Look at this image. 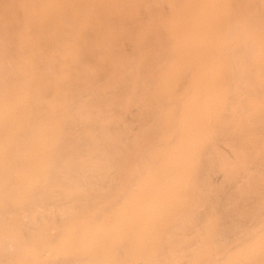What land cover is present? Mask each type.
<instances>
[{
  "label": "rangeland",
  "instance_id": "rangeland-1",
  "mask_svg": "<svg viewBox=\"0 0 264 264\" xmlns=\"http://www.w3.org/2000/svg\"><path fill=\"white\" fill-rule=\"evenodd\" d=\"M115 1V2H114ZM118 1H120V2H118ZM128 0H126V2H127ZM156 2H154V0L152 1H150V0H148V2H147V0H144L143 2H141L142 4L140 5L141 7H139L137 4H136V2H134V1H129V2H127V4H125V1L124 0H90V1H88V6H87V4H85V7H82V11H80L81 13H80V15H74V14H72V13H70L69 12V10L68 11H62V12H60V14H59V16L57 17V19L55 18V20H59L60 22H61V24H62V29L63 28H65V29H63V30H66V31H72V33H74L75 35H78V37H79V40H78V42H79V48H77V50H75V54H76V58H75V60H74V62H72L71 64H70V66H69V71H70V78L68 79V81H69V83H65L64 85H63V87L62 88H65L64 90L66 91L65 93H67V95H68V97H67V99H68V102H69V108L67 109V110H65V111H67V112H65L64 111V113H62V116H61V113H59L58 114V117H61V120H60V122H58V125L56 126L57 127V129H55L53 132H52V139L50 140V143L47 145V147H46V150L47 151H45V153H43L42 155H41V157L39 156L38 157V159H40L39 161H41V164H40V166H39V168H38V170L37 171H35V172H31V173H29V169H30V167H31V165L33 164V160L34 159H32V161H30V159L31 158H29V159H27V158H25V163H24V159H22V158H20V156H18L19 157V159L21 160H19V161H16L17 159H18V157H16V159H12V158H10V157H12V153L14 152V151H17V152H20V153H23L26 149L25 148H20L19 146H20V144L22 143V141L25 139V137L27 136H29L28 137V139H25V141L26 142H23L22 144H21V146H25V144L27 143L28 144V140L30 139V135H31V133H32V130H34V127H33V125L28 129V128H23L22 130L24 131V132H26V134H28V135H23V134H25V133H23V131L22 130H19L17 133H18V137L19 138H17V136H16V139H18V141H19V139H22L23 137L22 136H24V139H22V141H21V143L19 144V146H18V148L17 149H19V151L18 150H16V149H14V151H13V149H12V147L10 146V144H9V146H10V150H9V152H8V157H7V159L6 160H3V159H1L0 160V162L1 161H3V162H1L2 164L0 165L1 167H0V170L1 169H3L1 172H2V174H5V176L4 175H2L1 174V172H0V179L3 181V183H0V186H3L4 187V189L1 187V189L2 190H0V194H3V192H4V196H2V195H0V204H2V206L0 205V214H2L3 215V219L5 218V216H6V219H7V216H8V219L6 220V219H4L5 221L4 222H6V223H1V222H3V219H2V216H1V218H0V240H2V241H0V246L2 245L3 247L7 244H10V245H6L4 248H6V249H4L3 247H0V255L2 256H0V264H1V261H2V264H13L12 262L14 261V264H22V263H24V264H29L31 261V263L30 264H129V263H131L132 264V262H134L133 264H135L136 262L138 263V262H140L141 264H158L159 262H163L162 264H166L165 262H164V260L165 261H168L169 263L168 264H175L176 262L179 264H222V263H226V264H263L264 263V225H262L263 223H264V219H262L261 220V218H263V214H264V212H263V214H262V211L260 212V210H263V208H264V206H262V205H264V203L262 204H259V202H263L264 201V192H263V190H264V179H263V177H264V150H262V149H264V143H263V147L261 146V142L264 140V65H263V63L264 62H262L261 63V61L263 60L264 61V43H261L262 41H259V45H257L256 43H257V41H255V40H253V39H251V38H253V35L252 34H250L252 31H254V32H252V33H256L255 31L257 30V32H260L259 33V35H256V34H254V35H256L257 36V38H260L261 40H263L264 39V37H263V39H262V35H264V9L262 8V7H264V0H230V2H229V0H223L222 2H221V6L219 7L221 10H222V13H220V14H218V17H217V19L215 20L216 22L214 23V27H215V32H214V34L215 35H220V37H221V41L223 42L222 43V47L223 46H225V51H224V49L222 50V52L224 51V54H222V56H221V58H219L218 60H216L215 62V65H217V66H214V68H213V80L211 81V82H213V84H214V91H212L211 90V94H212V97H211V99L209 100L210 102L208 103V105H207V108H206V112H203L202 113V115L200 116V118L199 119H197V120H195V122H193L194 123V125H197V127H198V132L195 134V135H193L192 136V139L191 140H188V142L186 141V144L184 143V144H181V145H175V143H176V141H177V139L179 138V136L180 135H182V133H180V128H179V113H180V106H181V104L185 101V99L187 98V94H188V91H187V85H188V79H189V77H190V75L189 74H191V72H192V69L191 68H189V69H191V72H190V70H189V74L187 73V71H188V69H186L185 71L183 70L177 77H175V78H173L172 79V82H171V84L169 85V89L168 90H166V83L165 82H161L160 81V79H159V76H157L159 73V71L162 69V68H164L163 66H165V63L170 59V58H172L173 57V53H172V46H171V41L169 40V39H167V35H166V31L164 32V30H163V28H162V22H160V17H161V19H164V20H169V19H171V17H172V15H171V13H172V11L173 10H176V11H179V10H181V8H182V4H183V2H182V4L180 3V1L181 0H172V1H170V0H159L158 2H157V0H155ZM165 1V2H164ZM245 3H244V2ZM248 1H249V4H248ZM18 4L19 2H18V0H0V5L2 6H0V13H1V11H2V15H3V17L5 16V18H6V16L8 15V12H10L9 13V15L7 16V19H5V18H3V19H5L6 20V22H5V20H4V22H5V25H7V26H5L6 27V29L5 30H1V32L0 33H3V34H0V36L1 37H3L4 39H2L1 37H0V52H2L1 53V55L3 54V57L4 58H10V59H8L7 61H8V63H7V65H0V81L3 79V76L6 74L9 78H7V82H5L4 81V83H6V84H8L9 82H11L12 81V79H17L18 77H17V75L15 74L16 72H15V68H16V66L19 64V58H24L25 56H26V54L27 53H25V54H23V51L24 52H27V50H26V47H24V48H21V47H18L17 45H15V44H17L16 43V38L18 37V35H19V33L20 32H18L21 28H22V24H21V22H23V20H24V15L22 14V12H20L19 13V11H20V9H19V7H18V5H16V3ZM109 2V3H108ZM131 2V3H130ZM146 2H147V5H146ZM172 2V3H171ZM176 2H178L177 4H176ZM105 3H107L108 5L110 4V8L108 7V9H107V7L105 6ZM112 3V4H111ZM115 3H117V5H118V7L116 6V4ZM119 3V4H118ZM129 3V4H128ZM155 3H157V4H159V5H156ZM170 3V4H169ZM227 3V4H226ZM14 4V5H13ZM99 4H101V5H99ZM106 4V5H107ZM130 4H136V6L134 5V6H132V5H130ZM180 4V5H179ZM250 4H251V6H250ZM8 5L10 6V7H8ZM91 5V6H90ZM93 5V6H92ZM103 5V6H102ZM114 5V7H112V6ZM145 5V6H144ZM149 5V6H148ZM163 5H165V6H163ZM177 5V6H176ZM249 5V6H248ZM16 6V9L14 8ZM95 6L97 7L96 9H95ZM129 6V7H128ZM144 6V7H143ZM154 6V7H153ZM161 7L163 10H162V12H161V8H158V7ZM226 6V7H225ZM15 9H13V8ZM73 7H77V9H79L80 8V6L79 5H73ZM88 7V8H87ZM100 7V8H99ZM103 7H106V8H103ZM139 7V8H138ZM154 8V10L152 11V8ZM165 7H167L166 9H165ZM174 7V8H173ZM177 7V8H176ZM252 7V8H251ZM13 9L12 11H10V9ZM18 8V9H17ZM99 8V9H98ZM127 8V9H126ZM138 8V9H137ZM144 8V9H143ZM150 8H151V10H150ZM229 8V9H228ZM247 8H249V9H247ZM3 9V10H2ZM8 10V12H6L7 10ZM76 9V10H77ZM94 9V10H93ZM98 9V10H97ZM103 9V12H101V10ZM107 9V10H106ZM111 9V10H110ZM128 9H130L129 11H128ZM134 9V10H133ZM158 9H160V11H157ZM172 9V10H171ZM179 9V10H178ZM245 9V10H244ZM18 10V11H17ZM81 10V9H80ZM84 10V11H83ZM106 10V11H105ZM168 10V11H167ZM171 10V11H170ZM15 11V12H14ZM143 11H144V13H146L145 15H144V13H143ZM151 11H152V13H151ZM167 11V12H166ZM224 11V12H223ZM228 11H230L229 13H228ZM5 12V13H4ZM17 12V13H16ZM129 12V13H128ZM158 12V14H156ZM165 12V13H164ZM241 14H240V13ZM7 13V14H6ZM18 13L20 14L19 16H17L18 15ZM103 13V14H102ZM125 13V14H124ZM154 13H155V15H154ZM164 13V14H163ZM244 13V14H243ZM17 14V15H16ZM70 14H72L73 15V17L72 16H70ZM85 14H87V16H85V18L83 17ZM94 14V15H93ZM103 16H102V15ZM112 14V15H111ZM113 14H115V15H113ZM135 14V15H134ZM225 14V15H224ZM15 15H16V18H15ZM23 15V16H22ZM64 15V16H63ZM82 15V16H81ZM99 15H101V17L99 16ZM107 15H109L108 16V18L110 19V18H112L111 16H114L113 17V19L111 20H109L108 18H107ZM119 15V16H118ZM133 15V16H132ZM139 15V16H138ZM229 15V16H228ZM12 16V17H11ZM14 16V17H13ZM65 16H66V18H67V16H70V20H68V18H67V22H65L66 21V18H65ZM76 16H78L79 17V19H78V17H76ZM80 16H81V18H80ZM89 16H91V17H89ZM93 16V17H92ZM141 16H142V18L143 19H141ZM144 16H146L148 19H145L146 17H144ZM10 17V18H9ZM140 18V20H139V18ZM153 18V19H155V20H151V29L153 30V29H155V30H151V32L150 33H146L145 35L146 36H144L143 38L142 37H140V34L139 33H141V27H143V25H145L151 18ZM14 18V20L16 21H14V22H11L12 21V19ZM64 18H65V20H64ZM75 18H77V19H75ZM94 18V19H93ZM101 18V19H100ZM103 18V19H102ZM106 18V19H105ZM132 18V19H131ZM19 19V20H18ZM82 19V20H81ZM88 19H91V20H88ZM99 19V20H98ZM134 19V20H133ZM138 19V20H137ZM8 20V21H7ZM49 20H51L52 22L53 21H55L54 20V18L52 19V18H49V19H47L46 21H48V23L45 21V22H43L42 24H41V27L40 28H42V29H40V30H42L41 32H42V34L44 35L45 34V30H47V29H49V26L51 25V21H50V23H49ZM64 20V21H63ZM77 20H79V21H77ZM82 22H84V23H86L85 24V27H84V29H82L81 31H79V26L82 24L81 23V21ZM106 20H108V22L106 21ZM119 22L118 24H115V22H117V21ZM133 22H132V21ZM142 20L144 21V23L142 22ZM226 20H228L227 21V23H226ZM73 23H72V22ZM74 21H76V22H74ZM86 21V22H85ZM104 21H106V22H104ZM115 21V22H114ZM138 22V23H140V24H138V23H135V22ZM147 21V22H146ZM160 22V24H159V22ZM19 22V23H18ZM71 22V23H70ZM87 22H89V24L87 23ZM114 22V23H113ZM154 22H155V24H154ZM157 22V23H156ZM9 23H11V24H13V26L11 25V29H10V24ZM18 25H16V24ZM66 23V24H65ZM70 23V24H69ZM103 23H106V24H103ZM111 23V24H110ZM129 23H132V25L131 24H129ZM135 23V24H134ZM16 26H15V25ZM46 24H47V26H46ZM72 24V25H71ZM78 24H80V25H78ZM101 24L102 25H106L105 27H107L108 28V30L104 27V26H101ZM116 26V27H118V28H116L114 25ZM129 24V25H128ZM134 24V25H133ZM136 24H137V26H136ZM219 24V25H218ZM244 24V25H243ZM42 25L44 26V27H42ZM78 25V26H77ZM86 25H89V28H88V26H86ZM96 25V26H95ZM99 25V26H98ZM111 25H112V27H113V30L114 31H117V32H113V30H111L112 29V27H111ZM139 25V26H138ZM216 25V26H215ZM245 25L247 26V28L245 27ZM254 27H253V26ZM9 26V28H7ZM71 26H72V28H71ZM73 26H76V28L74 27V30H73ZM95 26V27H94ZM98 26V27H97ZM141 26V27H140ZM222 26H223V28H222ZM225 26H227L228 27V29H225L226 27ZM237 26V27H236ZM69 27V28H68ZM93 27V28H92ZM103 27V28H102ZM111 27V28H110ZM225 27V28H224ZM244 27V28H243ZM249 27V28H248ZM251 27H253V29H251ZM256 27V28H255ZM91 28H92V30H91ZM95 28V29H94ZM97 28V29H96ZM107 30V32H106V30ZM110 28V29H109ZM115 28H116V30H115ZM219 30H218V29ZM255 28V29H254ZM14 29V30H13ZM100 29V30H99ZM104 29V30H103ZM129 29H130V31H129ZM239 31H238V30ZM242 29V30H241ZM243 29H245V30H243ZM248 29H250L251 31H249ZM7 30V31H6ZM79 31L78 33H76V31ZM87 30H91L90 32L91 33H89V31H87ZM100 32H99V31ZM112 31V33H110L111 31ZM131 30H132V32H131ZM134 30V31H133ZM136 30L138 31V32H136ZM156 30H158V31H156ZM226 30H228V31H226ZM3 31H5V32H3ZM10 33H9V32ZM86 31H87V33H86ZM108 31H110L109 33H108ZM157 32V34H156V32ZM217 31L219 32V34L217 33ZM238 31V32H237ZM245 31V32H244ZM249 31V32H248ZM133 32H136V33H133ZM155 32V33H154ZM221 32V33H220ZM240 32H241V34H240ZM93 33V34H92ZM97 33H99V36H96V35H98ZM104 33V34H103ZM127 33V34H126ZM131 33V34H130ZM138 33V34H137ZM224 33V34H223ZM245 35H244V34ZM247 33V34H246ZM6 34H7V39H6ZM101 34V35H100ZM112 34V35H111ZM129 34V35H128ZM135 34V38L134 37H131V36H133ZM151 34V35H150ZM153 34H155L156 36H153ZM163 34V35H162ZM242 34H243V36H245V38L246 39H243L244 37L242 36ZM10 35H11V37H10ZM13 35V36H12ZM114 35V36H113ZM117 37H116V36ZM131 35V36H130ZM159 35H161V37L162 38H160V36ZM240 35V36H239ZM246 35H249V36H246ZM252 35V36H251ZM84 36H86V37H84ZM109 36V37H108ZM111 36V37H110ZM126 36H127V38H126ZM130 36V37H129ZM163 36H164V38H163ZM226 36V37H225ZM227 36H230V37H228L227 38ZM259 36V37H258ZM15 38V40L12 42L11 40H13V38ZM99 37V38H98ZM112 37H115V38H112ZM148 37V38H147ZM152 37V38H151ZM153 37L154 38H156V40H154L153 41V43H152V40H153ZM241 37V38H240ZM250 39V41L248 40V41H245V40H247L248 38ZM251 37V38H250ZM10 38H11V40H10ZM58 38L60 39V37L59 36H56L55 37V40L56 41H58ZM93 38V39H92ZM95 38H98V39H95ZM102 38V39H101ZM123 38H126V39H123ZM131 38H132V40H131ZM235 38H236V41H235ZM239 38V39H238ZM1 39H2V41H1ZM82 39V40H81ZM102 40L101 42L99 41V40ZM105 39H107V40H105ZM136 39V40H135ZM144 39H146V40H144ZM159 39V40H158ZM163 39V40H162ZM165 39H167V41H169V43L167 42V43H165L164 41H166ZM230 39V40H229ZM234 39V40H233ZM10 42H8V41ZM124 40H126V41H124ZM130 40V41H129ZM143 40V41H142ZM150 40V42L148 43V41ZM161 40H162V42H161ZM240 40H241V42H240ZM245 42H248V44L247 43H245ZM46 41V42H45ZM60 41V40H59ZM81 41V42H80ZM85 43L84 45H86V46H84L83 45V42ZM95 41V42H94ZM98 41V43L96 44V42ZM113 41V42H112ZM238 41V42H237ZM243 41V42H242ZM2 42H4L5 43V46H7L8 45V43H9V46H11V47H8L7 46V48H5V46H4V43H2ZM7 42V43H6ZM12 42V43H11ZM93 42V43H92ZM122 42H124V43H122ZM125 42H126V44H125ZM129 42H131V43H129ZM141 42V43H140ZM233 43V45L231 44V46H233V48L232 47H229L228 48V44H229V46H230V43ZM254 43V44H252V43ZM256 42V43H255ZM264 42V41H263ZM15 43V44H14ZM90 45H89V44ZM104 43H107L106 45L104 44ZM111 43H114L113 45L111 44ZM146 43V44H145ZM158 43H160V44H158ZM225 43V44H224ZM235 43V44H234ZM237 43V44H236ZM240 43V44H239ZM11 44V45H10ZM15 45V46H13V45ZM44 44V45H43ZM90 46V47H92L91 49H89V47H88V45ZM91 44L93 45V46H91ZM95 44V45H94ZM101 44V45H100ZM131 44V45H130ZM138 44V45H137ZM143 44V45H142ZM161 44H163V45H161ZM169 44V45H168ZM263 44V45H262ZM43 45V46H42ZM107 47H105V46ZM108 45V46H107ZM109 45H112V46H115V47H111V46H109ZM121 45H122V47H121ZM130 45V46H129ZM135 45V46H134ZM137 45V46H136ZM152 45V46H151ZM154 45V46H153ZM160 45H161V47H164L163 49L160 47ZM167 45V46H166ZM241 45V46H240ZM255 45V46H254ZM135 47V48H133V47ZM139 46V47H138ZM237 46V47H236ZM244 46V47H243ZM248 46V48H246ZM259 46V47H258ZM263 46V47H262ZM38 47V49L40 48V51H41V53H42V55H39V53L38 54H36L35 55V59H33L32 60V62H30V67H31V70L33 71V70H35V71H37V72H39V70L40 71H42L43 70V72H39L40 73V76L42 75L43 77H46V76H49L50 75V71H52L51 73L53 74H57L58 73V71H59V69H60V67L62 66V62H61V60L60 59H58V57H56V55L58 56V53L57 52H55L56 50H59L60 51V49H58V47L55 45V44H52L50 41H48V40H44L43 38H41L40 39V42H39V45L37 46ZM87 49H86V48ZM94 47V48H93ZM97 47V48H96ZM102 47H104L103 48V50L105 49V51L108 49V48H110V49H108L107 51H106V53L108 52V54L106 55V53L102 50ZM117 47H119V52H117L118 50H117ZM131 47H132V49H131ZM148 47V48H147ZM149 47H150V49H152V50H154L153 52H152V50H150L149 49ZM155 47V48H154ZM236 49H235V48ZM243 49H242V48ZM260 47H262L263 49H262V51H260ZM9 48V50H7ZM52 48V49H51ZM56 48V49H55ZM82 48H83V50H82ZM99 48V49H98ZM101 48V49H100ZM114 48L116 49L115 51H114ZM129 48L132 50H129ZM145 48V49H144ZM168 48H170V49H168ZM246 48V49H245ZM256 48H258V51H257V49ZM1 49H3V50H5V51H3V50H1ZM16 49H18L19 50V52H20V55H19V52H18V50H16ZM55 49V50H54ZM80 49V50H79ZM93 49H94V51H93ZM98 49V51L99 52H101L100 50H102V53H99V52H97V54L95 55V53H96V50ZM121 49V50H120ZM138 49V50H137ZM226 49H227V51H226ZM232 49H234V51H235V55H233L234 54V51H230V50H232ZM238 49V50H237ZM250 49H251V53H248L249 51H250ZM50 50H54L53 52L52 51H50ZM89 50H91V51H89ZM112 50V51H111ZM123 50V51H122ZM238 52H237V51ZM254 50V51H253ZM7 51V53H4V52H6ZM10 53H9V52ZM49 51V52H48ZM82 51V52H81ZM83 51H86V52H83ZM93 51V52H92ZM112 52V53H110V52ZM128 51H130L131 52V54H130V52L128 53ZM140 51V52H139ZM164 51H165V53H164ZM260 51V52H259ZM15 52V53H14ZM90 52V55L89 54H87L88 56H90V58L86 55V53H89ZM95 52V53H94ZM104 52V53H103ZM117 52V53H116ZM134 52V53H133ZM149 52H150V54H149ZM221 52V53H222ZM231 52V54H229ZM238 53V55H237V53ZM241 52V53H240ZM22 53V54H21ZM44 53V54H43ZM47 53H49V55L47 54ZM57 53V54H56ZM114 53H116V54H114ZM144 53V54H143ZM146 53H148V55L146 54ZM165 55H164V54ZM233 53V54H232ZM9 54V55H8ZM45 54H46V56H45ZM91 54H94V55H91ZM101 54H103V55H101ZM129 54V55H128ZM140 54H142V55H140ZM227 54V55H226ZM84 55H85V57L86 58H84ZM99 55H100V57H99ZM110 55V56H109ZM113 55V56H112ZM138 55V56H137ZM146 55V56H145ZM150 55V56H149ZM168 55V56H167ZM252 55V56H251ZM253 55H254V57H253ZM8 56V57H7ZM10 56H12V57H10ZM41 56V57H40ZM94 58L93 60L91 59L92 57ZM105 56L108 58H105ZM117 56H119L118 58H117ZM143 56V57H142ZM145 56V57H144ZM167 56V57H166ZM225 56V57H224ZM228 56V57H227ZM235 56V57H234ZM238 56H241V57H239L238 59H237V57ZM244 56V57H243ZM263 56V57H262ZM39 57V58H38ZM102 57V58H101ZM109 57H110V59H109ZM138 57H139V59H138ZM140 57H142V59H144V60H142ZM226 57L228 58V60H229V62H228V60L226 59ZM262 57V58H261ZM46 58V59H45ZM51 58V59H50ZM89 60H88V59ZM98 58H100V61H98L99 59ZM103 58H105V59H103ZM114 58L116 59V62H115V60H114ZM130 58V59H129ZM136 58L139 60H136ZM233 58H235V59H233ZM261 58V59H260ZM12 59V60H11ZM16 59H17V62H16ZM87 59V60H86ZM112 59H113V61H112ZM120 59H122V60H120ZM133 59H134V62L133 63H135V65L132 63V62H130V61H133ZM146 59H147V61H146ZM164 59H166L165 61H164ZM226 59V61L228 62H226V61H224ZM231 59H233V60H231ZM36 60H37V62H36ZM48 60V61H47ZM85 60V61H84ZM90 60H92V61H90ZM97 60V61H96ZM104 60H106L107 62L108 61H110L109 63H111V64H107L106 63V61H103ZM237 60V61H236ZM253 60V61H252ZM257 60H259L258 62H257ZM9 61H11V64H10V62ZM13 61V62H12ZM15 61V62H14ZM58 61V62H57ZM88 61H90L89 63H88ZM94 61V62H93ZM238 61H239V63H238ZM254 61H255V63H254ZM57 62V63H56ZM78 62V63H77ZM80 62V63H79ZM85 62H87L86 64H85ZM122 62V63H121ZM130 62V63H129ZM146 62V63H145ZM162 62V63H161ZM164 62V63H163ZM222 62H224L225 63V66H224V63H222ZM233 62H235V64L233 63ZM36 63V64H35ZM81 63H83V64H85L84 66H81V65H83V64H81ZM91 63H93V64H91ZM136 63H138V64H136ZM156 63V64H155ZM211 63V62H210ZM218 63V64H217ZM227 63V64H226ZM230 63H232V68H235L236 67V70H234V69H232L231 68V64ZM257 63V64H256ZM16 65V66H14V65ZM56 64V65H55ZM88 64H90V65H88ZM104 64V65H103ZM106 64V65H105ZM116 64H118V65H116ZM128 64V65H127ZM129 64H130V67L128 68V66H129ZM160 64H162V66H160ZM209 64V63H208ZM250 64H255L254 66H250ZM9 65V66H8ZM74 65H76V66H74ZM79 65V66H78ZM101 65H103L102 67H101ZM120 65V66H119ZM144 65H145V67H144ZM220 65V66H219ZM261 65H263V66H261ZM11 66V67H10ZM34 66H37V67H35L34 68ZM105 66V67H104ZM132 66V67H131ZM153 66V67H152ZM208 65H206V67H207ZM221 66H224V67H221ZM227 66V67H226ZM250 66V67H249ZM56 67V68H55ZM81 67H82V69H81ZM88 67V68H87ZM104 67V68H103ZM106 67H107V69H106ZM121 68L120 70H118L117 68ZM127 67V68H126ZM142 67V68H141ZM219 67V68H218ZM221 67V68H220ZM261 67V68H260ZM11 68V69H10ZM43 68H45V69H43ZM72 68H73V70H72ZM74 68H76L77 70H75ZM80 68V69H79ZM84 68V69H83ZM85 68H87V71H86V69ZM103 68V71H106L104 74L102 73L103 71L101 70V69ZM111 68H113V69H111ZM131 68V69H130ZM132 68H133V70H132ZM138 68H140L139 69V71H138ZM143 68H144V70H143ZM216 68H218V69H216ZM223 68H225V69H223ZM244 68H245V71H244ZM261 70H260V69ZM57 69V70H56ZM79 69V70H78ZM105 69V70H104ZM115 69V70H114ZM124 69H127V70H124ZM136 69V70H135ZM158 69H159V71H158ZM228 69L230 70V72L228 71ZM238 69V70H237ZM252 69V70H251ZM72 70V71H71ZM89 70V71H88ZM91 70V71H90ZM93 70H95V71H97L96 73L93 71ZM108 70H110V72L108 71ZM114 70V71H113ZM117 70V71H116ZM126 71V72H128V73H132L131 75L130 74H126V72H124V71ZM129 70V71H128ZM219 70L221 71V72H219ZM233 70V71H232ZM247 70V71H246ZM9 71H11L10 73H9ZM44 71H45V73H44ZM77 71H79V72H77ZM98 71H99V73H98ZM102 71V72H101ZM118 71L120 72V73H118ZM133 71V72H132ZM136 71H137V73H139V74H137L136 73ZM149 71V72H148ZM151 71V72H150ZM224 71V72H223ZM251 72V74H249V72ZM260 71V72H259ZM7 72V73H6ZM14 72V73H13ZM49 74H48V73ZM73 72V73H72ZM89 72V73H88ZM94 72V73H93ZM101 72V73H100ZM107 72H109V73H107ZM115 72H116V74H115ZM124 72V73H123ZM148 74H147V73ZM226 72V73H225ZM231 72H233V73H231ZM235 72H237V73H235ZM242 72H245V73H242ZM43 73V74H42ZM142 73H143V76H142ZM150 73V74H149ZM158 73V74H157ZM217 74V76H216V74ZM224 73V74H223ZM228 73H230V74H228ZM235 73V74H234ZM247 73H248V76H247ZM256 73V74H255ZM9 74H12V75H9ZM47 74V75H46ZM76 74V75H75ZM78 74V75H77ZM81 74V75H80ZM88 74H89V76H88ZM90 74H92L93 75V77H95L97 74H99V75H97L95 78L96 79H94V78H92V75H90ZM94 74H96L95 76H94ZM103 76H102V75ZM109 74H110V76H109ZM112 74V75H111ZM122 74H125V75H122ZM136 74H137V76H136ZM148 76H147V75ZM188 74V75H187ZM223 74V75H222ZM233 74V75H232ZM237 74H239V75H237ZM258 75L257 76V78L255 77V75ZM6 75H5V79H6ZM106 75H108L109 77H111V78H109L108 76H106ZM139 75H140V77H139ZM146 75V76H145ZM185 75V76H184ZM240 75H242V77L240 78L239 76ZM244 75H245V77L247 76L248 77V79H247V77L245 78L244 77ZM250 75V76H249ZM11 76H12V79H11ZM75 76L77 77V78H75ZM88 76V77H87ZM91 76V77H90ZM102 76V77H101ZM104 76H106L105 78H103ZM114 76H116V77H114ZM119 76L121 77L120 78V80H118V78H119ZM125 76V77H124ZM157 76V77H156ZM230 77V78H227V77ZM261 76H262V78H261ZM13 77H15V78H13ZM17 77V78H16ZM74 77V78H73ZM98 77V78H97ZM136 77H137V79H136ZM142 77V78H141ZM147 77H151V82H150V78H147ZM156 77V78H155ZM183 77V78H182ZM185 77H187V81H186V79H185ZM223 77V78H222ZM73 78V79H72ZM81 78H83V79H81ZM90 78V79H89ZM103 78V79H102ZM109 78V79H108ZM130 80H129V79ZM140 78V79H139ZM180 78V79H179ZM216 78V79H215ZM220 78H222V79H220ZM233 78L234 79H236L237 81H233L232 82V80H233ZM243 78V79H242ZM256 78V79H255ZM76 79V82H78V83H76L74 80ZM88 79V80H87ZM92 79H94V80H92ZM100 79V80H99ZM102 79V80H101ZM105 79V80H104ZM111 79V80H110ZM112 79H115V80H117V81H115V80H112ZM127 79V80H126ZM135 79L137 80V81H135ZM157 79V80H156ZM224 79H229V80H224ZM241 79V80H240ZM254 79V80H253ZM260 79H262L263 80V83H262V80H260ZM4 80V79H3ZM155 80V81H154ZM181 80V81H180ZM225 82V84H223L224 82ZM231 80V81H230ZM240 80V81H239ZM252 80L255 82L256 80L258 81V82H252ZM97 81V82H96ZM99 81H100V84H103L104 82H106V83H104V86L103 85H100V84H98L99 83ZM103 81V82H102ZM113 81V82H112ZM118 81H120L121 83H122V85L120 84V82L118 83ZM131 81V82H130ZM147 81H149V82H147ZM159 82V83H157V82ZM175 81V82H174ZM183 81H184V83H183ZM214 81H215V83H214ZM74 82V83H73ZM91 82H94V83H91ZM102 82V83H101ZM108 82H110L111 83V85H109L108 84ZM117 84H116V83ZM127 82H129V83H127ZM142 82H144V83H142ZM161 82V83H160ZM183 84H182V83ZM236 82V83H235ZM238 82V83H237ZM240 82V83H239ZM242 82L244 83L245 82V85L244 84H242ZM249 82V83H248ZM3 83V84H4ZM44 83V82H43ZM43 83H41L40 82V84H39V86L37 85V84H35V86L37 87V89L36 88H34V92H33V94H32V98L33 99H39V100H41V103L44 101V102H46V101H49L50 100V98H51V96L49 95V91H43V89L46 87V86H44V85H42L41 86V84H43ZM73 83V84H72ZM126 83V84H125ZM134 83H136V84H134ZM142 83V84H141ZM152 83V84H151ZM157 83V86H153V84L155 85ZM178 83V84H177ZM235 83V84H237V85H233V84ZM251 83V84H250ZM254 83V84H253ZM258 83H260V85L258 84ZM72 84V85H71ZM77 84H79V85H77ZM107 84H108V86H107ZM145 84L146 85H148V86H150L149 88L147 87V86H145ZM151 84V85H150ZM163 84V85H162ZM180 84V85H179ZM182 84V85H181ZM219 84V86H217ZM230 84V86H234L235 87V89H234V87L232 88V87H230V86H228ZM240 84H242V85H240ZM70 85H71V87H70ZM106 85V86H105ZM114 87H113V86ZM117 86V91H116V89H115V87ZM132 85H136L135 87L133 86V88H132ZM144 85V86H143ZM161 85V86H160ZM225 85V86H224ZM239 85V86H238ZM244 85V86H243ZM251 85V86H250ZM254 85H258L257 87L256 86H254ZM261 85H263L262 87H261ZM47 86H49V85H47ZM73 86V87H72ZM99 86V87H98ZM113 87V89L111 90L110 88H112ZM118 86L120 87V86H122V88L120 89V88H118ZM158 86H160V87H158ZM243 88H242V87ZM247 86V87H246ZM39 87V88H38ZM76 87V88H75ZM79 87H80V89H79ZM109 88V90L107 91V89ZM125 87V88H124ZM131 87V88H130ZM158 87V88H157ZM173 87V88H172ZM179 87V88H178ZM217 87V88H216ZM238 87V88H237ZM71 88V89H70ZM124 88V89H123ZM127 88V90H126V92H124V90ZM141 88H142V91L145 93V97H143L142 95L144 94H142V91H141ZM147 88H148V90H147ZM161 88V89H160ZM216 88V89H215ZM219 88V89H218ZM224 88V89H223ZM227 88V89H226ZM230 88H231V90H230ZM253 88V89H252ZM256 88V89H255ZM259 88H261L262 90H260ZM69 90L70 89V91H68L67 92V90ZM93 89H95V90H93ZM115 89V90H114ZM119 89V90H118ZM134 91H133V90ZM144 89H146V90H144ZM156 89H158L159 90V92H158V90H156ZM175 89H176V91H175ZM211 89H212V87H211ZM222 89L224 90L223 92H222ZM245 89V90H244ZM93 90V91H92ZM100 90V91H99ZM154 90V91H153ZM156 90V91H155ZM177 90H178V92H177ZM219 90V91H218ZM227 90H228V94H227ZM230 90V91H229ZM233 90V91H232ZM238 92V93H235L236 91ZM240 90H242L241 92H239ZM256 90V91H255ZM40 91V92H39ZM89 91H91V92H89ZM114 91H115V93L116 94H118V95H116L115 93H114ZM123 91V92H122ZM133 91V92H132ZM162 91V92H161ZM175 91V92H174ZM186 91H187V93H186ZM215 91H216V95H215ZM111 92V93H110ZM113 92V93H112ZM165 92H166V94H165ZM220 92V93H219ZM222 92V93H221ZM235 94H234V93ZM257 92V93H256ZM98 94V96H96V94ZM122 93L124 94L123 96H122ZM131 93V94H130ZM132 93H133V97H132ZM138 93H139V95H138ZM150 93H151V95H150ZM184 93V94H183ZM214 93V94H213ZM233 93V94H232ZM245 95H244V94ZM255 93V94H254ZM259 93H261V94H259ZM107 94H109V95H107ZM128 94H130V95H128ZM148 94V95H147ZM152 94H154L155 95V97L154 98H156V99H154V98H151V97H149V95L150 96H152L153 97V95ZM164 94V95H163ZM175 94V95H174ZM178 95V97H177V95ZM210 94V95H211ZM224 94V95H223ZM225 94H227V95H225ZM240 94V95H239ZM263 94V96H261ZM47 95V96H46ZM103 95H107V97H105V96H103ZM111 95L113 96V97H111ZM121 95V96H120ZM138 95V96H137ZM159 95H160V97H159ZM248 95V96H247ZM103 96V97H102ZM110 96V97H109ZM115 96H117L116 98H115ZM124 96H126V97H124ZM132 97V98H129L128 99V97ZM134 96H136L135 98H134ZM142 96V97H141ZM147 96V97H146ZM157 96V97H156ZM184 96V97H183ZM219 98H218V97ZM226 96H227V100H226ZM232 96H235V97H232ZM237 96H238V98H237ZM244 96H246V97H244ZM254 96V97H253ZM40 97V98H39ZM140 98L141 100H139V99H137V98ZM161 97H163V98H161ZM182 97V98H181ZM242 97V98H241ZM247 97H249V98H247ZM251 97V98H250ZM253 97V98H252ZM263 97V98H262ZM45 98V99H44ZM69 98H70V100H69ZM76 98H78V99H76ZM83 98V99H82ZM91 98V99H90ZM111 100H113V99H115V100H113V102H109V100L110 99ZM125 99V101L124 100H122V99ZM127 98V99H126ZM145 98V99H144ZM223 98V99H222ZM233 98H236L235 100L233 99ZM240 98V99H239ZM244 98H245V100H244ZM254 98H257V99H255V100H257V101H255L254 100ZM74 99V100H73ZM76 99V100H75ZM87 99H89L88 101H85V100H87ZM94 101H96V102H94ZM132 99V100H131ZM134 99L136 100V101H134ZM238 99V100H237ZM92 100V101H91ZM98 100V101H97ZM103 100V101H102ZM104 100H105V102H104ZM107 100V101H106ZM110 100V101H111ZM117 100V101H116ZM119 100H120V102H119ZM123 102H122V101ZM128 100V101H127ZM130 100H131V102H130ZM156 100V101H155ZM160 100H161V103H163V104H165V105H163V104H161L160 103ZM163 100V101H162ZM171 100H172V102H171ZM214 100V101H213ZM232 100V101H231ZM240 100H242V103L243 104H240L241 103V101ZM248 100V101H247ZM259 100H261L260 101V105H262V106H260L259 104H258V102H259ZM102 101V102H101ZM149 101H152V102H150L149 103ZM154 101V102H153ZM165 101H167V102H170V103H167V102H165ZM227 101V102H226ZM231 101V102H230ZM238 101V102H237ZM245 101H247L246 103H245ZM74 102V103H73ZM85 102V103H84ZM98 102V103H97ZM116 102H117V107H116ZM122 102V103H121ZM128 102V103H127ZM132 102L134 103L133 105H131L132 104ZM145 102V103H144ZM215 102V103H214ZM240 102V103H239ZM249 102H252V103H249ZM256 102V108L258 109V110H256V108L254 107V103ZM88 103V104H87ZM91 103H97L99 106H100V104H103V105H101L100 106V108H102V107H104V108H102V110L101 109H96L97 107L99 108V106L97 105V104H95V105H97L96 106V108H93L92 109V106L93 107H95L94 106V104H91ZM106 103H108V105L106 104ZM110 103V104H109ZM113 103V104H112ZM126 103V104H125ZM139 103V104H138ZM155 103H156V105H155ZM168 105H167V104ZM233 103V104H232ZM237 103V104H236ZM245 103V104H244ZM77 104H79V105H77ZM89 104H91V105H89ZM111 104H112V106H111ZM121 104H122V107H119V106H121ZM141 104H143L142 106L144 107H142L141 106ZM150 104V105H149ZM151 104H153V105H151ZM211 104V105H210ZM214 104V105H213ZM240 104V105H239ZM246 104H248V105H246ZM107 105V107H105V106ZM136 105H137V107H136ZM138 105H140L139 107H138ZM159 105V106H158ZM210 105V106H209ZM218 105V106H217ZM224 105V106H223ZM231 105V106H230ZM244 105H245V107H244ZM73 106V107H72ZM77 106V107H76ZM89 106V107H88ZM91 106V107H90ZM125 106H127V107H125ZM129 106V107H128ZM133 106H135V108L133 107ZM150 106V107H149ZM153 106V107H152ZM162 108H161V107ZM212 106V107H211ZM235 106V107H234ZM241 106V108L242 109H239V107ZM243 106V107H242ZM247 106V107H246ZM250 108H249V107ZM79 107L81 108V109H79ZM83 107H85V108H83ZM109 107V108H108ZM114 107H115V109H114ZM118 107H119V109H118ZM151 107H152V109H151ZM224 107V108H223ZM230 107H233V108H230ZM253 107L255 108V110L253 109ZM259 107V108H258ZM38 108H40V106H38V105H36V104H33V103H31L30 104V109H31V111H32V113H33V115H34V117L36 118V116H37V113H36V110L38 109ZM91 108V109H90ZM111 108V109H110ZM117 108V109H116ZM122 108V109H121ZM129 108H131V111H130V109ZM132 108H134V109H132ZM161 108V109H160ZM221 108V109H220ZM235 108V111L233 110ZM249 108V109H248ZM83 109V110H82ZM109 109V110H108ZM125 109H128V111L127 110H125ZM147 109V113L149 114L150 112V114L148 115V114H146V112H145V110ZM158 109V111H156V110ZM160 109V110H159ZM213 109V110H212ZM223 109V110H222ZM229 109V110H228ZM230 109H231V111H230ZM245 109V110H244ZM250 109H252V110H250ZM262 109V110H261ZM77 112H76V111ZM87 110V112L88 113H86L85 111ZM95 110V111H94ZM96 110H97V112H96ZM101 110V112H99ZM112 112H111V111ZM124 110H125V112H124ZM139 110H142V111H139ZM148 110H149V112H148ZM152 110V111H151ZM243 112V111H245V112H243L242 114H244V115H246V116H242L240 113H241V111ZM248 110H249V112H248ZM260 110V111H259ZM80 111V112H79ZM130 111V113H128ZM137 111V112H136ZM155 111V112H154ZM161 111V112H160ZM211 111H212V113H211ZM215 111L217 112V113H215ZM227 111V112H226ZM237 111V112H236ZM250 111H255L254 112V114H252ZM257 111V112H256ZM37 112H38V114H41V112H42V109L40 110V109H38L37 110ZM75 112V113H74ZM79 112V113H78ZM128 113V115H126L125 113ZM158 112V113H157ZM208 112V113H207ZM219 112H222V113H219ZM229 112H231L233 115H235V116H233L232 117V120H230L231 119V115L230 114H228ZM239 112V113H238ZM263 112V113H262ZM101 113V114H100ZM111 113H112V115H114L113 117L115 118L114 120H113V117L111 116ZM133 113L135 114V115H133ZM141 113H142V116H141ZM145 114V116H144V114ZM154 113V114H153ZM209 113L211 114V115H209ZM237 113V114H236ZM69 114H71V116L69 115ZM75 116H73V115ZM77 114V115H76ZM85 114H86V116H85ZM89 114V115H88ZM90 114H92V116L90 115ZM96 114H98V115H96ZM107 114V115H106ZM155 114H156V116L158 117L157 119H156V116H155ZM173 114V115H172ZM218 114H219V117H218ZM238 114H240L239 116H238ZM81 115V117H79ZM104 115V116H103ZM108 115H110V117L108 116ZM118 116V117H116V116ZM121 115V116H120ZM236 115H237V117H236ZM248 115V116H247ZM65 116L67 117V118H65ZM75 118L74 120L75 121H77V122H75L73 119L71 120V118ZM83 116V117H82ZM85 116V117H84ZM89 116H91V117H93V118H90ZM95 116H97L98 118H100V119H98V118H96ZM103 116V117H102ZM127 116H129V117H127ZM130 116H132L133 117V119H132V117H130ZM144 116V117H143ZM155 116V117H154ZM169 116H171V117H169ZM211 116V117H210ZM62 117H63V119H62ZM86 117L88 118L89 117V120H87L86 119ZM104 117H105V119H104ZM124 117V118H123ZM142 117V118H141ZM239 117H240V119H239ZM82 118V119H81ZM103 118V119H102ZM113 120V121H111V119ZM120 118V119H119ZM131 118V119H130ZM134 118H135V120H134ZM155 118V119H154ZM65 119V120H64ZM71 121H70V120ZM96 119H98V120H96ZM116 119H119L120 121H122V122H119V120H118V122H117V120ZM122 119V120H121ZM125 119H126V122H124L125 121ZM130 119V120H129ZM139 119V120H138ZM178 119V120H177ZM212 119V120H211ZM239 119V120H238ZM242 119V120H241ZM80 120V121H79ZM86 123H84L83 121ZM107 120V121H106ZM111 121V122H109V121ZM141 120V121H140ZM153 120H156V121H153ZM205 120H206V122H205ZM33 121H34V119H33ZM63 121H65V123L63 122ZM72 121H74V122H72ZM88 121H89V124H88ZM97 121H101V122H97ZM114 121H116V122H114ZM136 121V122H135ZM143 121H144V123H143ZM153 121V128L151 129V127H152V125H149L148 123H151ZM228 121V122H227ZM243 121V122H242ZM90 122H91V125H90ZM92 122H93V124H92ZM103 122V123H102ZM105 122V123H104ZM108 122V123H107ZM124 122V123H123ZM128 122H129V125L127 126L126 124H128ZM131 122H132V126L134 127V128H132V126L131 127H129L130 125H131ZM141 122H142V124H141ZM155 122V123H154ZM210 122H212V123H210ZM235 122V123H234ZM238 122V123H237ZM64 123V124H63ZM96 123V124H95ZM110 123V124H109ZM113 123H117L118 124V128L116 127L117 126V124L115 125V124H113ZM120 123H121V125L123 124V128L120 126ZM137 123V124H136ZM147 123V124H146ZM156 123H158V125L156 124ZM215 123H216V125H215ZM230 123H232V124H230ZM62 124H63V126H62ZM72 124H74V125H72ZM84 124V125H83ZM104 126H103V125ZM107 124V125H106ZM236 124V125H235ZM238 124V125H237ZM95 125H98V126H95ZM100 125V126H99ZM149 125V127H150V129H148V128H145V130H143V128H144V126L145 127H147V126ZM193 125V126H194ZM240 125V126H239ZM89 128H87V127ZM103 126V127H102ZM110 126H111V128H110ZM143 126V127H142ZM154 126H156L155 128H154ZM159 126V127H158ZM236 126H238L237 127V129H235L236 128ZM64 127V128H63ZM67 127V128H66ZM91 127V128H90ZM92 127L93 128H95V129H97L98 131H99V129H100V133L102 134L103 133V136L97 131L96 132V130L94 129V131L92 130ZM98 127H100L99 129H98ZM103 128V130H102V128ZM116 127L118 130H117V132H116V128H115V130H114V128ZM124 127H126L127 129L126 130H128V132L129 133H131L130 135H132V136H130V139H129V142L127 143V142H124V141H128V132H126L125 130H124ZM142 127V128H141ZM158 127V129H156ZM208 127H210V129L208 128ZM78 128V129H77ZM83 128V129H82ZM104 128H106L105 129V131H104ZM121 128V129H120ZM138 128V129H137ZM140 128V129H139ZM168 128V129H167ZM214 128V129H213ZM87 129V130H86ZM120 129V130H119ZM154 129V130H153ZM31 130V131H30ZM57 130V131H56ZM75 130V131H74ZM79 130H82L81 132H82V134H80L81 132L79 131ZM84 130H85V133H84ZM110 131L109 132V134L107 133V131ZM122 130H124L125 131V133H124V131L122 132ZM131 132H130V131ZM135 130H137V131H139V132H141V134L139 133V132H137V131H134ZM143 130V131H142ZM147 130V131H146ZM201 130V131H200ZM208 130V131H207ZM22 131V132H21ZM58 131L60 132V133H58ZM65 133V135H64V133ZM79 131V132H78ZM92 131V132H91ZM103 131V132H102ZM119 131V132H118ZM148 131H150L149 133H148ZM151 131H154V133L153 132H151ZM155 131H157L156 133H155ZM159 131V132H158ZM165 131V132H164ZM246 131V132H245ZM123 133V135H124V137H125V134H127L126 135V138L127 139H124V137H123V135L121 134V133ZM144 134H143V133ZM213 132V133H212ZM260 132L262 133L261 135H262V138L259 136V134H260ZM93 133V134H92ZM96 133H98V134H96ZM119 134V135H116V134ZM151 133L152 134H154V135H152L151 137L152 138H150V135H151ZM203 133V134H202ZM252 133H253V135L255 134L257 137H255V136H253L252 135ZM0 134H1V132H0ZM61 134V135H60ZM71 134V135H70ZM76 134V135H75ZM84 134V135H83ZM87 134H89V135H87ZM97 136H96V135ZM107 134V136H105V135ZM134 134V135H133ZM139 134V135H138ZM145 134H146V139H147V135H149V139H147V140H145ZM170 136H169V135ZM250 134V135H249ZM49 134H47L46 136H48ZM82 137H81V136ZM112 135V136H111ZM114 135H116V136H118V137H116V139H115V137H114V139H111ZM120 135H122V136H120ZM156 135V136H155ZM166 135V136H165ZM199 135H201L200 136V138H199ZM212 135V136H211ZM20 136L22 137V138H20ZM67 136V137H66ZM73 136H75V137H73ZM77 136H80L79 137V139H78V137ZM85 136V137H84ZM86 136H87V138H86ZM91 136V137H93L92 139H93V141L91 140V137H90V139H89V137ZM103 138H102V137ZM105 136V137H104ZM108 136H109V139H108ZM111 136V137H110ZM122 137V138H120V137ZM135 136H136V138H135ZM137 136H139V138H137ZM160 136V137H159ZM195 136V137H194ZM205 136V137H204ZM253 136V137H252ZM26 137V138H27ZM73 137V138H72ZM76 137H77V140H75L76 139ZM99 137V138H98ZM133 137V138H132ZM140 137H142L143 138V140H139V139H142V138H140ZM198 137V138H197ZM209 138L208 140H207V138ZM249 137V138H248ZM251 137V138H250ZM59 138H60V140H59ZM85 138L88 140H85ZM100 139L101 141H103L104 143H100L101 141L100 140H98V139ZM203 138V139H202ZM250 140H248V139ZM257 138H259V139H257ZM260 138L262 139L261 141H260ZM82 139V140H81ZM110 139H111V141H110ZM121 139V140H120ZM132 139H134V141L132 140ZM151 139H153V141L156 139L157 140V142H156V140L154 141L155 142V144H154V142L152 141H150ZM196 139V140H195ZM202 139V140H201ZM205 139V140H204ZM258 142H256L255 140ZM58 140V141H57ZM75 140V141H74ZM90 140L92 141V142H94L93 144H92V142H90ZM95 140L97 141H99V142H97V143H95ZM104 140H107V142L106 141H104ZM108 140H109V143L112 145L111 146V148H110V144L108 143ZM122 140H124V141H122ZM199 140V141H198ZM207 140V141H206ZM212 140L214 141V142H212ZM248 140V141H247ZM254 142H256V143H254ZM259 140V141H258ZM19 141V142H20ZM28 141V142H27ZM78 141H80V142H82V143H80V142H78ZM119 142V143H117V142ZM131 141V142H130ZM145 141H147V142H145ZM152 143H150V142ZM167 141V142H166ZM190 141V142H189ZM195 142V144H194V142ZM1 142V141H0ZM67 142H70V143H67ZM75 142V143H74ZM85 142H87V143H85ZM90 142V143H89ZM106 142V143H105ZM133 142H135L133 145H132V143ZM163 142V143H162ZM166 142V143H165ZM210 142V143H209ZM222 142V143H221ZM234 142H235V144H234ZM246 142H248V143H250V145L248 144V143H246ZM260 142V143H259ZM264 142V141H263ZM30 143V142H29ZM67 143V144H66ZM115 143H116V145H115ZM120 143L122 144V145H120ZM129 143H131V145L132 146H130V147H133V149L132 148H130V147H128L127 148V146L129 145ZM147 143V144H146ZM198 143V144H197ZM224 143V144H223ZM27 144H26V146H27ZM76 144H77V146H76ZM78 144H79V146H78ZM81 144V145H80ZM84 144H85V146H84ZM98 144V145H97ZM104 144H108V145H104ZM128 144V145H127ZM145 144V145H144ZM150 145V147L148 146H146V145ZM207 144V145H206ZM215 144V145H214ZM222 144V145H221ZM229 145V147L228 146H226V145ZM233 144V145H232ZM54 145H56V146H54ZM70 145H72V147L70 146ZM90 146L89 148L88 147H86V146ZM102 145V147H106V146H108V147H106V148H108V149H112L113 150V148H114V150H116V151H112V150H106V149H104V148H102V147H100ZM104 145V146H103ZM119 145V146H118ZM143 145V146H142ZM169 145V146H168ZM189 145V146H188ZM204 145V146H203ZM217 145V146H216ZM225 145V146H224ZM246 145V146H245ZM252 145H253V147H255V146H257L256 147V149H258L259 151H261L260 153H259V151L258 152H256L255 151V149H253V148H251L252 147ZM71 148H70V147ZM86 147V149H83L84 147ZM92 146V147H91ZM94 146H96V147H94ZM121 146H123V147H121ZM192 146H194V147H192ZM224 146V147H223ZM232 146V148H230ZM239 146V147H238ZM262 147V149H260L261 147ZM52 147H54V150H53V148ZM74 147V148H73ZM76 147V148H75ZM83 147V148H82ZM98 148L97 150H96V156H98V157H100V158H98V157H96L95 156V150H94V148ZM115 147H117L118 148V150H117V148L115 149ZM123 148V149H121V148ZM164 147H165V149H164ZM169 147V148H168ZM204 147V148H203ZM217 147L219 148V149H217ZM227 147V148H226ZM237 147V148H236ZM68 148V149H67ZM69 148H70V150L72 149L73 151H70L69 150ZM80 148V149H79ZM92 149V150H90V152H89V150L87 151L88 153H91V154H89V156L87 155V152L85 151V150H87V149ZM99 148H100V153H99ZM136 148H138L137 150H136ZM142 148H146V149H144V151H141L140 149H142ZM173 148V149H172ZM176 149V151L178 152L177 153V155L179 154V157H180V159L178 160V158L175 160V159H172V154H170L169 153V151H173V150H175ZM191 148L193 149V150H191ZM235 150H234V149ZM23 149L24 151H21V150ZM77 149V150H76ZM126 149V150H125ZM129 151H128V150ZM148 149H150V150H148ZM171 149V150H170ZM180 149V150H179ZM203 149V150H202ZM230 149H232V150H230ZM239 149V150H238ZM253 149V150H252ZM82 151V152H79V151ZM94 150V151H93ZM104 150V151H103ZM122 150V151H121ZM133 150V151H132ZM143 150V149H142ZM146 150H148V152L146 151ZM161 150V151H160ZM222 153V151L224 152V153H222L223 155V157H224V159H222L223 157L221 156V154H220V152ZM234 150V151H233ZM241 150H242V153H241V155L243 154L244 156L246 155V156H248V158L245 156V159L243 158V156H241V157H239L240 156V154H237V152H241ZM249 151V152H247V151ZM69 151H70V154H69ZM85 151V152H84ZM92 151L94 152L93 154H92ZM114 152V153H112V152ZM118 151V152H117ZM124 151V152H123ZM140 151V152H139ZM165 151V152H164ZM181 151V152H180ZM189 151V152H188ZM231 151H233V152H231ZM237 151V152H236ZM12 152V153H11ZM76 152H77V154H76ZM98 152V153H97ZM107 152V153H106ZM108 152H110L112 155L114 154V156H115V158H116V160L117 161H115V158H114V156H112L110 153H108ZM115 152H116V155H115ZM132 152V153H131ZM133 152H135L134 154H133ZM137 152H139V154L137 153ZM142 152V153H141ZM146 152H147V154H146ZM214 152H216V153H214ZM244 152V153H243ZM253 152V153H252ZM48 153V154H47ZM64 153H66L65 155H67V156H65V155H62V154H64ZM68 153V154H67ZM82 153H85V155L84 154H82ZM101 153H103V154H101ZM105 153V154H104ZM120 153H121V155H120ZM141 153V154H140ZM146 154V156H145V154ZM180 153H181V155H180ZM185 153V154H184ZM219 153V154H218ZM229 155L228 157H229V160H227L228 159V157H226L227 155ZM236 153V154H235ZM252 153V154H251ZM257 153V154H256ZM19 154V153H18ZM51 154V156H49ZM53 154V155H52ZM72 154V155H71ZM100 154V155H99ZM108 154V155H107ZM124 154V156H122ZM137 156H136V155ZM143 154V155H142ZM196 154V155H195ZM198 154V155H197ZM215 154H217V156H219V157H216V158H214V160L212 159L213 157H215L216 155ZM259 154H260V156H259ZM262 154V155H261ZM77 155V156H76ZM104 155V157L102 158V156ZM108 157H106V156ZM110 155L113 157V159L110 157ZM119 157H118V156ZM128 155V156H127ZM131 155H132V157H133V155H134V158L136 157V159L135 160H137V162L139 163V165L138 164H136L135 162H134V159L132 158V160H130V162L131 161H133V162H131V164H130V162H129V157H130V159H131ZM140 155H142V156H140ZM167 155V156H166ZM212 155H214V156H212ZM237 155H238V159L236 158L237 157ZM252 155V157H251V160H252V162L250 161V156ZM10 156V157H9ZM57 156V157H56ZM65 156V157H64ZM72 157V158H70V157ZM85 156V157H84ZM94 156L96 157V158H94ZM117 156V157H116ZM128 158H127V157ZM139 156V158L140 157H142V159L140 158V160H143V162H141L140 160H139V158L137 159V157ZM165 156V158H163ZM197 156V157H196ZM210 156V157H209ZM211 156H212V158H211ZM255 156V157H254ZM257 156V157H256ZM51 157V158H50ZM53 157V158H52ZM81 157L83 158V159H81ZM123 158V160H122V158ZM155 157V158H154ZM183 157V159H181ZM199 157H200V159H199ZM206 157V158H205ZM209 157V158H208ZM102 158V159H101ZM106 160H105V159ZM112 159V161H111V159ZM124 158L126 159L127 158V160H125L124 161ZM192 158V159H191ZM219 158V159H218ZM222 159V161H221V159ZM226 158V159H225ZM232 158V160H236V162H234L233 163V161L231 160L230 161V159ZM254 158H256V159H254ZM8 159H10V162L11 163H9V161L7 162V160ZM27 159V160H26ZM50 159H52V160H50ZM92 159L93 160H95V163L97 162V159H99L98 160V165H96L95 163H91V161H92ZM119 159V160H118ZM147 159V160H146ZM185 159V160H184ZM189 159V163L187 162V160ZM195 161H194V160ZM242 159V160H241ZM254 159V160H253ZM14 160V161H13ZM65 160V161H64ZM88 161L86 164L83 162V161ZM100 160H104V161H100ZM182 162H181V161ZM216 160V161H215ZM227 160V161H226ZM234 160V161H235ZM241 160V161H240ZM249 162H248V161ZM4 161H6V162H4ZM29 161H30V163H29ZM49 161V162H48ZM114 161H115V164H114ZM121 161H122V163H123V161L125 162V164H122L121 163ZM146 161H147V163H146ZM243 161H245V162H243ZM247 161V162H246ZM15 164H14V163ZM21 162H23L24 163V165L26 164V166H25V168H23V163H21ZM73 162H74V164H73ZM106 162H108L109 163V165H107L106 164ZM111 162V163H110ZM113 162V163H112ZM118 162V163H117ZM128 162V163H127ZM179 162H181V163H179ZM186 162V163H185ZM220 162V163H219ZM232 162V163H231ZM237 162H240V163H238V166L236 167V165H233L234 166V168L232 167V164H237ZM250 162H251V164H250ZM6 163V164H5ZM19 163H20V165H19ZM47 163H49L50 164V166H49V164H47ZM76 163V164H75ZM85 165H84V164ZM104 163V164H103ZM133 163H135V164H133ZM141 163H143L142 164V166H144V164L146 165V166H144V167H142L141 168ZM167 165H166V164ZM178 163V164H177ZM187 163H188V165H187ZM212 163H214V164H212ZM224 163H227V165L229 164V165H231V166H227L226 165V168L224 169V171H222L223 170V168H224ZM11 164V168L12 169H15V172H14V170H13V173L14 174H12V173H9V172H12V169L11 168H8L9 167V165ZM12 164H13V167H12ZM67 164V165H66ZM89 164H93V166L92 165H89ZM107 165V167H109V168H106L105 169V167H106V165ZM110 164H113L114 166L116 165V166H118L117 164H121V165H123V166H125V168H123V166H118V167H112L113 165H110ZM128 164H130V165H128ZM162 164V165H161ZM183 164V165H182ZM7 165V168L5 167V166ZM15 165L16 166H18V168L17 167H15ZM23 165V166H22ZM29 165V166H28ZM43 165V166H42ZM82 165H83V167H82ZM101 165H103L102 167H103V171L104 172H102V167H101ZM133 165H135V166H133ZM152 166L151 167V178H153V180H155V179H157L158 180V189L152 194L153 196H155L154 197V199L153 200H151V208H153L151 211H150V208H142V212L144 213V214H146V212L149 214V216H146L147 218H148V222L145 224V229H144V222L142 221V220H140V218H138V216L140 215L139 214V209L137 208L138 207V203H137V201H140V200H142V199H144L145 197H146V194H143V195H140L139 196V198L137 199V193H136V197H135V200L134 201H132V202H130V200H131V198H132V196L131 195H133L134 193H135V187H134V185L136 184V181H137V177H139V174H142L143 173V171L145 170V169H147L148 168V166ZM161 165V166H160ZM172 165V166H171ZM187 165V166H186ZM196 165V166H195ZM213 165H215V166H213ZM224 165V166H223ZM244 165H246L245 166V169H243L244 168ZM249 165V166H248ZM47 166H49V167H47ZM65 166V167H64ZM73 166V167H72ZM79 166H80V168H79ZM88 168H87V167ZM96 166V168H94V169H92L93 171H89V169L91 170V167L93 168V167H95ZM98 166V167H97ZM127 166H130V167H128L127 168ZM137 166V167H136ZM140 166V167H139ZM155 166V167H154ZM205 166V167H204ZM210 166V167H209ZM223 168H222V167ZM251 166V167H250ZM2 167H4V168H2ZM23 169H22V168ZM29 167V169H27ZM45 169H44V168ZM135 167V169H137V170H135V169H133ZM181 167V168H180ZM208 167V168H207ZM220 167V169L218 170V168ZM236 167V168H235ZM243 167V168H242ZM248 167V168H247ZM21 169V172L19 171L20 169ZM44 170H43V169ZM48 168H49V170H48ZM72 168V169H71ZM83 168H84V170H83ZM86 168V169H85ZM101 169V170H99V171H94V170H98V169ZM116 169V171H115V169ZM120 168V169H119ZM121 168H122V170H121ZM131 168H132V170H131ZM173 168V169H172ZM180 168V169H179ZM194 168V169H193ZM208 169L207 171H205V169ZM212 168V169H211ZM214 168V169H213ZM237 168H241L240 170L238 169V171L236 170V171H233V169H237ZM7 169H8V171H7ZM9 169H10V171H9ZM17 169H19V170H17ZM46 169H47V171H46ZM109 169V170H108ZM112 169V170H111ZM127 169V170H126ZM178 169L180 170V172L178 171ZM199 169V170H198ZM227 169V170H226ZM230 171H229V170ZM5 170L7 171V172H5ZM23 170V171H22ZM69 170H71V171H69ZM107 170V172H105ZM113 170H114V172H113ZM119 170V171H118ZM135 170V171H134ZM142 172H141V171ZM244 170H246L247 171V173L245 174V171ZM253 170V171H252ZM17 171V172H16ZM78 171V172H77ZM82 171V172H81ZM85 171H89L90 173H86ZM110 173H109V172ZM129 171H130V173H129ZM140 171V172H139ZM159 171V172H158ZM161 171V172H160ZM192 171V172H191ZM199 171V172H198ZM203 171V172H202ZM217 171V172H216ZM227 171V172H226ZM240 171V172H239ZM243 171V172H242ZM249 171V172H248ZM251 171V172H250ZM21 174H20V173ZM46 172H48V173H46ZM76 172V173H75ZM85 172V173H84ZM112 172V173H111ZM117 173V174H114V173ZM121 172V173H120ZM122 172H124V174L122 173ZM153 172V173H152ZM171 172V173H170ZM187 172H189V173H187ZM206 172V174H204ZM221 172V173H220ZM226 172V173H225ZM231 172V173H230ZM238 174H237V173ZM242 172V173H241ZM9 173V174H8ZM40 173V174H39ZM91 173H93L94 175H92ZM95 173H97V175H96V177H95ZM100 173V174H99ZM105 174L104 176H103V174ZM129 173V174H128ZM132 173H134V174H132ZM169 173H170V175L171 176H169ZM177 173V174H176ZM191 173H192V175H191ZM201 173V174H200ZM220 173V174H219ZM234 173V174H233ZM236 173V174H235ZM254 173V174H253ZM261 173V174H260ZM7 174V175H6ZM13 175L16 179H18V180H14V178H13V176H11V175ZM31 174V175H30ZM36 174V175H35ZM44 174V175H43ZM69 174H71V176L69 175ZM75 174V175H74ZM77 174V175H76ZM82 174V175H81ZM84 174V175H83ZM101 175V176H99V175ZM106 174H107V176H109L108 174H110L111 175V177L109 176V178L106 176ZM113 174V175H112ZM119 174V175H118ZM126 174V175H125ZM131 174V175H130ZM155 174V175H154ZM158 174L160 175V176H158ZM168 174V175H167ZM187 174H189V175H187ZM224 174V175H223ZM228 174H232L231 176L229 175L228 176ZM250 174V175H249ZM263 175L261 178H260V175ZM9 175V176H8ZM28 175V176H27ZM46 175H48V176H46ZM75 177H74V176ZM81 175V176H80ZM87 175V176H86ZM88 175L90 176V177H88ZM123 175V176H122ZM136 175H138L137 177H136ZM158 177H157V176ZM162 175V176H161ZM186 175H187V177H186ZM196 175H198V177L196 176ZM236 175V176H235ZM242 175V176H241ZM254 175H255V177H254ZM3 178H2V177ZM11 176V179L9 178ZM32 178H31V177ZM46 176V177H45ZM51 176V177H50ZM69 178L68 180H66L67 179V177ZM72 176L75 178H73V180H72V184L71 183H69L70 182V179H72ZM80 176V177H79ZM83 176V177H82ZM84 176L86 177V178H84ZM91 176H92V180H91ZM99 176V177H98ZM117 176H119V177H117ZM122 176V177H121ZM124 176H127V177H125V178H123ZM128 176L130 177V178H128ZM133 176V177H132ZM208 176V177H207ZM222 176H224V178L222 177ZM233 176V177H232ZM247 176V179L249 180V181H247V179L245 178ZM251 176V177H250ZM253 176V177H252ZM259 176V177H258ZM43 177V178H42ZM97 177H98V179H97ZM102 178L103 180V183L105 182V184L103 185V184H100V183H102V181H100L99 180V178ZM104 177H105V179L107 180V179H109V180H105L104 179ZM137 179H136V178ZM162 179H161V178ZM201 177V178H200ZM229 177H231V178H233L232 180L231 179H228ZM249 177V178H248ZM6 178H8V179H10V180H8V179H6ZM35 178V179H34ZM39 178L40 179V181L42 182V185H41V183L39 184V186H37L38 185V183L40 182L39 180H37V179ZM64 178V179H63ZM81 178V179H80ZM97 180V182L95 183L94 182V180L95 179ZM113 178V179H112ZM117 180H116V179ZM198 178H199V180L200 181H198ZM205 178H207L206 180H208V182L205 180ZM228 179V180H224V179ZM239 178H241V179H239ZM257 178H258V180H257ZM4 179V180H3ZM8 181V183H7V181ZM28 179V180H27ZM44 181H42V180ZM46 181H45V180ZM86 179V180H85ZM90 179V181H87V180H89ZM125 179V182L127 183V185H126V183H124V180ZM128 181H127V180ZM131 179H133V181H130ZM180 179H181V181H180ZM243 179V180H242ZM246 179V180H245ZM256 179V180H255ZM0 180V182H2ZM33 180V181H32ZM36 180V181H35ZM75 180V181H74ZM83 180H84V183L87 181V183H85V184H87V185H85L84 183H83ZM95 180V181H96ZM105 180V181H104ZM136 180V181H135ZM165 180V181H164ZM13 181V182H12ZM18 181V182H17ZM20 181V182H19ZM28 181V182H27ZM60 181V182H59ZM69 181V182H68ZM75 183H74V182ZM109 181V182H108ZM118 181V182H117ZM189 181V182H188ZM206 183H205V182ZM219 181V182H218ZM30 182H32L31 183V185H30ZM62 182V183H61ZM93 182H94V185H92V186H94V187H92L91 186V184H93ZM99 182V183H98ZM115 182V183H114ZM133 183L132 185L131 184H128V183ZM170 182V183H169ZM180 182V183H179ZM259 182H261L260 184H259ZM262 182H263V184H262ZM37 183V184H36ZM69 183V184H68ZM89 183H91L90 185H89ZM97 183H98V186H97ZM106 183H107V185H106ZM112 183H114V184H112ZM121 183H123V184H121ZM135 183V184H134ZM171 183H173V184H171ZM203 183V184H202ZM205 183V184H204ZM208 183V184H207ZM219 183H220V185H219ZM248 183V184H247ZM3 184V185H2ZM7 186H6V185ZM12 184V187H13V185H14V187H13V189H12V187L11 186H9V185H11ZM20 184H22V185H20ZM26 184V185H25ZM34 184H35V186H34ZM67 184V185H66ZM78 184H79V187H78ZM176 184H178V187L176 186ZM182 184H184V185H182ZM247 184V186H245V185ZM250 184H252V185H250ZM257 184V185H256ZM5 185V186H4ZM40 185H41V189H39V187H40ZM56 185V186H55ZM58 185V186H57ZM77 185V186H76ZM95 185H96V187H95ZM102 185H103V187H102ZM124 185V186H123ZM126 185V186H125ZM129 185H130V187H129ZM165 185V186H164ZM198 185V186H197ZM201 185V186H200ZM204 185H206V186H204ZM207 185H209V187L210 186H213V185H215V186H213V187H210V188H208V186ZM219 185V186H218ZM229 185V186H228ZM249 185V186H248ZM260 185L261 186H263V188H260ZM16 186H17V188H16ZM33 186V187H32ZM50 186H51V188H50ZM59 186H65V187H63L62 189H65V190H62L61 189V187H59ZM81 186V187H80ZM84 186V187H83ZM108 186V187H107ZM132 186V187H131ZM167 186H169L168 187V190H167ZM185 186H187V187H185ZM191 187V189L192 190H190V188L189 187ZM200 186V187H199ZM239 186V187H238ZM242 186V187H241ZM251 186H253V187H251ZM257 186V187H256ZM258 186H259V189H258ZM6 187H7V190H6ZM19 187V188H18ZM22 187V188H21ZM27 187H28V192H29V196H28V192H27ZM33 189V190H31V188ZM67 187H69V190L67 189ZM78 187V188H77ZM87 187V188H86ZM90 187V188H89ZM99 187H102L101 189L99 188ZM106 187V188H105ZM124 187V188H123ZM126 187V188H125ZM160 187H161V189H162V191H161V189H160ZM181 187H183V188H181ZM199 187V188H198ZM204 187V188H203ZM207 187V188H206ZM216 187H217V189H216ZM238 187V188H237ZM258 189V192H257V189ZM10 188V189H9ZM15 188V189H14ZM30 188V189H29ZM54 188V189H53ZM57 188V189H56ZM77 188V189H76ZM84 188H86L87 189V191H86V189H84ZM129 188V189H128ZM166 188V189H165ZM172 188H174L173 190H171ZM176 188H177V190H176ZM243 188H244V190H243ZM248 188V189H247ZM250 188V189H249ZM17 189H20V191L19 190H17ZM37 189H39V192H37L38 190ZM73 189H75V190H73ZM80 189V190H79ZM90 189V190H89ZM184 189L186 190V192L184 191ZM200 189V190H199ZM208 189H209V191H208ZM210 189H211V191H210ZM213 189V190H212ZM220 189V190H219ZM222 189V190H221ZM239 190V192H237L236 190ZM247 189V190H246ZM252 189V190H251ZM10 190V191H9ZM13 190L15 191L16 190V192L14 193L13 192ZM41 190V191H40ZM62 190V191H61ZM66 190H68L67 191V195H66ZM71 190H73V192L71 191ZM79 190V191H78ZM98 190H100V191H98ZM128 190V191H127ZM163 190H165V191H163ZM171 190V191H170ZM190 190V191H189ZM196 190H199V191H196ZM216 190V191H215ZM241 190H243L244 192H242ZM247 192H246V191ZM260 190H261V192H260ZM9 191V192H8ZM31 191V192H30ZM34 191H36V193L34 192ZM54 191H55V194H54ZM65 191V192H64ZM80 191H81V193H80ZM91 191V192H90ZM164 192V193H161V192ZM183 191V192H182ZM188 191V192H187ZM192 191V193H190L189 194V192H191ZM205 191L207 192L206 194H204L205 193ZM235 191V192H234ZM251 191H253L252 193H251ZM40 192H44L45 194H41ZM50 192H52V193H50V195H48ZM89 194H87V193ZM159 192V193H158ZM181 192V193H180ZM202 193V195H201V193ZM204 192V193H203ZM242 192V193H241ZM246 192V193H245ZM255 192H257L258 194H260V195H262L261 197L259 196V195H257ZM10 193V194H9ZM13 193H14V196H13ZM16 193H19V195H17ZM27 195H26V194ZM33 193H35V194H33ZM58 193H60L61 194V196L63 195V198L65 199H63L62 197H60L59 195H58ZM72 193V197H71V195H69V194H71ZM78 193V196L77 195H75V194H77ZM85 193V194H84ZM93 193V194H92ZM122 193H123V195H122ZM167 193V194H166ZM209 193V194H208ZM215 193H216V195H217V197H216V195H215ZM239 193H241V194H239ZM249 193H250V196H249ZM16 194V195H15ZM75 196H74V195ZM165 196H164V195ZM179 194V195H178ZM208 194V195H207ZM231 194V195H230ZM238 194V195H237ZM245 194H247V196L245 195ZM257 196H259V197H257ZM31 195H33V198L35 199V197H37L38 195H39V197H37L38 199L36 200V202H34V204H36L37 203V205H34L33 204V200L34 199H32L31 197ZM35 195H37V196H35ZM45 195V196H44ZM66 195V196H65ZM70 196V200L68 199L67 200V196ZM86 195H87V197H86ZM117 195V196H116ZM119 195H121V196H119ZM162 195V196H161ZM172 195V196H171ZM203 197L204 195H205V197H203V199H204V201H203V199H202V197ZM236 197L235 199L234 198H232V197H234V196ZM239 195H241V196H239ZM244 195V196H243ZM5 196H7V197H5ZM18 196H19V198H18ZM28 196V197H27ZM35 196V197H34ZM41 196H44V197H41ZM49 196V197H48ZM50 196H52V199H51V197ZM53 196H55V197H53ZM68 196V197H69ZM73 196H74V202H73ZM92 196V197H91ZM200 196V197H199ZM245 196H246V198H245ZM251 196H253V197H251ZM256 197V199H254L255 197ZM27 197V201H30V202H27V201H25L26 198ZM57 197H59V198H57ZM75 197H77V198H75ZM90 197V198H89ZM118 197H120V198H118ZM123 197V198H122ZM161 197V198H160ZM176 197V198H175ZM181 197V198H180ZM231 197V198H230ZM239 197H240V201H239ZM243 197L245 198V199H243ZM250 197V198H249ZM262 197H263V199H262ZM11 198V199H10ZM14 198V203H12L11 201H9V200H12ZM29 198V199H28ZM41 198H43L42 199V201H41ZM47 198V199H46ZM84 198H85V200H84ZM117 198V199H116ZM158 198V199H157ZM189 198V199H188ZM238 198V199H237ZM31 199H32V201H31ZM54 199H56V200H54ZM97 199V200H96ZM136 199H137V201H136ZM156 199V200H155ZM161 199V200H160ZM172 199V200H171ZM232 201H231V200ZM249 199L251 200L250 202H251V204H250V202H249ZM16 200H17V202H16ZM44 200V201H43ZM46 200H48V201H46ZM50 200V201H49ZM75 200L77 201L76 202V204H75ZM156 202H155V201ZM163 200V201H162ZM194 200V201H193ZM228 200H230L229 201V204H227L228 203ZM258 200V201H257ZM259 200H261V201H259ZM21 203H20V202ZM35 201V200H34ZM41 201V202H40ZM84 201V202H83ZM114 201H116V202H114ZM193 201V203H192V205H190V202H192ZM238 203H237V202ZM242 201H245L244 203L242 202ZM11 202V203H10ZM26 203V204H24V203ZM43 202V204H41ZM46 202V203H45ZM53 202L55 203V204H53ZM56 202H60L59 204L58 203H56ZM69 202V203H68ZM90 202V203H89ZM94 202V203H93ZM102 202V203H101ZM195 202V203H194ZM201 202V203H200ZM205 202V203H204ZM227 202V203H226ZM234 203V206L236 205V204H238V205H236L235 206V209L233 208L234 206H233V203ZM246 202H248V203H246ZM5 203V204H4ZM20 203V204H19ZM64 203V204H63ZM83 203H85V204H83ZM92 203V204H91ZM104 203V204H103ZM114 203V204H113ZM131 203V204H130ZM198 203V204H197ZM212 203V204H211ZM226 203V204H225ZM23 204H24V206H23ZM30 204H32V205H30ZM58 204V205H57ZM67 204L69 205V206H67ZM71 204V205H70ZM124 204V205H123ZM129 204V205H128ZM194 204H195V206H194ZM200 204V205H199ZM4 205V206H3ZM11 205H15V207H13V206H11ZM23 206V208L22 207H20V206ZM26 205V206H25ZM31 207H30V206ZM56 205H57V211H56ZM63 205V206H62ZM72 205H74V207H72ZM83 205V206H82ZM204 205V206H203ZM224 205V206H223ZM229 205V206H228ZM231 205H232V207H231ZM258 205H259V207L261 208H258ZM261 205V206H260ZM9 206V207H8ZM18 206V207H17ZM33 206V207H32ZM36 206V207H35ZM38 206L40 207V208H42V211H41V209H39L38 208ZM46 206V209L44 208ZM55 206V208H53ZM70 206H71V208H70ZM82 206V207H81ZM104 206H106V207H104ZM110 207L111 206V208L112 209H110L109 210V208L108 207ZM125 206V207H124ZM137 206V207H136ZM191 206V208H189ZM225 206H227V207H225ZM4 207V208H3ZM62 208V215H60L61 214V211H59V210H61V208ZM66 207H68V209L66 208ZM87 207V208H86ZM100 207V208H99ZM103 207H104V209H103ZM122 207V208H121ZM130 207V209H128ZM170 207V208H169ZM206 207V208H205ZM263 207V208H262ZM13 208H15L14 210L15 211H13ZM22 209V212L20 211V209ZM24 208H27V209H25V212H24ZM32 208V209H31ZM37 208V209H36ZM64 208V209H63ZM80 208H82V209H80ZM106 208L108 209V211L106 210ZM196 208V209H195ZM202 208V209H201ZM224 208H226V209H224ZM233 208V209H232ZM236 208H239V209H236ZM9 209H11V210H9ZM29 209H31L32 211H33V209H34V211H33V213L31 212V214H30V211L31 210H29ZM59 209V210H58ZM66 209V210H65ZM78 209V210H77ZM105 210L104 212H102V211H99V210ZM122 209V210H121ZM149 209V211H147ZM165 209V211H163ZM173 209V210H172ZM191 209V210H190ZM210 209H212V210H210ZM228 209V210H227ZM36 210H38V211H36ZM44 210V211H43ZM49 210H50V212H49ZM114 211V213H112L113 211ZM126 210V211H125ZM136 210V211H135ZM154 210H155V212H154ZM186 210V211H185ZM189 210V211H188ZM216 210H218V211H216ZM237 210H241L240 212H238ZM251 210V211H250ZM1 211H3V212H1ZM8 211V212H7ZM16 211H19V212H16ZM29 211V212H28ZM40 211V212H39ZM45 211H48V212H45ZM64 211H65V213H64ZM67 211H69V215H66V212ZM96 211H97V213H96ZM107 211V212H106ZM112 211V212H111ZM145 211V212H144ZM172 211V212H171ZM248 211V212H247ZM6 212H7V214H9V215H7L6 214ZM11 212V213H10ZM17 214H15V213ZM24 212V213H23ZM26 212H27V214H26ZM35 212H38V214L40 215H38L39 216V219H38V216H36V214L37 213H35ZM43 214H42V213ZM55 213V214H53V213ZM76 214H75V213ZM96 213V218H95V216L93 215V214H95ZM123 212V213H122ZM124 212H125V214H124ZM156 212H158V214L156 213ZM233 212H235V213H233ZM247 213V216L245 215L246 213ZM250 212V213H249ZM261 214H260V213ZM35 213V214H34ZM41 213V214H40ZM99 213V214H98ZM122 213V214H121ZM152 213V214H151ZM196 215H195V214ZM225 213V214H224ZM228 213V214H227ZM245 213V214H244ZM252 213V214H251ZM259 213V214H258ZM13 214V215H12ZM22 216H21V215ZM23 214L25 215L26 214V216H27V218H28V216H29V218L27 219L26 218V216H23ZM28 214H30V215H28ZM32 214L34 215V218L36 219V220H34L33 221V216H32ZM72 214H74V215H71ZM119 214V215H118ZM131 214V215H130ZM164 216H163V215ZM181 214V215H180ZM189 214V215H188ZM201 214V215H200ZM220 214V215H219ZM241 214H242V216L244 215V218L243 219H241ZM249 214V215H248ZM251 214V215H250ZM12 215V216H11ZM43 215V216H42ZM55 215V216H54ZM59 215V216H58ZM109 215H111V216H109ZM116 215V216H115ZM122 215V216H121ZM127 215H128V219H127ZM130 215V216H129ZM162 215V216H161ZM187 215V218H184V216H186ZM196 216V218H195V216ZM205 215V216H204ZM212 215V216H211ZM219 216V218H218V216ZM232 215V216H231ZM256 215H259V218H260V216H261V218L259 219V218H257V216ZM9 216H11V218L9 219ZM13 216H14V218H13ZM18 216H19V218H21L20 220H19V218H18ZM31 216H32V222H31ZM60 216H61V218H60ZM69 216H70V218H69ZM92 216H93V218H92ZM97 216H99V218H97ZM108 216H109V218H108ZM113 216H114V219H112L113 218ZM117 216H118V219H117ZM168 216H169V218H168ZM181 216H182V218L183 219H185L184 221H183V219L181 218ZM190 216H191V218H190ZM198 216H199V218H198ZM216 216H217V218H216ZM220 216H221V218H220ZM239 216H240V218H239ZM140 217V216H139ZM12 218H13V220H12ZM18 218V219H17ZM48 218H50V219H48ZM55 218H57L56 220H55ZM111 218V219H110ZM123 218H124V220H123ZM137 220H136V219ZM178 218H180L179 220L181 221V222H179V220H178ZM190 220H189V219ZM195 218V219H194ZM212 218H214V220L212 219ZM228 220H227V219ZM231 218V219H230ZM235 218V219H234ZM248 218V219H247ZM2 219V220H1ZM60 219H62L61 221H60ZM121 219V220H120ZM127 221H126V220ZM130 219V220H129ZM132 219V220H131ZM159 219V220H158ZM193 219V220H192ZM209 219V220H208ZM220 219V220H219ZM223 219V220H222ZM241 219V220H240ZM11 220V223L9 222V221ZM14 220H16V221H14ZM19 220V221H18ZM28 221L27 222V224H25V222L26 221ZM110 220H112V221H110ZM115 220V221H114ZM129 220V221H128ZM162 220H163V222H162ZM177 220H178V222H177ZM187 220H189V221H187ZM201 220V221H200ZM210 220H212L211 222H210ZM260 220V221H259ZM21 221V222H20ZM24 221V222H23ZM52 221H54V222H52ZM56 221V222H55ZM65 221V222H64ZM87 221V222H86ZM124 221V222H123ZM152 221H153V223H152ZM161 221V222H160ZM174 221H176L174 224L175 225H173V224H171L172 222ZM209 221V223L207 224V222ZM222 221V223H220ZM16 222V223H15ZM20 224V225H18V223ZM41 222L43 223V226H42V224H41ZM49 222V223H48ZM69 222H70V224H69ZM89 222V223H88ZM112 222V223H111ZM131 222H132V224H131ZM143 222V223H142ZM206 222V223H205ZM224 222V223H223ZM230 224H229V223ZM250 222H252V223H250ZM258 222V223H257ZM32 223H33V225H32ZM35 223H37V224H35ZM46 223V224H45ZM51 223V224H50ZM54 223V224H53ZM61 223H65V224H61ZM82 223V224H81ZM94 223V224H93ZM149 223V224H148ZM158 223V224H157ZM181 223H183V226H182V224ZM184 223H185V225H184ZM196 223V224H195ZM205 223V224H204ZM213 223V224H212ZM219 223V224H218ZM16 224V225H15ZM30 224V225H29ZM39 224H40V226L42 227V228H40V226H39ZM57 224V225H56ZM68 224V225H67ZM101 224H103L104 225V229H103V225L101 226ZM120 225V226H118V225ZM129 224V225H128ZM143 224V225H142ZM155 224V225H154ZM238 224V225H237ZM241 224V225H240ZM257 224H258V226L260 225V226H262L261 228H260V226L258 227L257 226ZM15 225V226H14ZM18 225V226H17ZM23 226V228H22V226ZM29 226H31V227H29V229H28V227ZM46 225V226H45ZM51 225H53V226H51ZM101 226V233H100V226ZM115 225V229H114V227L113 226ZM134 225V226H133ZM149 225H150V227H149ZM153 225V226H152ZM158 227H157V226ZM172 227V229H171V227ZM190 225V226H189ZM206 225V226H205ZM220 225V226H219ZM225 225V226H224ZM228 225V226H227ZM252 225H254V226H252ZM258 227V229H257V227ZM6 228H5V227ZM13 226H14V228H13ZM25 226H26V228H25ZM38 228H37V227ZM49 226H50V228H49ZM63 226V228H62V230H61V227ZM67 226H68V228H67ZM76 226V227H75ZM88 226V227H87ZM111 226L113 227V230H110L111 229ZM126 226H127V228H126ZM138 226H139V228H138ZM142 226V227H141ZM185 226V228H182V227H184ZM202 226V227H201ZM211 226V227H210ZM236 226V227H235ZM243 226V227H242ZM249 226V227H248ZM33 227V228H32ZM34 227H36V228H34ZM47 227V228H46ZM64 227H66L65 229H64ZM78 227V228H77ZM133 227H135V229L133 228ZM151 227H153V228H151ZM157 227V228H156ZM164 227V228H163ZM168 227H170V229L168 228ZM194 227H195V229H194ZM206 227V228H205ZM230 227V228H229ZM247 227V228H246ZM13 228V229H12ZM16 228V229H15ZM20 228V229H19ZM46 228V229H45ZM84 228V229H83ZM97 228V229H96ZM223 228V229H222ZM225 228V229H224ZM228 228V229H227ZM235 228H236V230H235ZM243 228V229H242ZM263 228V229H262ZM8 229V230H7ZM22 229V230H21ZM31 229L33 230V231H31ZM36 229V230H35ZM40 229V230H39ZM45 229V230H44ZM92 229V230H91ZM95 229H96V231H95ZM106 229V230H105ZM131 229V230H130ZM136 229H139V230H136ZM166 229H168V230H166ZM177 229V230H176ZM189 229V230H188ZM191 229H193V230H191ZM198 229V230H197ZM202 229V230H201ZM205 229H206V231H205ZM212 229H213V231H212ZM230 229V230H229ZM251 231H250V230ZM257 229V230H256ZM16 230V231H15ZM66 230V231H65ZM79 230V231H78ZM103 230V231H102ZM117 230H119V232L117 233ZM165 230H166V232H165ZM176 231V233H175V231ZM183 230H185V231H183ZM201 230V231H200ZM203 230H204V232H203ZM210 232H209V231ZM223 230V231H222ZM247 230H249V231H247ZM256 232H255V231ZM259 230L261 231V230H263V236L261 235L260 237H259V233L256 235V234H254V232L255 233H257V232H259ZM25 232V233H23V232ZM36 231V232H35ZM39 231H42V232H39ZM86 231H87V233H86ZM91 231H92V233H91ZM128 233H127V232ZM140 231V232H139ZM142 231H144L143 233H142ZM168 231H170V232H168ZM174 231V232H173ZM188 231V232H187ZM204 235H202L200 232ZM244 231V232H243ZM39 232V233H38ZM99 232V233H98ZM102 232H105V234L104 233H102ZM108 232H110V233H108ZM111 232L112 233H115V234H111ZM130 232V233H129ZM168 232V233H167ZM177 232H178V234H177ZM189 232H191V233H189ZM223 234H222V233ZM11 233V234H10ZM32 233V234H31ZM49 233V234H48ZM53 233V234H52ZM86 233V234H85ZM95 233V234H94ZM142 233V234H141ZM151 233V234H150ZM157 233V234H156ZM165 233H167V234H165ZM183 233V234H182ZM189 233V234H188ZM200 233V234H199ZM209 233V234H208ZM244 233V234H243ZM25 234V235H24ZM28 234H29V236H28ZM34 234H36V236H34ZM46 234H48V235H46ZM51 234V235H50ZM59 234V235H58ZM62 234V235H61ZM81 234V235H80ZM89 234V235H88ZM92 234V235H91ZM100 234V235H99ZM101 234L103 235V236H101ZM107 234H109V235H107ZM119 235V237H118V235ZM122 234V235H121ZM176 234V235H175ZM194 234V235H193ZM196 234V235H195ZM227 234H228V236H227ZM241 234V235H240ZM248 234V235H247ZM10 235V236H9ZM15 236V238L16 237H18V238H16V240H15V238H14V236ZM22 235V236H21ZM42 235V236H41ZM71 235V236H70ZM84 235L86 236V237H84ZM107 235V236H106ZM114 235L115 237H113L112 238V236ZM167 237H166V236ZM199 235V237H197ZM226 237H225V236ZM252 235H254V236H252ZM9 236V237H8ZM46 236V237H45ZM73 236V237H72ZM91 236H92V238H91ZM95 236V237H94ZM122 236V237H121ZM128 236V237H127ZM170 236V237H169ZM172 236V237H171ZM176 236H178V237H180V238H178V237H176ZM202 237V239H201V237ZM206 236V237H205ZM219 236V237H218ZM222 236V237H221ZM231 236H232V238H231ZM242 236V239L241 238H239V237H241ZM252 236V237H251ZM23 237H24V239H23ZM36 237V238H35ZM42 237V238H41ZM66 237V238H65ZM87 237H89V238H87ZM100 237H101V239H100ZM105 237V238H104ZM110 238V241L108 240L109 238ZM133 238L132 240H131V238ZM163 237H164V239H163ZM178 238V239H180V240H178L177 239V242L175 241V243H174V240H176V239H174V238ZM189 237V238H188ZM191 237V238H190ZM220 237H221V239L222 240H220ZM244 237V238H243ZM253 238V237H257L256 239H253V240H251L250 242L248 241V245L246 244L245 245V239H247V238ZM8 238V239H7ZM9 238H10V240H9ZM27 238V239H26ZM31 238H32V240H31ZM33 238H34V241H33ZM77 238V239H76ZM82 238H83V240H82ZM85 238H87V239H85ZM108 238V239H107ZM128 238H129V240H130V243L128 242ZM138 238V239H137ZM162 238V239H161ZM173 238V239H172ZM194 238V239H193ZM196 238L198 239L197 241H196ZM226 238V239H225ZM249 238V239H250ZM259 238H261V241H260V239ZM25 239L27 240V241H25ZM37 239V240H36ZM39 239V240H38ZM59 239V240H58ZM65 239H66V241H65ZM74 239V240H73ZM89 239V240H88ZM91 239H92V241H91ZM94 239V240H93ZM107 239V240H106ZM126 239V240H125ZM153 239V240H152ZM193 239V240H192ZM199 239H201V240H199ZM223 239H225V242H224V240ZM3 240L6 242V243H4L3 242ZM9 242H8V241ZM11 240H12V242H16V243H12L11 242ZM20 240H22V241H20ZM28 240H30V241H28ZM41 240V241H40ZM58 240V241H57ZM61 240V241H60ZM111 240H113V241H111ZM114 240H116V241H114ZM118 240V241H117ZM124 240V241H123ZM145 240V241H144ZM162 240V241H161ZM166 240V241H165ZM195 240V241H194ZM209 240H210V242H209ZM219 241V243H218V245H215V244H217V242ZM229 240V241H228ZM248 240V239H247ZM23 241H25V242H23ZM106 241V242H105ZM120 241H122V242H120ZM138 241V242H137ZM149 241V242H148ZM192 241V242H191ZM216 241V242H215ZM224 243H223V242ZM228 241V242H227ZM240 241V242H239ZM241 241H243L242 242V244H237V243H241ZM3 242V243H2ZM8 242V243H7ZM38 242V243H37ZM40 242V243H39ZM44 242V243H43ZM67 242V243H66ZM90 242V243H89ZM96 242H98V244L96 243ZM101 242V243H100ZM110 242V243H109ZM113 242H115V244L113 243ZM117 242V243H116ZM126 242H128V243H126ZM163 242V243H162ZM171 242H173V243H171ZM203 243V244H201V243ZM207 242V243H206ZM221 242V243H220ZM41 243H43V245H41ZM81 243V244H80ZM91 243H92V245H91ZM111 247H106L105 245H107V244ZM120 243V244H119ZM139 243V244H138ZM144 243V244H143ZM177 243L179 244L178 246L179 247H181V248H179L178 246H177ZM194 243H197L196 245L194 244ZM247 243V242H246ZM3 244H5V245H3ZM12 244L14 245V246H12ZM17 244V245H16ZM38 244V245H37ZM80 246H79V245ZM84 244V245H83ZM87 244H88V246H89V244H90V246L91 247H86L87 246ZM95 244V245H94ZM99 245V247L97 246V245ZM104 244V245H103ZM129 244H131V246L129 245ZM180 244H181V246H180ZM193 244V245H192ZM237 244V245H236ZM261 244V245H260ZM20 245V248L22 249L21 251H20V249L18 248V247H16V246H19ZM34 245V246H33ZM40 245V246H39ZM107 245V246H108ZM116 245H117V247H116ZM160 245V246H159ZM162 245V246H161ZM172 245H173V247H172ZM190 245L193 247V249H190V248H192V247H190ZM206 247H205V246ZM219 245H220V247H219ZM236 245V246H235ZM254 245V246H253ZM72 246H73V248H72ZM103 246V247H102ZM129 246V247H128ZM135 246V247H134ZM175 246V247H174ZM186 246H189L188 248L186 247ZM215 246H218V247H215ZM234 246V247H233ZM245 248H244V247ZM248 246V247H247ZM249 246H252V247H250L249 248ZM10 247H13V248H10ZM93 247V248H92ZM95 247V248H94ZM106 247V248H105ZM137 247V248H136ZM161 247V249H159ZM178 249H177V248ZM183 247V248H182ZM195 247H196V252H195ZM199 247V248H198ZM229 247V248H228ZM39 248H41V250H39ZM49 248V249H48ZM59 248V249H58ZM87 248V249H86ZM98 248H99V250H98ZM119 248V249H118ZM124 248H127V249H129V250H127V249H124ZM130 248H132V251H130L131 249ZM141 248V249H140ZM173 248V249H172ZM175 248V249H174ZM185 248V249H184ZM231 248V249H230ZM247 248V249H246ZM2 249H4V251L2 250ZM9 249V250H8ZM11 249H12V251H11ZM29 249V250H28ZM45 249H48V250H45ZM63 250V252H61V250ZM91 249H94V250H91ZM111 249V250H110ZM114 249V250H113ZM153 249V250H152ZM169 249V250H168ZM182 249V250H181ZM204 249V250H203ZM215 249V250H214ZM220 249V250H219ZM246 249V250H245ZM255 249V250H254ZM14 250V251H13ZM45 250V251H44ZM65 250V251H64ZM67 250H68V252H67ZM86 250V251H85ZM105 250V251H104ZM156 250H158V251H156ZM165 250V251H164ZM177 250V251H176ZM223 250V251H222ZM227 250V251H226ZM233 250H235V252L236 253H238V254H236L235 252H233ZM263 250V251H262ZM6 251H8V256H5V255H7V252ZM17 251V252H16ZM48 251V252H47ZM53 251V252H52ZM54 251L56 252L55 254L56 255H58V256H56V255H53L52 253H54ZM74 251V252H73ZM92 251V252H91ZM110 251V252H109ZM123 251H125L126 252V254H125V252H123ZM133 251H134V253H133ZM156 251V252H155ZM160 251V252H159ZM170 251H171V253H178V254H174L173 253V258H172V254H170ZM181 251V252H180ZM200 251V252H199ZM216 251V252H215ZM223 253H222V252ZM245 251V252H244ZM2 252H3V254H2ZM12 253V255H11V253ZM20 252V253H19ZM26 252H29V253H26ZM34 252H35V254H34ZM43 252H47L48 253V255H50L49 257H48V255H46L47 253H43ZM49 252H50V254H49ZM52 252V253H51ZM119 252H121V253H119ZM188 252L190 253V252H192V253H194L193 255H192V253L189 255L188 254ZM215 252V253H214ZM218 252V253H217ZM220 252V253H219ZM230 252V253H229ZM244 252V253H243ZM254 252H256V253H254ZM14 253V254H13ZM41 253H43V254H45V255H43L42 256V254ZM59 253V254H58ZM89 253V254H88ZM107 253V254H106ZM137 253V254H136ZM142 253V254H141ZM150 253V254H149ZM169 253L170 254V256L168 257V255L167 254ZM197 254V256H196V254ZM230 254L229 255V257H227L228 256V254ZM234 253V254H233ZM18 256H17V255ZM29 254L31 255V256H29ZM63 254V255H62ZM102 254V255H101ZM129 254V255H128ZM165 254H166V258H165ZM179 254H181V255H179ZM182 254H183V257H184V261L182 260L183 259V257H182ZM214 254V255H213ZM219 254V255H218ZM225 254V255H224ZM227 254V255H226ZM247 254V255H246ZM13 255H15V256H13ZM33 255H34V259L32 258L33 257ZM41 255V256H40ZM59 255H60V257H59ZM71 255V256H70ZM93 255V256H92ZM109 255V256H108ZM126 255V256H125ZM162 255V256H161ZM185 255V256H184ZM187 255V256H186ZM193 256V257H189V256ZM216 255V256H215ZM222 255H223V257H222ZM238 258H236L235 256ZM13 256V257H12ZM56 256V257H55ZM64 256V257H63ZM121 256V257H120ZM143 256H144V259H140V258H143ZM151 256V257H150ZM154 256V257H153ZM156 256V257H155ZM234 256V257H233ZM240 256V257H239ZM246 256H248V257H246ZM4 257V258H3ZM31 257V259H29ZM59 257V258H58ZM68 257V258H67ZM70 257V258H69ZM72 257V258H71ZM157 257H159V259H156ZM168 257V258H167ZM177 257V258H176ZM217 257V258H216ZM231 257H233V259L231 258ZM10 259L9 261L7 260V259ZM40 258H41V260H40ZM55 258V259H54ZM57 258L59 259V260H57ZM80 258V259H79ZM146 258V259H145ZM161 258V259H160ZM172 260H171V259ZM213 260H212V259ZM215 258H216V260H215ZM220 258V259H219ZM222 258V259H221ZM229 258V259H228ZM236 258V259H235ZM13 261H12V260ZM47 259V260H46ZM49 259H51V260H49ZM66 259V260H65ZM69 259H70V261H69ZM103 259V260H102ZM127 259H129L128 261H127ZM132 259H133V261H132ZM139 259V260H138ZM164 259V260H163ZM167 259H170V260H167ZM193 259V260H192ZM228 259V260H227ZM240 259H241V261H243V262H239L238 263V261H240ZM257 259V260H256ZM261 259V260H260ZM35 260H37V262L35 261ZM57 260V261H56ZM65 260V261H64ZM120 260V261H119ZM146 260V262H144ZM159 260H161V261H159ZM174 260H175V262H174ZM179 260V261H178ZM181 260L183 261V262H181ZM188 260V261H187ZM191 262H190V261ZM230 260V261H229ZM236 260V261H235ZM238 260V261H237ZM7 261V262H6ZM12 261V262H11ZM48 261V262H47ZM59 261H61V262H59ZM62 261H64L63 263H62ZM94 261V262H93ZM103 261V262H102ZM107 261V262H106ZM127 261V262H126ZM132 261V262H131ZM149 261V262H148ZM159 261V262H158ZM221 261V262H220ZM224 261V262H223ZM47 262V263H46ZM173 262V263H172ZM186 262V263H185ZM263 262V263H262ZM136 263V264H137ZM176 263V264H177ZM139 264V263H138ZM160 264V263H159Z\"/></svg>",
  "mask_w": 264,
  "mask_h": 264
},
{
  "label": "bare ground",
  "instance_id": "bare-ground-1",
  "mask_svg": "<svg viewBox=\"0 0 264 264\" xmlns=\"http://www.w3.org/2000/svg\"><path fill=\"white\" fill-rule=\"evenodd\" d=\"M88 1H90V0H18V4L16 3V5H18V7H19V9H20V11H19V13L20 12H22V14L24 15V20H23V22H21V24H22V28L18 31V32H20L19 33V35H18V37L16 38V43L17 44H15V45H17L18 47H21V48H24V47H26V50H27V52H24L23 51V54H25V53H27L26 54V56L23 58H19V64L16 66V65H14V66H16V68H15V74L17 75V79H12V74H9V75H12L11 76V79H12V81L11 82H9L8 84H6V83H4V81L5 82H7L8 80H7V78H9L6 74V79L4 78L5 77V75L3 76V79L0 81V132H1V134H0V160L1 159H3V160H6L7 159V157H8V152H9V150H10V146L12 147V149H13V151H14V149H16V150H18L19 151V149H17L18 148V146H19V144L21 143V141H22V139H24V136L25 135H28V134H26V132H24L22 129L23 128H30L33 124V127H34V130H32V133H31V137H30V139L27 141L28 142V144H27V146H26V144H25V146H21V144L23 143V142H26L25 141V139H28V137L26 138L25 137V139L22 141V143L20 144V148H25L26 150L24 151L23 149L21 150V151H24L23 153H20V152H17V151H14L13 153H12V157H10V158H12V159H16V157H18V156H20V158H22V159H24V163H25V158H27V159H29V158H31L30 159V161H32V159H34L33 160V164L31 165V167H30V169H29V167L27 168V169H29V173H31V172H35V171H37L38 170V168H39V166H40V164H41V161H39L40 159H38V157L40 156L41 157V155L43 154V153H45V151H47L46 150V147H47V145L50 143V140L52 139V132L55 130V129H57V125H58V122H60V120H61V117H58V114L59 113H61V116H62V113H64V111L65 110H67L68 108H69V102H68V99H67V97H68V95H67V93H65L66 91L64 90L65 88H62L63 87V85L65 84V83H69V81H68V79L70 78V71H69V66H70V64L72 63V62H74V60H75V58H76V54H75V50H77V48H79V42H78V40H79V37H78V35H75L74 33H72V31H66V30H63V29H65V28H63L62 29V24L64 23H62L61 24V22L59 21V20H55V18L57 19V17L59 16V14H60V12H64V11H68L69 10V12L70 13H72V14H74V15H80V11H82V7H85V4H87V6H88V4L90 3H88ZM93 1V0H92ZM103 1V0H102ZM108 1V0H107ZM110 1V0H109ZM125 1V4H127V2H129V1H134V2H136V4L139 6V7H141L140 5L142 4L141 2H143L144 0H128L127 2H126V0H124ZM151 1V0H150ZM153 1V0H152ZM159 0H157V2H158ZM163 1V0H162ZM167 1V0H166ZM170 1H172V0H170ZM179 1V0H178ZM223 0H181L180 1V3L182 4V2H183V4L181 5L182 6V8H181V10H179V11H176V10H173L172 11V13H171V15H172V17H171V19H169V20H164V19H161V17H160V22H162V28H163V30H164V32L166 31V35H167V39H169L171 42V46H172V53H173V57L172 58H170L166 63H165V66H163L164 68H162L160 71H159V69H158V75L157 76H159V79H160V81L161 82H165L166 83V90H168L169 89V85L171 84V82H172V79L173 78H175V77H177L183 70L185 71L186 69H188V71H187V73L189 72V70H190V72H191V69H192V72H191V74H189L190 75V77H189V79H188V85H187V91H188V94H187V98L185 99V101L181 104V106H180V113H179V128H180V133H182V135H180L179 136V138L177 139V141H176V143H175V145H181V144H186V141L188 142V140H191L192 139V136L193 135H195L197 132H198V127H197V125H194V123L193 122H195V120H197V119H199L200 118V116L202 115V113L203 112H206L205 110H206V108H207V105H208V103L210 102L209 100L211 99V97H212V92H211V90L212 91H214L213 89H214V84H213V82H211L213 79V68H214V66H217V65H215V61L216 60H218L219 58H221V56H222V54H224V51H225V46H223L222 47V39H221V37H220V35H215L214 34V32L216 31L215 30V27H214V23L216 22L215 20L217 19V17H218V14H220V13H222V10L219 8L220 6H221V2H222ZM245 1V0H244ZM243 1V2H244ZM115 2V1H114ZM118 2H120V1H118ZM147 2H148V0H147ZM147 2H146V5H147ZM154 2H156L155 0H154ZM165 2V1H164ZM229 2H230V0H229ZM109 3V2H108ZM131 3V2H130ZM172 3V2H171ZM178 2H176V4H177ZM245 3V2H244ZM79 5L80 6V8L79 9H77V7H73V5ZM107 3H105V6L107 7V9H108V7L110 6V4L108 5H106ZM112 4V3H111ZM116 4V6L118 7V5H117V3H115ZM119 4V3H118ZM129 4V3H128ZM136 4H130V5H132V6H136ZM156 5H159V4H157V3H155ZM170 4V3H169ZM227 4V3H226ZM248 4H249V1H248ZM14 5V4H13ZM99 5H101V4H99ZM180 5V4H179ZM264 5V4H263ZM1 6V5H0ZM91 6V5H90ZM93 6V5H92ZM103 6V5H102ZM112 6V5H111ZM145 6V5H144ZM143 6V7H144ZM149 6V5H148ZM163 6H165V5H163ZM177 6V5H176ZM249 6V5H248ZM250 6H251V4H250ZM2 7V6H1ZM8 7H10L9 5H8ZM98 7V6H97ZM96 6H95V9L97 8ZM106 7H103V8H106ZM112 7H114V5L112 6ZM129 7V6H128ZM138 7V8H139ZM154 7V6H153ZM158 7V6H157ZM226 7V6H225ZM13 8V7H12ZM10 9V11H12L14 8L16 9V6L13 8V9ZM88 8V7H87ZM100 8V7H99ZM98 8V9H99ZM110 8V7H109ZM137 8V9H138ZM152 8V7H151ZM151 8H150V10H151ZM158 8H161V7H158ZM167 7H165V9H166ZM174 8V7H173ZM177 8V7H176ZM252 8V7H251ZM263 9H264V7H262ZM1 9V8H0ZM14 9V10H15ZM18 9V8H17ZM77 9V10H76ZM81 9V10H80ZM97 9V10H98ZM106 9V10H107ZM127 9V8H126ZM144 9V8H143ZM229 9V8H228ZM247 9H249V8H247ZM3 10V9H2ZM7 10V9H6ZM94 10V9H93ZM105 10V11H106ZM111 10V9H110ZM130 9H128V11H129ZM134 10V9H133ZM154 10V8H152V11ZM162 8H161V12H162ZM172 10V9H171ZM170 10V11H171ZM245 10V9H244ZM18 11V10H17ZM84 11V10H83ZM152 11H151V13H152ZM157 11H160V9H158ZM168 11V10H167ZM166 11V12H167ZM6 12H8V10L6 11ZM15 12V11H14ZM101 12H103V9L101 10ZM224 12V11H223ZM230 11H228V13H229ZM1 13H2V11H1ZM0 13V32H1V30H5L6 29V27L5 26H7V25H5V22H6V20L5 19H7V16L9 15V13L10 12H8V15L6 16V18H5V16L3 17V15ZM5 13V12H4ZM17 13V12H16ZM18 13V15L17 16H19L20 14ZM129 13V12H128ZM143 13H144V11H143ZM165 13V12H164ZM163 13V14H164ZM240 13V12H239ZM7 14V13H6ZM11 14V13H10ZM72 14H70V16H72L73 17V15ZM103 14V13H102ZM101 14V15H102ZM125 14V13H124ZM146 13H144V15H145ZM156 14H158V12L156 13ZM241 14V13H240ZM244 14V13H243ZM16 15H15V18H16ZM22 15V16H23ZM94 15V14H93ZM101 15H99L100 17H101ZM112 15V14H111ZM113 15H115V14H113ZM135 15V14H134ZM154 15H155V13H154ZM225 15V14H224ZM64 16V15H63ZM70 16H67V18H68V20H70ZM82 16V15H81ZM81 16H80V18H81ZM85 16H87V14H85L83 17L85 18ZM103 16V15H102ZM108 16L109 15H107V18H108ZM116 16V15H115ZM119 16V15H118ZM133 16V15H132ZM139 16V15H138ZM229 16V15H228ZM12 17V16H11ZM14 17V16H13ZM20 17V16H19ZM76 17H78V16H76ZM89 17H91V16H89ZM93 17V16H92ZM112 18H110L111 20L113 19V17L114 16H111ZM144 17H146V16H144ZM3 18H5V19H3ZM10 18V17H9ZM49 18H54V20L55 21H51V20H49V23H50V21L52 22L51 23V25L49 26V29H47V30H45L46 32H45V34L43 35L42 34V28H40L41 27V24L43 23V22H45L47 19H49ZM65 18H66V16H65ZM65 18H64V20H65ZM67 18H66V21L65 22H67ZM139 18V17H138ZM151 18V17H150ZM154 18V17H153ZM153 18H151L145 25H143V27H141V33H139L140 34V37H144V36H146L145 34L146 33H150L151 32V20H155V19H153ZM17 19V18H16ZM75 19H77V18H75ZM78 19H79V17H78ZM94 19V18H93ZM101 19V18H100ZM103 19V18H102ZM106 19V18H105ZM109 19V18H108ZM109 19V20H110ZM132 19V18H131ZM141 19H143L142 18V16H141ZM145 19H148L147 17L145 18ZM4 20H5V22H4ZM14 20V18L12 19V21L11 22H14L13 21ZM19 20V19H18ZM63 20V21H64ZM82 20V19H81ZM80 20V21H81ZM88 20H91V19H88ZM99 20V19H98ZM134 20V19H133ZM138 20V19H137ZM139 20H140V18H139ZM8 21V20H7ZM17 21V20H16ZM15 21V22H16ZM77 21H79V20H77ZM92 21V20H91ZM107 22H108V20H106ZM106 21H104V22H106ZM117 21V20H116ZM119 21V20H118ZM115 22V24H118L119 22ZM132 21V20H131ZM227 21L228 20H226V23H227ZM47 23H48V21H46ZM72 22V21H71ZM70 22V23H71ZM74 22H76V21H74ZM86 22V21H85ZM113 22V23H114ZM133 22V21H132ZM142 22L144 23V21L142 20ZM159 22V21H158ZM160 22H159V24H160ZM19 23V22H18ZM69 23V24H70ZM73 23V22H72ZM81 25L80 24H78V25H80L78 28H79V31H81L82 29H84V27H85V24L86 23H84V22H82L81 21ZM88 24H89V22H87ZM135 23H138L137 21L135 22ZM134 23V24H135ZM157 23V22H156ZM10 24V29H11V25L13 26V24H11V23H9ZM16 24V23H15ZM14 24V25H15ZM66 24V23H65ZM103 24H106V23H103ZM111 24V23H110ZM129 24H131L132 25V23H129ZM128 24V25H129ZM133 24V25H134ZM138 24H140V23H138ZM154 24H155V22H154ZM228 24V23H227ZM17 25V24H16ZM15 25V26H16ZM72 25V24H71ZM77 25V26H78ZM114 25V24H113ZM219 25V24H218ZM244 25V24H243ZM18 26V25H17ZM46 26H47V24H46ZM86 26H88V28H89V25H86ZM96 26V25H95ZM94 26V27H95ZM99 26V25H98ZM97 26V27H98ZM101 26H106V25H102L101 24ZM115 26V25H114ZM136 26H137V24H136ZM139 26V25H138ZM216 26V25H215ZM253 26V25H252ZM255 26V25H254ZM253 26V27H254ZM42 27H44L43 25H42ZM74 27L76 28V26H73V30H74ZM111 27H112V25H111ZM110 27V28H111ZM116 27V26H115ZM226 27V28H225ZM224 28L225 29H228V27L227 26H225ZM237 27V26H236ZM245 27L247 28V26L245 25ZM253 27H251V29H253ZM7 28H9V26L7 27ZM69 28V27H68ZM71 28H72V26H71ZM93 28V27H92ZM92 28H91V30H92ZM103 28V27H102ZM107 30H108V28L107 27H105ZM104 28V29H105ZM109 28V29H110ZM116 28H118V27H116ZM116 28H115V30H116ZM222 28H223V26H222ZM244 28V27H243ZM249 28V27H248ZM256 28V27H255ZM254 28V29H255ZM40 29H42V30H40ZM95 29V28H94ZM97 29V28H96ZM103 29V30H104ZM105 29V30H106ZM119 29V28H118ZM218 29V28H217ZM14 30V29H13ZM90 30V31H91ZM100 30V29H99ZM98 30V31H99ZM107 30H106V32H107ZM111 30H113V27H112V29ZM110 30V31H111ZM153 30H155V29H153ZM152 30V31H153ZM219 30V29H218ZM238 30V29H237ZM242 30V29H241ZM243 30H245V29H243ZM249 31H251L250 29H248ZM7 31V30H6ZM78 30L76 31V33H78L79 32ZM87 31H89V30H87ZM87 31H86V33H87ZM89 31V33H91ZM110 31H108V33L110 32ZM118 31V30H117ZM117 31H114L113 30V32H117ZM129 31H130V29H129ZM134 31V30H133ZM156 31H158V30H156ZM155 31V32H156ZM226 31H228V30H226ZM239 31V30H238ZM237 31V32H238ZM248 31V32H249ZM3 32H5V31H3ZM9 32V31H8ZM100 32V31H99ZM131 32H132V30H131ZM136 32H138L137 30H136ZM136 32H133V33H136ZM154 32V33H155ZM245 32V31H244ZM252 32H254V31H252ZM250 33V34H252L253 35V38H251V39H253V40H255V41H257V45H259V41H262L261 43H264L263 41H264V39H263V37H264V35H262L261 37H262V39L263 40H261L260 38H257V36L256 35H259V33L261 32H257V30L255 31L256 33ZM10 33V32H9ZM110 33H112V31L110 32ZM217 33L219 34V32L217 31ZM221 33V32H220ZM0 34H3V33H0ZM93 34V33H92ZM98 35H96V36H99V33H97ZM104 34V33H103ZM127 34V33H126ZM131 34V33H130ZM138 34V33H137ZM156 34H157V32H156ZM224 34V33H223ZM240 34H241V32H240ZM244 34V33H243ZM243 34H242V36H243ZM247 34V33H246ZM254 34H256V35H254ZM4 35V34H3ZM101 35V34H100ZM112 35V34H111ZM129 35V34H128ZM151 35V34H150ZM163 35V34H162ZM245 35V34H244ZM251 35V36H252ZM13 36V35H12ZM56 36H59L60 37V39L58 38V41H56L55 40V37ZM114 36V35H113ZM116 36V35H115ZM131 36V35H130ZM129 36V37H130ZM153 36H156L155 34H153ZM160 36V38H162L161 37V35H159ZM240 36V35H239ZM246 36H249V35H246ZM1 37V36H0ZM10 37H11V35H10ZM84 37H86V36H84ZM109 37V36H108ZM111 37V36H110ZM117 37V36H116ZM131 37H136L135 36V34L133 35V36H131ZM226 37V36H225ZM228 37H230V36H227V38ZM244 38L243 39H246L245 38V36H243ZM259 37V36H258ZM2 39H4L3 37H1ZM13 38V37H12ZM41 38H43L44 40H48V41H50L52 44H55L57 47H58V49H60V51L59 50H56L55 52H57L58 53V56L56 55V57H58V59H60L61 60V62H62V66L60 67V69H59V71H58V73L56 74H52L51 72L52 71H50L49 73H50V75L49 76H46V77H43L42 75L40 76V73L39 72H43V70L42 71H40L39 70V72H37V71H35V70H31V67H30V62H32V60L33 59H35V55L36 54H38L39 53V55H42V53H41V51H40V48L38 49V45H39V42H40V39ZM99 38V37H98ZM98 38H95V39H98ZM112 38H115V37H112ZM126 38H127V36H126ZM126 38H123V39H126ZM145 38V37H144ZM148 38V37H147ZM152 38V37H151ZM163 38H164V36H163ZM241 38V37H240ZM248 38V37H247ZM2 39H1V41H2ZM6 39H7V34H6ZM93 39V38H92ZM102 39V38H101ZM99 40L100 42L102 41V40ZM167 39H165L166 41H164L165 43H169V41H167ZM239 39V38H238ZM5 40V39H4ZM10 40H11V38H10ZM15 40V38H13V40H11L12 42ZM60 40V41H59ZM82 40V39H81ZM105 40H107V39H105ZM131 40H132V38H131ZM136 40V39H135ZM144 40H146V39H144ZM154 40H156V38H154L153 37V40H152V43H153V41ZM159 40V39H158ZM163 40V39H162ZM162 40H161V42H162ZM230 40V39H229ZM234 40V39H233ZM250 41V39L248 38L247 40H245V41ZM6 41V40H5ZM8 41V40H7ZM124 41H126V40H124ZM130 41V40H129ZM133 41V40H132ZM143 41V40H142ZM157 41V40H156ZM235 41H236V38H235ZM244 41V40H243ZM242 41V42H243ZM244 41V42H245ZM9 42V41H8ZM11 42V43H12ZM46 42V41H45ZM81 42V41H80ZM83 42V41H82ZM95 42V41H94ZM113 42V41H112ZM150 42V40L148 41V43ZM238 42V41H237ZM240 42H241V40H240ZM2 43H4V42H2ZM7 43V42H6ZM10 43V42H9ZM9 43H8V47H11V46H9ZM93 43V42H92ZM98 43V41L96 42V44ZM122 43H124V42H122ZM129 43H131V42H129ZM141 43V42H140ZM245 43H247L248 44V42H245ZM252 43V42H251ZM85 43L83 42V45H84ZM89 44V43H88ZM87 44V45H88ZM105 45L107 44V43H104ZM112 45L114 44V43H111ZM125 44H126V42H125ZM146 44V43H145ZM154 44V43H153ZM158 44H160V43H158ZM225 44V43H224ZM231 44L233 45V43L231 42L230 43V46H229V44H228V48L229 47H232L233 48V46H231ZM235 44V43H234ZM237 44V43H236ZM240 44V43H239ZM252 44H254V43H252ZM11 45V44H10ZM13 45V44H12ZM15 45H13V46H15ZM44 45V44H43ZM42 45V46H43ZM90 45V44H89ZM88 45V47H89V49H91L92 47H90ZM95 45V44H94ZM101 45V44H100ZM104 45V46H105ZM112 45H109V46H111L112 48L113 47H115V46H112ZM131 45V44H130ZM129 45V46H130ZM138 45V44H137ZM136 45V46H137ZM143 45V44H142ZM161 45H163V44H161ZM161 45H160V47H161ZM169 45V44H168ZM263 45V44H262ZM4 46H5V43H4ZM7 46H5V48H7ZM84 46H86V45H84ZM91 46H93L92 44H91ZM108 46V45H107ZM135 46V45H134ZM152 46V45H151ZM154 46V45H153ZM167 46V45H166ZM241 46V45H240ZM255 46V45H254ZM260 46V45H259ZM258 46V47H259ZM87 47V48H88ZM106 47V46H105ZM110 47V48H111ZM121 47H122V45H121ZM124 47V46H123ZM122 47V48H123ZM133 47V46H132ZM132 47H131V49H132ZM139 47V46H138ZM237 47V46H236ZM244 47V46H243ZM263 47V46H262ZM262 47H260V51H262ZM1 48V47H0ZM86 48V47H85ZM86 48V49H87ZM94 48V47H93ZM97 48V47H96ZM103 48L104 47H102V50H103ZM107 48V47H106ZM110 48H108V49H110ZM133 48H135V47H133ZM148 48V47H147ZM155 48V47H154ZM162 49L164 48V47H161ZM235 48V47H234ZM242 48V47H241ZM246 48H248V46L246 47ZM245 48V49H246ZM52 49V48H51ZM56 49V48H55ZM54 49V50H55ZM99 49V48H98ZM98 49L96 50V53H95V55L97 54V52H99L98 51ZM101 49V48H100ZM107 49V50H108ZM130 48H129V50H131ZM145 49V48H144ZM149 49H150V47H149ZM168 49H170V48H168ZM224 49V51L222 52V50ZM236 49V48H235ZM243 49V48H242ZM249 49V48H248ZM257 49V51H258V48H256ZM1 50H3V49H1ZM6 50V49H5ZM5 50H3V51H5ZM7 50H9V48L7 49ZM16 50H18V49H16ZM54 50H50V51H54ZM80 50V49H79ZM82 50H83V48H82ZM92 50V49H91ZM91 50H89V51H91ZM102 50H100L101 52H99V53H102ZM106 50V51H107ZM116 49L114 48V51H115ZM117 52H119V47H117ZM121 50V49H120ZM138 50V49H137ZM150 50H152V49H150ZM238 50V49H237ZM236 50V51H237ZM93 51H94V49H93ZM92 51V52H93ZM105 53H106V51H105V49L103 50ZM112 51V50H111ZM123 51V50H122ZM132 51V50H131ZM154 50H152V52H153ZM226 51H227V49H226ZM231 52L232 51H234V49H232V50H230ZM254 51V50H253ZM259 51V52H260ZM9 52V51H8ZM18 52H19V50H18ZM49 52V51H48ZM82 52V51H81ZM83 52H86V51H83ZM103 52V53H104ZM110 52V51H109ZM116 52V53H117ZM130 51H128V53H129ZM140 52V51H139ZM222 52V53H221ZM231 52L229 53V54H231ZM238 52V51H237ZM236 52V53H237ZM252 51H251V49H250V51L248 52V53H251ZM1 53L2 52H0V65H7V63H8V59H10L8 56V58L6 59V58H4L3 57V54L1 55ZM4 53H7V51L6 52H4ZM10 53V52H9ZM15 53V52H14ZM54 53V52H53ZM56 53V54H57ZM110 53H112V52H110ZM116 53H114V54H116ZM134 53V52H133ZM164 53H165V51H164ZM163 53V54H164ZM241 53V52H240ZM22 54V53H21ZM44 54V53H43ZM48 55H49V53H47ZM87 54H89L90 55V52L89 53H86V55ZM108 54V52L106 53V55ZM130 54H131V52H130ZM144 54V53H143ZM147 55H148V53H146ZM149 54H150V52H149ZM233 54V53H232ZM252 54V53H251ZM9 55V54H8ZM19 55H20V52H19ZM91 55H94V54H91ZM101 55H103V54H101ZM129 55V54H128ZM140 55H142V54H140ZM165 55V54H164ZM227 55V54H226ZM233 55H235V51H234V54ZM237 55H238V53H237ZM43 56V55H42ZM45 56H46V54H45ZM88 56V55H87ZM110 56V55H109ZM113 56V55H112ZM138 56V55H137ZM146 56V55H145ZM144 56V57H145ZM150 56V55H149ZM168 56V55H167ZM166 56V57H167ZM252 56V55H251ZM10 57H12V56H10ZM41 57V56H40ZM89 58H90V56H88ZM92 57V56H91ZM94 57V56H93ZM91 58L92 60L94 59V58ZM99 57H100V55H99ZM119 56H117V58H118ZM143 57V56H142ZM142 57H140L141 59H142ZM225 57V56H224ZM228 57V56H227ZM226 57V59L228 60V58ZM235 57V56H234ZM239 57H241V56H238L237 57V59L239 58ZM244 57V56H243ZM253 57H254V55H253ZM263 57V56H262ZM261 57V58H262ZM13 58V57H12ZM39 58V57H38ZM84 58H86L85 57V55H84ZM102 58V57H101ZM105 58H107L106 56H105ZM105 58H103V59H105ZM260 58V59H261ZM264 58V57H263ZM46 59V58H45ZM51 59V58H50ZM88 59V58H87ZM86 59V60H87ZM99 60L98 61H100V58H98ZM108 59V58H107ZM109 59H110V57H109ZM119 59V58H118ZM130 59V58H129ZM138 59H139V57H138ZM137 58H136V60H138ZM226 59L224 60V61H226ZM233 59H235V58H233ZM233 59H231V60H233ZM12 60V59H11ZM89 60V59H88ZM92 60H90V61H92ZM114 60H115V62H116V59L114 58ZM120 60H122V59H120ZM142 60H144V59H142ZM166 59H164V61H165ZM48 61V60H47ZM85 61V60H84ZM90 61H88V63L90 62ZM97 61V60H96ZM103 61V60H102ZM104 61H106V60H104ZM103 61V62H104ZM112 61H113V59H112ZM139 61V60H138ZM146 61H147V59H146ZM219 61V60H218ZM237 61V60H236ZM253 61V60H252ZM259 60H257V62H258ZM10 62V64H11V61H9ZM13 62V61H12ZM15 62V61H14ZM16 62H17V59H16ZM36 62H37V60H36ZM58 62V61H57ZM56 62V63H57ZM94 62V61H93ZM110 61H106V63L108 64ZM130 62H134V59H133V61H130ZM129 62V63H130ZM211 62V63H210ZM227 62V61H226ZM228 62H229V60H228ZM227 62V63H228ZM262 62H264L263 60L261 61V63ZM78 63V62H77ZM80 63V62H79ZM87 62H85V64H86ZM122 63V62H121ZM146 63V62H145ZM162 63V62H161ZM164 63V62H163ZM209 63V64H208ZM222 63H224V62H222ZM226 63V64H227ZM234 64H235V62H233ZM238 63H239V61H238ZM254 63H255V61H254ZM36 64V63H35ZM81 64H83V63H81ZM85 64H83V65H81V66H84ZM91 64H93V63H91ZM109 64H111V63H109ZM108 64V65H109ZM134 65H135V63H133ZM136 64H138V63H136ZM156 64V63H155ZM218 64V63H217ZM231 64V68H232V63H230ZM257 64V63H256ZM56 65V64H55ZM87 65V64H86ZM85 65V66H86ZM88 65H90V64H88ZM104 65V64H103ZM103 65H101V67L103 66ZM106 65V64H105ZM116 65H118V64H116ZM128 65V64H127ZM206 65H208L207 67H206ZM252 64H250V66H251ZM255 64H253L252 66H254ZM263 65H264V63H263ZM263 65H261V66H263ZM9 66V65H8ZM74 66H76V65H74ZM79 66V65H78ZM110 66V65H109ZM120 66V65H119ZM160 66H162V64H160ZM220 66V65H219ZM224 66H225V63H224ZM224 66H221V67H224ZM249 66V67H250ZM11 67V66H10ZM35 67H37V66H34V68ZM105 67V66H104ZM103 67V68H104ZM130 67V64H129V66H128V68ZM132 67V66H131ZM144 67H145V65H144ZM153 67V66H152ZM220 67V68H221ZM227 67V66H226ZM56 68V67H55ZM88 68V67H87ZM87 68H85L86 69V71H87ZM103 68L101 69L102 71H103ZM117 68V67H116ZM127 68V67H126ZM142 68V67H141ZM189 68H191V69H189ZM219 68V67H218ZM218 68H216V69H218ZM261 68V67H260ZM259 68V69H260ZM11 69V68H10ZM43 69H45V68H43ZM75 70H77L76 68H74ZM80 69V68H79ZM78 69V70H79ZM81 69H82V67H81ZM84 69V68H83ZM106 69H107V67H106ZM111 69H113V68H111ZM118 70H120L121 68L119 67V68H117ZM131 69V68H130ZM139 69L140 68H138V71H139ZM223 69H225V68H223ZM232 69H234V70H236V67L235 68H232ZM57 70V69H56ZM72 70H73V68H72ZM71 70V71H72ZM105 70V69H104ZM115 70V69H114ZM113 70V71H114ZM124 70H127V69H124ZM123 70V71H124ZM132 70H133V68H132ZM136 70V69H135ZM143 70H144V68H143ZM238 70V69H237ZM252 70V69H251ZM261 70V69H260ZM89 71V70H88ZM91 71V70H90ZM95 73L97 72V71H95V70H93ZM101 71V72H102ZM109 72H110V70H108ZM117 71V70H116ZM129 71V70H128ZM134 71V70H133ZM132 71V72H133ZM228 71L230 72V70L228 69ZM233 71V70H232ZM244 71H245V68H244ZM247 71V70H246ZM11 71H9V73H10ZM77 72H79V71H77ZM93 72V73H94ZM100 72V73H101ZM106 71H103L102 73L104 74ZM109 72H107V73H109ZM112 72V71H111ZM110 72V73H111ZM124 72H126V71H124ZM123 72V73H124ZM149 72V71H148ZM151 72V71H150ZM219 72H221L220 70H219ZM224 72V71H223ZM249 72V71H248ZM260 72V71H259ZM7 73V72H6ZM14 73V72H13ZM44 73H45V71H44ZM48 73V72H47ZM48 73V74H49ZM73 73V72H72ZM80 73V72H79ZM89 73V72H88ZM98 73H99V71H98ZM118 73H120L119 71H118ZM128 72H126V74H127ZM136 73H137V71H136ZM147 73V72H146ZM226 73V72H225ZM231 73H233V72H231ZM235 73H237V72H235ZM234 73V74H235ZM242 73H245V72H242ZM43 74V73H42ZM106 74V73H105ZM115 74H116V72H115ZM128 74H132L131 72L130 73H128ZM137 74H139V73H137ZM137 74H136V76H137ZM148 74V73H147ZM146 74V75H147ZM150 74V73H149ZM187 74V75H188ZM216 74V73H215ZM224 74V73H223ZM222 74V75H223ZM228 74H230V73H228ZM249 74H251V72H249ZM256 74V73H255ZM254 74V75H255ZM47 75V74H46ZM76 75V74H75ZM78 75V74H77ZM81 75V74H80ZM90 75H92V74H90ZM96 74H94V76H95ZM97 75H99V74H97ZM96 75V76H97ZM102 75V74H101ZM112 75V74H111ZM122 75H125V74H122ZM145 75V76H146ZM233 75V74H232ZM237 75H239V74H237ZM88 76H89V74H88ZM87 76V77H88ZM95 76V77H96ZM103 76V75H102ZM101 76V77H102ZM106 76H108V75H106ZM106 76H104L103 78H105ZM109 76H110V74H109ZM108 76V77H109ZM142 76H143V73H142ZM148 76V75H147ZM156 76V77H157ZM185 76V75H184ZM216 76H217V74H216ZM247 76H248V73H247ZM246 76V77H247ZM250 76V75H249ZM257 76L258 75H255V77L257 78ZM264 76V75H263ZM78 77V76H77ZM76 76H75V78H77ZM80 77V76H79ZM78 77V78H79ZM91 77V76H90ZM95 77H93V75H92V78H94V79H96ZM114 77H116V76H114ZM125 77V76H124ZM138 77V76H137ZM137 77H136V79H137ZM139 77H140V75H139ZM144 77V76H143ZM155 77V78H156ZM227 77V76H226ZM240 78L242 77V75H240L239 76ZM244 77H245V75H244ZM245 77V78H246ZM13 78H15V77H13ZM74 78V77H73ZM72 78V79H73ZM98 78V77H97ZM102 78V79H103ZM107 78V77H106ZM105 78V79H106ZM109 78H111V77H109ZM108 78V79H109ZM120 76H119V78H118V80H120ZM142 78V77H141ZM147 78H150V82H151V77H147ZM183 78V77H182ZM223 78V77H222ZM222 78H220V79H222ZM227 78H230V77H227ZM255 78V79H256ZM261 78H262V76H261ZM81 79H83V78H81ZM90 79V78H89ZM94 79H92V80H94ZM101 79V80H102ZM104 79V80H105ZM129 79V78H128ZM135 79V81H137ZM140 79V78H139ZM180 79V78H179ZM185 79H186V81H187V77H185ZM212 79V80H211ZM216 79V78H215ZM243 79V78H242ZM247 79H248V77H247ZM88 80V79H87ZM100 80V79H99ZM111 80V79H110ZM112 80H115V79H112ZM127 80V79H126ZM130 80V79H129ZM157 80V79H156ZM174 80V79H173ZM225 81L226 80H229V79H224ZM237 81L236 79H234L233 78V80H232V82L233 81ZM241 80V79H240ZM239 80V81H240ZM254 80V79H253ZM252 80V82H254ZM260 80H262V79H260ZM75 82H76V79L74 80ZM95 81V80H94ZM115 81H117V80H115ZM155 81V80H154ZM181 81V80H180ZM223 81V80H222ZM231 81V80H230ZM259 81V80H258ZM257 80L255 81V82H258ZM40 82L41 83H43V84H41V86L42 85H44V86H46L44 89H43V91H49V95L51 96V98H50V100L49 101H46V102H42L41 103V100H39V99H33L32 98V94H33V92L35 91L34 90V88H36L37 89V85L39 86V84H40ZM97 82V81H96ZM103 82V81H102ZM101 82V83H102ZM107 82V81H106ZM106 82H104V83H106ZM113 82V81H112ZM120 81H118V83H119ZM131 82V81H130ZM147 82H149V81H147ZM157 82V81H156ZM160 82V83H161ZM175 82V81H174ZM224 82V81H223ZM254 82V83H255ZM4 83V84H3ZM74 83V82H73ZM72 83V84H73ZM76 83H78V82H76ZM91 83H94V82H91ZM104 83L103 84H100V81H99V83L98 84H100V85H103L104 86ZM116 83V82H115ZM127 83H129V82H127ZM142 83H144V82H142ZM141 83V84H142ZM157 83H159V82H157ZM157 83L154 85L153 84V86H157ZM182 83V82H181ZM183 83H184V81H183ZM182 83V84H183ZM214 83H215V81H214ZM236 83V82H235ZM234 83V84H235ZM238 83V82H237ZM240 83V82H239ZM249 83V82H248ZM253 83V84H254ZM262 83H263V80H262ZM35 84H37L36 86H35ZM71 84V85H72ZM95 84V83H94ZM108 84L109 85H111V83L110 82H108ZM108 84H107V86H108ZM117 84V83H116ZM120 84L122 85V83L120 82ZM126 84V83H125ZM134 84H136V83H134ZM152 84V83H151ZM150 84V85H151ZM178 84V83H177ZM181 84V85H182ZM223 84H225V82L223 83ZM233 84V83H232ZM233 84V85H234ZM242 84H244L245 85V82L243 83L242 82ZM242 84H240V85H242ZM251 84V83H250ZM259 85H260V83H258ZM47 85H49V86H47ZM71 85H70V87H71ZM77 85H79V84H77ZM124 85V84H123ZM122 85V86H123ZM137 85V84H136ZM135 85V86H136ZM163 85V84H162ZM180 85V84H179ZM235 85H237V84H235ZM243 85V86H244ZM106 86V85H105ZM113 86V85H112ZM111 86V87H112ZM116 86V85H115ZM122 86H120L121 88H122ZM133 86L134 85H132V88H133ZM134 86V87H135ZM144 86V85H143ZM145 86H147L148 88L150 87V86H148V85H146L145 84ZM161 86V85H160ZM160 86H158V87H160ZM217 86H219V84L217 85ZM225 86V85H224ZM228 86H230V84L228 85ZM239 86V85H238ZM251 86V85H250ZM254 86H256V85H254ZM258 86V85H257ZM256 86V87H257ZM263 85H261V87H262ZM73 87V86H72ZM99 87V86H98ZM114 87V86H113ZM113 87L112 88H110L111 90L113 89ZM119 86H118V88H120ZM157 87V88H158ZM211 87H212V89H211ZM230 87H234V86H230ZM242 87V86H241ZM247 87V86H246ZM264 87V86H263ZM262 87V88H263ZM39 88V87H38ZM76 88V87H75ZM108 88V87H107ZM117 88V86L115 87V89ZM120 88V89H121ZM125 88V87H124ZM123 88V89H124ZM131 88V87H130ZM148 88H147V90H148ZM173 88V87H172ZM179 88V87H178ZM217 88V87H216ZM215 88V89H216ZM238 88V87H237ZM243 88V87H242ZM258 88V87H257ZM71 89V88H70ZM70 89L69 90H67V92L68 91H70ZM79 89H80V87H79ZM114 89V90H115ZM161 89V88H160ZM219 89V88H218ZM224 89V88H223ZM222 89V92L224 91ZM227 89V88H226ZM234 89H235V87H234ZM253 89V88H252ZM256 89V88H255ZM260 90H262L261 88H259ZM264 89V88H263ZM93 90H95V89H93ZM92 90V91H93ZM109 90V88L107 89V91ZM119 90V89H118ZM126 90H127V88L124 90V92H126ZM133 90V89H132ZM144 90H146V89H144ZM156 90H158V89H156ZM155 90V91H156ZM230 90H231V88H230ZM229 90V91H230ZM245 90V89H244ZM100 91V90H99ZM116 91H117V89H116ZM134 91V90H133ZM132 91V92H133ZM141 91H142V88H141ZM154 91V90H153ZM175 91H176V89H175ZM174 91V92H175ZM187 91H186V93H187ZM219 91V90H218ZM233 91V90H232ZM236 91V90H235ZM238 91V90H237ZM235 92V93H238V92ZM242 90H240L239 92H241ZM256 91V90H255ZM40 92V91H39ZM89 92H91V91H89ZM123 92V91H122ZM158 92H159V90H158ZM162 92V91H161ZM177 92H178V90H177ZM221 92V93H222ZM111 93V92H110ZM113 93V92H112ZM114 93H115V91H114ZM144 92L142 91V94H143ZM220 93V92H219ZM234 93V92H233ZM232 93V94H233ZM234 93V94H235ZM257 93V92H256ZM96 94V93H95ZM116 94V93H115ZM131 94V93H130ZM130 94H128V95H130ZM165 94H166V92H165ZM184 94V93H183ZM211 94V95H210ZM214 94V93H213ZM227 94H228V90H227ZM227 94H225V95H227ZM244 94V93H243ZM255 94V93H254ZM259 94H261V93H259ZM107 95H109V94H107ZM107 95L105 96V95H103V96H105V97H107ZM116 95H118V94H116ZM124 94L122 93V96H123ZM138 95H139V93H138ZM137 95V96H138ZM148 95V94H147ZM150 95H151V93H150ZM149 95V97H151V98H154L155 97V95L154 94H152L153 95V97L152 96H150ZM164 95V94H163ZM175 95V94H174ZM177 95V94H176ZM215 95H216V91H215ZM224 95V94H223ZM240 95V94H239ZM245 95V94H244ZM47 96V95H46ZM67 96V97H66ZM96 96H98V94H96ZM102 96V97H103ZM121 96V95H120ZM131 96V95H130ZM128 97V99L129 98H132L133 97V93H132V97ZM140 96V95H139ZM143 97H145V93L142 95ZM141 96V97H142ZM248 96V95H247ZM261 96H263V94L261 95ZM110 97V96H109ZM111 97H113L112 95H111ZM117 96H115V98H116ZM124 97H126V96H124ZM136 96H134V98H135ZM147 97V96H146ZM157 97V96H156ZM159 97H160V95H159ZM177 97H178V95H177ZM184 97V96H183ZM218 97V96H217ZM232 97H235V96H232ZM244 97H246V96H244ZM254 97V96H253ZM252 97V98H253ZM40 98V97H39ZM108 98V97H107ZM161 98H163V97H161ZM182 98V97H181ZM219 98V97H218ZM237 98H238V96H237ZM242 98V97H241ZM247 98H249V97H247ZM251 98V97H250ZM263 98V97H262ZM45 99V98H44ZM76 99H78V98H76ZM75 99V100H76ZM83 99V98H82ZM91 99V98H90ZM110 99V98H109ZM122 99V98H121ZM127 99V98H126ZM136 99V98H135ZM134 99V101H136ZM137 99H139V100H141L139 97L137 98ZM145 99V98H144ZM154 99H156V98H154ZM223 99V98H222ZM234 100L236 99V98H233ZM240 99V98H239ZM255 99H257V98H254V100ZM69 100H70V98H69ZM74 100V99H73ZM89 99H87V100H85V101H88ZM93 100V99H92ZM91 100V101H92ZM111 100V99H110ZM109 100V102H113V100H115V99H113V100H111L110 101ZM122 100H124L125 101V99H122ZM121 100V101H122ZM132 100V99H131ZM131 100H130V102H131ZM226 100H227V96H226ZM238 100V99H237ZM244 100H245V98H244ZM258 100V99H257ZM257 100H255V101H257ZM94 101V100H93ZM98 101V100H97ZM103 101V100H102ZM101 101V102H102ZM107 101V100H106ZM117 101V100H116ZM128 101V100H127ZM156 101V100H155ZM163 101V100H162ZM214 101V100H213ZM232 101V100H231ZM230 101V102H231ZM241 101V103L240 104H243L242 103V100H240ZM248 101V100H247ZM247 101H245V103L247 102ZM260 101L261 100H259V102H258V104L260 103ZM89 102V101H88ZM94 102H96V101H94ZM104 102H105V100H104ZM119 102H120V100H119ZM123 102V101H122ZM121 102V103H122ZM150 102H152V101H149V103ZM154 102V101H153ZM165 102H167V101H165ZM171 102H172V100H171ZM227 102V101H226ZM238 102V101H237ZM31 103H33V104H36V105H38V106H40V108H38V109H42V112H41V114H38V112H37V110H36V113H37V116H36V118L34 117V115H33V113H32V111H31V109H30V104ZM74 103V102H73ZM85 103V102H84ZM98 103V102H97ZM97 103H95V104H97ZM128 103V102H127ZM145 103V102H144ZM160 103H161V100H160ZM167 103H170V102H167ZM166 103V104H167ZM215 103V102H214ZM244 103V104H245ZM249 103H252V102H249ZM264 103V102H263ZM88 104V103H87ZM91 104H94V103H91ZM91 104H89V105H91ZM94 104V106L95 107H93L92 105V109L93 108H96V106L98 105H95ZM104 104V103H103ZM103 104H100V106L101 105H103ZM107 105H108V103H106ZM110 104V103H109ZM113 104V103H112ZM112 104H111V106H112ZM126 104V103H125ZM134 103L132 102V104L131 105H133ZM139 104V103H138ZM161 104H163V103H161ZM233 104V103H232ZM237 104V103H236ZM239 104V105H240ZM256 104V102L253 104L254 105V107L257 105H255ZM261 104V103H260ZM259 104V105H260ZM77 105H79V104H77ZM107 105L105 106V107H107ZM116 107H117V102H116ZM143 104H141V106H142ZM150 105V104H149ZM151 105H153V104H151ZM155 105H156V103H155ZM163 105H165V104H163ZM168 105V104H167ZM211 105V104H210ZM209 105V106H210ZM214 105V104H213ZM246 105H248V104H246ZM90 106V107H91ZM99 106V105H98ZM100 106H99V108L97 107L96 109H101L102 110V108H104V107H102V108H100ZM140 105H138V107H139ZM144 106V105H143ZM142 106V107H143ZM159 106V105H158ZM218 106V105H217ZM224 106V105H223ZM231 106V105H230ZM260 106H262V105H260ZM264 106V105H263ZM73 107V106H72ZM77 107V106H76ZM89 107V106H88ZM119 107H122V104H121V106H119ZM119 107H118V109H119ZM125 107H127V106H125ZM129 107V106H128ZM134 108H135V106H133ZM136 107H137V105H136ZM150 107V106H149ZM153 107V106H152ZM152 107H151V109H152ZM161 107V106H160ZM212 107V106H211ZM235 107V106H234ZM243 107V106H242ZM244 107H245V105H244ZM247 107V106H246ZM249 107V106H248ZM251 107V106H250ZM249 107V108H250ZM253 107V109L255 110V108ZM83 108H85V107H83ZM109 108V107H108ZM134 108H132V109H134ZM144 108V107H143ZM162 108V107H161ZM160 108V109H161ZM224 108V107H223ZM230 108H233V107H230ZM248 108V109H249ZM259 108V107H258ZM79 109H81L80 107H79ZM91 109V108H90ZM111 109V108H110ZM114 109H115V107H114ZM117 109V108H116ZM122 109V108H121ZM130 109V111H131V108H129ZM136 109V108H135ZM159 109V110H160ZM221 109V108H220ZM239 109H242L241 108V106L239 107ZM83 110V109H82ZM101 110L99 111V112H101ZM109 110V109H108ZM125 110H127L128 111V109H125ZM125 110H124V112H125ZM153 110V109H152ZM151 110V111H152ZM156 110V109H155ZM213 110V109H212ZM223 110V109H222ZM229 110V109H228ZM234 111H235V108L233 109ZM245 110V109H244ZM250 110H252V109H250ZM256 110H258L257 108H256ZM262 110V109H261ZM76 111V110H75ZM78 111V110H77ZM76 111V112H77ZM95 111V110H94ZM111 111V110H110ZM130 111L128 112V113H130ZM139 111H142V110H139ZM156 111H158V109L156 110ZM230 111H231V109H230ZM241 111V110H240ZM260 111V110H259ZM65 112H67V111H65ZM80 112V111H79ZM78 112V113H79ZM86 113H88L87 112V110L85 111ZM96 112H97V110H96ZM112 112V111H111ZM137 112V111H136ZM143 112V111H142ZM145 112H146V114H148L147 113V109L145 110ZM148 112H149V110H148ZM155 112V111H154ZM161 112V111H160ZM227 112V111H226ZM237 112V111H236ZM243 112H245V111H243ZM242 111H241V115L243 116L244 114H242L243 113ZM248 112H249V110H248ZM251 113L253 112V111H250ZM255 112V111H254ZM254 112L252 113V114H254ZM257 112V111H256ZM75 113V112H74ZM128 113L126 112L125 114L126 115H128ZM151 113V112H150ZM149 113V114H150ZM158 113V112H157ZM208 113V112H207ZM211 113H212V111H211ZM215 113H217L216 111H215ZM219 113H222V112H219ZM239 113V112H238ZM263 113V112H262ZM101 114V113H100ZM144 114V113H143ZM148 114V115H149ZM154 114V113H153ZM213 114V113H212ZM228 114H230L231 115V119L230 120H232V117L233 116H235V115H233L231 112H229ZM237 114V113H236ZM240 114H238V116L240 115ZM70 116H71V114H69ZM73 115V114H72ZM75 115V114H74ZM73 115V116H74ZM77 115V114H76ZM89 115V114H88ZM91 116H92V114H90ZM96 115H98V114H96ZM107 115V114H106ZM133 115H135L134 113H133ZM173 115V114H172ZM209 115H211L210 113H209ZM233 115V116H232ZM240 115V116H241ZM255 115V114H254ZM69 116V117H70ZM85 116H86V114H85ZM84 116V117H85ZM91 116H89L90 118H93V117H91ZM104 116V115H103ZM102 116V117H103ZM109 117H110V115H108ZM111 116L113 117L114 115H112V113H111ZM116 116V115H115ZM119 116V115H118ZM118 116H116V117H118ZM121 116V115H120ZM141 116H142V113H141ZM144 116H145V114H144ZM143 116V117H144ZM155 116H156V114H155ZM154 116V117H155ZM244 116H246V115H244ZM248 116V115H247ZM75 117V116H74ZM79 117H81V115L79 116ZM83 117V116H82ZM89 117L87 118L86 117V119L87 120H89ZM96 118H98L97 116H95ZM127 117H129V116H127ZM130 117H132V116H130ZM169 117H171V116H169ZM211 117V116H210ZM218 117H219V114H218ZM236 117H237V115H236ZM65 118H67L66 116H65ZM71 118V117H70ZM124 118V117H123ZM142 118V117H141ZM158 117L156 116V119H157ZM33 119H34V121H33ZM62 119H63V117H62ZM73 118H71V120H72ZM75 119V118H74ZM73 119V120H74ZM82 119V118H81ZM98 119H100V118H98ZM98 119H96V120H98ZM103 119V118H102ZM104 119H105V117H104ZM111 119V118H110ZM115 118L113 117V120H114ZM120 119V118H119ZM119 119H116L117 120V122H118V120ZM131 119V118H130ZM129 119V120H130ZM132 119H133V117H132ZM155 119V118H154ZM239 119H240V117H239ZM238 119V120H239ZM65 120V119H64ZM70 120V119H69ZM70 120V121H71ZM112 119H111V121H113ZM122 120V119H121ZM134 120H135V118H134ZM139 120V119H138ZM212 120V119H211ZM242 120V119H241ZM75 121V120H74ZM74 121H72V122H74ZM80 121V120H79ZM83 121V120H82ZM85 121V120H84ZM83 121V122H84ZM107 121V120H106ZM109 121V120H108ZM111 121H109V122H111ZM123 121V120H122ZM122 121H120L119 120V122H122ZM141 121V120H140ZM153 121H156V120H153ZM153 121L151 122V123H148L149 125H152L153 124ZM64 123H65V121H63ZM75 122H77V121H75ZM98 123L99 122H101V121H97ZM114 122H116V121H114ZM124 122H126V119H125V121ZM123 122V123H124ZM136 122V121H135ZM205 122H206V120H205ZM228 122V121H227ZM243 122V121H242ZM63 123V124H64ZM85 123V122H84ZM103 123V122H102ZM105 123V122H104ZM108 123V122H107ZM112 123V122H111ZM143 123H144V121H143ZM155 123V122H154ZM210 123H212V122H210ZM235 123V122H234ZM238 123V122H237ZM63 124H62V126H63ZM86 124V123H85ZM88 124H89V121H88ZM92 124H93V122H92ZM96 124V123H95ZM100 124V123H99ZM110 124V123H109ZM113 124H115V123H113ZM117 124V123H116ZM115 124V125H116ZM137 124V123H136ZM141 124H142V122H141ZM147 124V123H146ZM157 125H158V123H156ZM230 124H232V123H230ZM72 125H74V124H72ZM84 125V124H83ZM90 125H91V122H90ZM103 125V124H102ZM107 125V124H106ZM127 126L129 125V122H128V124H126ZM133 124H132V122H131V125L129 126V127H131ZM149 125L147 126V127H145L144 126V128H143V130H145V128H148L149 127ZM194 125V126H193ZM215 125H216V123H215ZM236 125V124H235ZM238 125V124H237ZM92 126V125H91ZM95 126H98V125H95ZM100 126V125H99ZM104 126V125H103ZM102 126V127H103ZM120 126L122 127L123 126V124L121 125V123H120ZM240 126V125H239ZM87 127V126H86ZM89 127V126H88ZM87 127V128H88ZM101 127V128H102ZM117 128L119 127L118 126V124H117V126H116ZM115 127V128H116ZM143 127V126H142ZM141 127V128H142ZM156 126H154V128H155ZM159 127V126H158ZM158 127L156 128V129H158ZM237 127L238 126H236V128L235 129H237ZM64 128V127H63ZM67 128V127H66ZM91 128V127H90ZM96 128V127H95ZM95 128H93L92 127V130L94 131V129ZM100 127H98V129H99ZM110 128H111V126H110ZM114 128V127H113ZM115 128H114V130H115ZM116 128V132H117V129ZM123 128V127H122ZM132 128H134L133 126H132ZM153 128V125H152V127H151V129ZM209 129H210V127H208ZM78 129V128H77ZM83 129V128H82ZM89 129V128H88ZM105 129L106 128H104V131H105ZM121 129V128H120ZM119 129V130H120ZM127 128L126 127H124V130L126 131V132H128V130H126ZM138 129V128H137ZM140 129V128H139ZM148 129H150V127L148 128ZM168 129V128H167ZM214 129V128H213ZM19 130H22L23 131V133H25V134H23L24 136H20V138H22V139H19V141H18V139H16V136L18 135V131ZM87 130V129H86ZM96 130V132L98 131L97 129H95ZM102 130H103V128H102ZM107 130V129H106ZM124 130H122V132L124 131ZM142 130V131H143ZM154 130V129H153ZM21 131V132H22ZM31 131V130H30ZM57 131V130H56ZM75 131V130H74ZM80 132L82 131V130H79ZM78 131V132H79ZM99 131H100V129H99ZM98 131V132H99ZM125 131H124V133H125ZM130 131V130H129ZM132 131V130H131ZM130 131V132H131ZM134 131V130H133ZM135 131H137V130H135ZM134 131V132H135ZM140 131V130H139ZM139 131H137V132H139ZM147 131V130H146ZM201 131V130H200ZM208 131V130H207ZM63 132V131H62ZM92 132V131H91ZM101 132V131H100ZM99 132V133H100ZM103 132V131H102ZM109 130L107 131V133L109 134ZM119 132V131H118ZM150 131H148V133H149ZM151 132H153L154 133V131H151ZM157 131H155V133H156ZM159 132V131H158ZM165 132V131H164ZM246 132V131H245ZM58 133H60L59 131H58ZM64 133V132H63ZM84 133H85V130H84ZM121 133V132H120ZM140 134H141V132H139ZM143 133V132H142ZM145 133V132H144ZM143 133V134H144ZM213 133V132H212ZM17 134V135H16ZM47 134H49L48 136H46ZM80 134H82V132L80 133ZM93 134V133H92ZM96 134H98V133H96ZM95 134V135H96ZM101 134V133H100ZM116 134V133H115ZM122 135H123V133H121ZM131 133H129L128 132V141L126 140V141H124V140H122V141H124V142H129V139H130V136H132V135H130ZM203 134V133H202ZM262 133L260 132V134H259V136L262 138V135H261ZM61 135V134H60ZM64 135H65V133H64ZM71 135V134H70ZM76 135V134H75ZM84 135V134H83ZM87 135H89V134H87ZM99 135V134H98ZM102 136H103V133L101 134ZM105 135V134H104ZM110 135V134H109ZM116 135H119V134H116ZM116 135H114L111 139H114V137L116 136ZM122 135H120V136H122ZM126 135L127 134H125V137H124V135H123V137H124V139H127L126 138ZM134 135V134H133ZM139 135V134H138ZM152 135H154V134H152L151 133V135H150V138H152L153 136ZM169 135V134H168ZM250 135V134H249ZM252 135H253V133H252ZM19 136V135H18ZM17 136V138H19ZM81 136V135H80ZM80 136H77L78 137V139H79V137ZM97 136V135H96ZM101 136V137H102ZM105 136H107V134L105 135ZM104 136V137H105ZM112 136V135H111ZM110 136V137H111ZM119 136V137H120ZM148 137H149V135H147ZM152 136V137H151ZM156 136V135H155ZM166 136V135H165ZM170 136V135H169ZM200 136L201 135H199V138H200ZM212 136V135H211ZM253 136H255V137H257L255 134L253 135ZM252 136V137H253ZM67 137V136H66ZM73 137H75V136H73ZM72 137V138H73ZM77 137H76V139L75 140H77ZM82 137V136H81ZM85 137V136H84ZM89 137V136H88ZM91 137V136H90ZM90 137H89V139H90ZM116 137H118V136H116ZM116 137H115V139H116ZM147 137V139H149ZM160 137V136H159ZM195 137V136H194ZM205 137V136H204ZM86 138H87V136H86ZM85 138V140H87ZM93 137H91V140L93 141V139H92ZM99 138V137H98ZM97 138V139H98ZM103 138V137H102ZM120 138H122V137H120ZM133 138V137H132ZM135 138H136V136H135ZM137 138H139V136H137ZM140 138H142V137H140ZM198 138V137H197ZM207 138V137H206ZM249 138V137H248ZM247 138V139H248ZM251 138V137H250ZM260 138V141L264 138H262L261 139ZM101 139V138H100ZM100 139H98V140H100ZM108 139H109V136H108ZM111 139H110V141H111ZM146 139V134H145V140H147ZM203 139V138H202ZM201 139V140H202ZM209 138H207V140H208ZM257 139H259V138H257ZM59 140H60V138H59ZM74 140V141H75ZM82 140V139H81ZM90 140V142H92ZM96 141L95 140V143H97V142H99V141ZM102 140V139H101ZM100 140V141H101ZM121 140V139H120ZM133 141H134V139H132ZM139 140H143V138L142 139H139ZM156 140V139H155ZM154 140V141H155ZM196 140V139H195ZM205 140V139H204ZM206 140V141H207ZM249 140V139H248ZM247 140V141H248ZM255 140V139H254ZM58 141V140H57ZM88 141V140H87ZM104 141H106L107 142V140H104ZM148 141V140H147ZM147 141H145V142H147ZM151 142L153 141V139H151L150 140ZM149 141V142H150ZM153 141V142H154ZM199 141V140H198ZM250 141V140H249ZM253 141V140H252ZM256 141V140H255ZM259 141V140H258ZM264 141V140H263ZM261 142V146L263 145V143L264 142ZM78 142H80V141H78ZM83 142V141H82ZM82 142H80V143H82ZM89 142V143H90ZM105 142V143H106ZM117 142V141H116ZM131 142V141H130ZM150 142V143H151ZM156 142H157V140H156ZM167 142V141H166ZM165 142V143H166ZM190 142V141H189ZM194 142V141H193ZM212 142H214L213 140H212ZM254 142V141H253ZM257 142V141H256ZM256 142H254V143H256ZM67 143H70V142H67ZM66 143V144H67ZM75 143V142H74ZM85 143H87V142H85ZM94 142H92V144H93ZM100 143H104L103 141H101ZM108 143H109V140H108ZM117 143H119V142H117ZM135 142H133L132 143V145L134 144ZM163 143V142H162ZM210 143V142H209ZM222 143V142H221ZM246 143H248V142H246ZM258 143V142H257ZM260 143V142H259ZM9 144H10V146H9ZM110 144V143H109ZM136 144V143H135ZM147 144V143H146ZM152 144V143H151ZM154 144H155V142H154ZM194 144H195V142H194ZM198 144V143H197ZM224 144V143H223ZM234 144H235V142H234ZM249 145H250V143H248ZM81 145V144H80ZM98 145V144H97ZM104 145H108V144H104ZM103 145V146H104ZM115 145H116V143H115ZM120 145H122L121 143H120ZM128 145V144H127ZM131 145V143H129V145L127 146V148L128 147H130V146H132ZM145 145V144H144ZM207 145V144H206ZM215 145V144H214ZM222 145V144H221ZM226 145V144H225ZM224 145V146H225ZM233 145V144H232ZM54 146H56V145H54ZM71 147H72V145H70ZM69 146V147H70ZM76 146H77V144H76ZM78 146H79V144H78ZM84 146H85V144H84ZM83 146V147H84ZM110 146V148H111V144L109 145ZM119 146V145H118ZM143 146V145H142ZM147 147L149 146L150 147V145L148 144V145H146ZM169 146V145H168ZM189 146V145H188ZM204 146V145H203ZM217 146V145H216ZM223 146V147H224ZM226 146H228L229 147V145H226ZM246 146V145H245ZM260 146V147H261ZM70 147V148H71ZM82 147V148H83ZM86 147H90V146H86ZM86 147H84L83 149H86ZM92 147V146H91ZM94 147H96V146H94ZM93 147V148H94ZM100 147H102V145L100 146ZM106 147H108V146H106ZM106 147H102V148H104V149H106V150H112V149H108V148H106ZM121 147H123V146H121ZM120 147V148H121ZM192 147H194V146H192ZM239 147V146H238ZM256 147L257 146H255V147H253V145H252V147L251 148H253V149H255V151L256 152H258L259 150L258 149H256ZM263 147V146H262ZM262 147L260 148V149H262ZM53 148V150H54V147H52ZM70 148H69V150H70ZM74 148V147H73ZM76 148V147H75ZM92 148V149H93ZM117 147H115V149H116ZM130 148H132L133 149V147H130ZM169 148V147H168ZM204 148V147H203ZM220 148V147H219ZM218 147H217V149H219ZM227 148V147H226ZM230 148H232V146L230 147ZM237 148V147H236ZM235 148V149H236ZM68 149V148H67ZM80 149V148H79ZM91 148L90 149H87V150H85L86 152L89 150V152H90V150H92ZM97 150L98 148H94V150ZM121 149H123V148H121ZM138 148H136V150H137ZM143 149V150H142ZM142 149H140L141 151H144V149H146V148H142ZM164 149H165V147H164ZM173 149V148H172ZM175 149V148H174ZM194 149V148H193ZM192 148H191V150H193ZM221 149V148H220ZM234 149V148H233ZM234 149V150H235ZM252 149V150H253ZM77 150V149H76ZM93 150V151H94ZM96 150H95V153L92 151V154L94 153L95 154V156L97 155L96 154ZM113 150H114V148H113ZM112 150V151H113ZM117 150H118V148H117ZM126 150V149H125ZM128 150V149H127ZM134 150V149H133ZM132 150V151H133ZM148 150H150V149H148ZM148 150H146L147 152H148ZM171 150V149H170ZM180 150V149H179ZM203 150V149H202ZM222 150V149H221ZM220 150V151H221ZM230 150H232V149H230ZM233 150V151H234ZM237 150V149H236ZM239 150V149H238ZM258 150V151H257ZM262 150H264V149H262ZM70 151H73L72 149L70 150ZM70 151H69V154H70ZM84 151V152H85ZM98 151V150H97ZM104 151V150H103ZM111 151V152H112ZM114 151H116V150H114ZM119 151V150H118ZM117 151V152H118ZM122 151V150H121ZM129 151V150H128ZM138 151V150H137ZM161 151V150H160ZM219 151V150H218ZM219 151V152H220ZM233 151H231V152H233ZM247 151V150H246ZM79 152H82L81 150L79 151ZM124 152V151H123ZM140 152V151H139ZM139 152H137L138 154H139ZM147 152H146V154H147ZM165 152V151H164ZM179 152V151H178ZM177 151H176V149L175 150H173V151H169V153L170 154H172L173 156H172V159H177L178 158V160L180 159V157H179V154L177 155V153H178ZM181 152V151H180ZM189 152V151H188ZM237 152V151H236ZM247 152H249V151H247ZM261 151H259V153H260ZM19 153V154H18ZM98 153V152H97ZM99 153H100V148H99ZM107 153V152H106ZM108 153H110V152H108ZM112 153H114V152H112ZM132 153V152H131ZM135 152H133V154H134ZM142 153V152H141ZM140 153V154H141ZM214 153H216V152H214ZM222 153H224L223 151H222ZM221 152H220V154H221V156L223 155ZM241 153H242V150H241V152L239 153V152H237V154H240V156L239 157H241V156H243V158L245 159V156L242 154L241 155ZM244 153V152H243ZM253 153V152H252ZM251 153V154H252ZM48 154V153H47ZM66 153H64V154H62V155H65ZM68 154V153H67ZM76 154H77V152H76ZM82 154H84L85 155V153H82ZM89 154H91V153H88L87 152V155L89 156ZM101 154H103V153H101ZM105 154V153H104ZM111 154V153H110ZM145 154V153H144ZM146 154H145V156H146ZM185 154V153H184ZM219 154V153H218ZM226 154V153H225ZM236 154V153H235ZM257 154V153H256ZM53 155V154H52ZM72 155V154H71ZM100 155V154H99ZM108 155V154H107ZM112 155V154H111ZM110 155V157L113 159V157L112 156H114V154L111 156ZM115 155H116V152H115ZM120 155H121V153H120ZM136 155V154H135ZM143 155V154H142ZM142 155H140V156H142ZM180 155H181V153H180ZM196 155V154H195ZM198 155V154H197ZM216 156L215 157H213L212 158V156H214V155H212L211 156V158L214 160V158H216V157H219V156H217V154H215ZM227 155V154H226ZM262 155V154H261ZM49 156H51V154L49 155ZM65 156H67V155H65ZM64 156V157H65ZM77 156V155H76ZM94 156V158H96V157H98V156H96L95 157ZM106 156V155H105ZM118 156V155H117ZM116 156V157H117ZM122 156H124V154L122 155ZM128 156V155H127ZM126 156V157H127ZM137 156V155H136ZM167 156V155H166ZM229 155H227L226 157H228ZM249 156V155H248ZM248 156H246L247 158H248ZM259 156H260V154H259ZM57 157V156H56ZM70 157V156H69ZM85 157V156H84ZM101 157V156H100ZM100 157H98V158H100ZM104 157V155L102 156V158ZM107 157V156H106ZM119 157V156H118ZM125 157V156H124ZM197 157V156H196ZM210 157V156H209ZM208 157V158H209ZM223 157V156H222ZM238 157V155H237V159L239 158ZM251 157H252V155L250 156V161L252 162V160H251ZM255 157V156H254ZM257 157V156H256ZM261 157V156H260ZM51 158V157H50ZM53 158V157H52ZM70 158H72V157H70ZM101 158V159H102ZM108 158V157H107ZM110 158V159H111ZM114 158H115V156H114ZM122 158V157H121ZM128 158V157H127ZM127 158L125 159L124 158V161L125 160H127ZM132 158L134 159V162L136 163V164H138L139 165V161L137 162V160H135L136 159V157L134 158V155H133V157H132V155H131V159H130V157L128 158L129 159V162H130V160H132ZM139 158V156L137 157V159ZM141 159H142V157H140ZM140 158H139V160H140ZM155 158V157H154ZM163 158H165V156L163 157ZM206 158V157H205ZM21 159V160H22ZM26 159V160H27ZM73 159V158H72ZM81 159H83L82 157H81ZM105 159V158H104ZM112 159H111V161H112ZM181 159H183V157L181 158ZM192 159V158H191ZM199 159H200V157H199ZM219 159V158H218ZM221 159V158H220ZM222 159H224V157L222 158ZM222 159H221V161H222ZM226 159V158H225ZM249 159V158H248ZM254 159H256V158H254ZM253 159V160H254ZM20 159H19V157H18V159L16 160V161H19ZM20 160V161H21ZM50 160H52V159H50ZM98 160L99 159H97V162L95 163V160H93L92 159V161H91V163L93 162V163H95L96 165H98L97 163H98ZM106 160V159H105ZM114 160V159H113ZM119 160V159H118ZM122 160H123V158H122ZM144 160V159H143ZM143 160H140L141 162H143ZM147 160V159H146ZM185 160V159H184ZM194 160V159H193ZM227 160H229V157H228V159ZM226 160V161H227ZM232 160V158L230 159V161ZM235 160V159H234ZM234 160H232L233 161V163L234 162H236V160L234 161ZM239 160V159H238ZM242 160V159H241ZM240 160V161H241ZM9 161V163H11L10 162V159H8L7 160V162ZM14 161V160H13ZM30 161H29V163H30ZM65 161V160H64ZM101 162L102 161H104V160H100ZM115 161H117L116 160V158H115ZM115 161H114V164H115ZM123 161V163H122V161H121V163L122 164H125V162ZM181 161V160H180ZM195 161V160H194ZM216 161V160H215ZM248 161V160H247ZM246 161V162H247ZM1 162H3V161H1ZM0 162V165L2 164ZM4 162H6V161H4ZM6 162V163H7ZM49 162V161H48ZM85 164L88 162H86L85 160L83 161ZM131 162H133V161H131ZM131 162H130V164H131ZM182 162V161H181ZM181 162H179V163H181ZM187 162L189 163L190 161H189V159L187 160ZM223 162V161H222ZM243 162H245V161H243ZM249 162V161H248ZM251 162H250V164H251ZM5 163V164H6ZM14 163V162H13ZM16 163V162H15ZM14 163V164H15ZM21 163H23V162H21ZM24 163H23V165H24ZM83 163V164H84ZM108 162H106V164H107ZM111 163V162H110ZM113 163V162H112ZM118 163V162H117ZM128 163V162H127ZM135 163H133V164H135ZM146 163H147V161H146ZM186 163V162H185ZM188 163H187V165H188ZM220 163V162H219ZM232 163V162H231ZM238 163H240V162H237V164L235 163V164H232V167L234 168V166L233 165H236V167L238 166ZM253 163V162H252ZM17 164V163H16ZM31 164V163H30ZM47 164H49V163H47ZM73 164H74V162H73ZM76 164V163H75ZM84 164V165H85ZM104 164V163H103ZM105 164V165H106ZM130 164H128V165H130ZM142 164L143 163H141V168L142 167H144V166H146L145 164H144V166H142ZM166 164V163H165ZM178 164V163H177ZM212 164H214V163H212ZM9 165V164H8ZM19 165H20V163H19ZM22 165V166H23ZM67 165V164H66ZM89 165H92L93 166V164H89ZM107 165H109V163L107 164ZM107 165H106V167H105V169L106 168H109V167H107ZM110 165H113V164H110ZM118 166H123V165H119V164H117ZM162 165V164H161ZM160 165V166H161ZM167 165V164H166ZM183 165V164H182ZM186 165V166H187ZM225 165V166H224ZM224 168H223V170L222 171H224V169L226 168V165H227V163H224ZM229 165V164H228ZM227 165V166H228ZM252 165V164H251ZM5 166V165H4ZM11 166V164L9 165V167L8 168H11L10 167ZM25 166H26V164L23 166V168H25ZM29 166V165H28ZM43 166V165H42ZM49 166H50V164H49ZM49 166H47V167H49ZM103 165H101V167H102ZM116 166V165H115ZM114 165L112 166V167H115ZM118 166H116V167H118ZM131 166V165H130ZM130 166H127V168L128 167H130ZM133 166H135V165H133ZM139 166V167H140ZM172 166V165H171ZM196 166V165H195ZM213 166H215V165H213ZM229 166H231V165H229ZM245 166L246 165H244V168L243 169H245ZM249 166V165H248ZM1 167V166H0ZM6 168H7V165L5 166ZM12 167H13V164H12ZM15 167H17L18 168V166H16L15 165ZM65 167V166H64ZM73 167V166H72ZM82 167H83V165H82ZM87 167V166H86ZM98 167V166H97ZM137 167V166H136ZM151 165L150 166H148V168L147 169H145L144 171H143V173L142 174H139V177H137L138 175H136V177L138 178H136L137 179V181H136V184L134 185V187H135V193L133 194V195H131L132 196V198H131V200H130V202H132V201H134L135 200V197H136V193H137V199L139 198V196L140 195H143V194H146V197L144 198V199H142V200H140V201H137V199H136V201H137V203L139 204L138 205V209H139V216H138V218H140V220H142L143 222H144V229H145V224L148 222V218L146 217V216H149V214L146 212V214H144L143 212H142V208L144 207V208H150V211L153 209V208H151V200H153L154 199V197L155 196H153L152 194L158 189V180L157 179H155V180H153V178H151ZM155 167V166H154ZM205 167V166H204ZM210 167V166H209ZM235 167V168H236ZM251 167V166H250ZM2 168H4V167H2ZM22 168V167H21ZM22 168V169H23ZM44 168V167H43ZM42 168V169H43ZM79 168H80V166H79ZM88 168V167H87ZM94 168H96V166L95 167H91V170L89 169V171H93L92 169H94ZM123 168H125V166H123ZM181 168V167H180ZM179 168V169H180ZM208 168V167H207ZM205 169V171H207L208 169ZM221 168V169H222ZM248 168V167H247ZM5 169V168H4ZM12 169V168H11ZM20 169V168H19ZM19 169H17V170H19ZM45 169V168H44ZM43 169V170H44ZM72 169V168H71ZM86 169V168H85ZM115 169V168H114ZM120 169V168H119ZM133 169H135V167L133 168ZM143 169V168H142ZM173 169V168H172ZM178 169V171L180 172V170ZM194 169V168H193ZM212 169V168H211ZM214 169V168H213ZM220 169V167L218 168V170ZM220 169V170H221ZM238 169L239 168H237V169H233V171H238ZM241 169V168H240ZM239 169V170H240ZM3 169H1L0 170V172L2 171ZM13 170H14V172H15V169H12V172H9V173H12V174H14L13 173ZM48 170H49V168H48ZM83 170H84V168H83ZM99 170H101L100 168L97 170H94V171H99ZM109 170V169H108ZM112 170V169H111ZM121 170H122V168H121ZM127 170V169H126ZM131 170H132V168H131ZM135 170H137V169H135ZM134 170V171H135ZM199 170V169H198ZM227 170V169H226ZM229 170V169H228ZM4 171V170H3ZM2 171V172H3ZM7 171H8V169H7ZM6 170H5V172H7ZM9 171H10V169H9ZM20 172H21V169L19 170ZM23 171V170H22ZM46 171H47V169H46ZM69 171H71V170H69ZM89 171H85L86 173L88 172V173H90ZM115 171H116V169H115ZM119 171V170H118ZM141 171V170H140ZM139 171V172H140ZM230 171V170H229ZM245 171V174L247 173V171L246 170H244ZM253 171V170H252ZM2 172H1V174H2ZM17 172V171H16ZM19 172V173H20ZM78 172V171H77ZM82 172V171H81ZM84 172V173H85ZM100 172V171H99ZM102 172H104L103 171V167H102ZM105 172H107V170L105 171ZM109 172V171H108ZM113 172H114V170H113ZM142 172V171H141ZM159 172V171H158ZM161 172V171H160ZM192 172V171H191ZM199 172V171H198ZM203 172V171H202ZM217 172V171H216ZM227 172V171H226ZM225 172V173H226ZM240 172V171H239ZM243 172V171H242ZM241 172V173H242ZM249 172V171H248ZM251 172V171H250ZM8 173V174H9ZM46 173H48V172H46ZM76 173V172H75ZM87 173V174H88ZM110 173V172H109ZM112 173V172H111ZM118 173V172H117ZM116 172L114 173V174H117ZM121 173V172H120ZM123 174H124V172H122ZM129 173H130V171H129ZM128 173V174H129ZM153 173V172H152ZM171 173V172H170ZM170 173H169V176H171L170 175ZM187 173H189V172H187ZM221 173V172H220ZM219 173V174H220ZM231 173V172H230ZM237 173V172H236ZM235 173V174H236ZM21 174V173H20ZM40 174V173H39ZM92 175H94L93 173H91ZM100 174V173H99ZM98 174V175H99ZM103 174V173H102ZM132 174H134V173H132ZM177 174V173H176ZM201 174V173H200ZM204 174H206V172L204 173ZM234 174V173H233ZM238 174V173H237ZM254 174V173H253ZM261 174V173H260ZM259 174V175H260ZM264 174V173H263ZM2 175H4L5 176V174H2ZM7 175V174H6ZM11 175V174H10ZM31 175V174H30ZM36 175V174H35ZM44 175V174H43ZM70 176H71V174H69ZM75 175V174H74ZM73 175V176H74ZM77 175V174H76ZM82 175V174H81ZM80 175V176H81ZM84 175V174H83ZM96 175H97V173H95V177H96ZM105 174H103V176H104ZM110 177H111V175L110 174H108ZM113 175V174H112ZM119 175V174H118ZM126 175V174H125ZM131 175V174H130ZM155 175V174H154ZM168 175V174H167ZM187 175H189V174H187ZM187 175H186V177H187ZM191 175H192V173H191ZM207 175V174H206ZM224 175V174H223ZM231 176L232 174H228V176ZM250 175V174H249ZM9 176V175H8ZM11 176H13V175H11ZM11 176L9 177L10 179H11ZM28 176V175H27ZM46 176H48V175H46ZM45 176V177H46ZM72 176V179H70V182L69 183H71L72 182V180H73V178L75 177H73ZM79 176V177H80ZM87 176V175H86ZM99 176H101V175H99ZM98 176V177H99ZM106 176H107V174H106ZM109 176H107L108 178H109ZM123 176V175H122ZM121 176V177H122ZM157 176V175H156ZM158 176H160L159 174H158ZM157 176V177H158ZM162 176V175H161ZM193 176V175H192ZM197 177H198V175H196ZM236 176V175H235ZM242 176V175H241ZM263 175H260V178L262 177ZM2 177V176H1ZM31 177V176H30ZM51 177V176H50ZM67 177V176H66ZM83 177V176H82ZM88 177H90L89 175H88ZM98 177H97V179H98ZM117 177H119V176H117ZM125 177H127V176H124L123 178H125ZM133 177V176H132ZM208 177V176H207ZM223 178H224V176H222ZM233 177V176H232ZM251 177V176H250ZM253 177V176H252ZM254 177H255V175H254ZM259 177V176H258ZM3 178V177H2ZM13 178H14V180L17 178H15L14 176H13ZM32 178V177H31ZM43 178V177H42ZM84 178H86L85 176H84ZM103 178V177H102ZM101 177L99 178V180L100 181H102L103 179H102ZM128 178H130L129 176H128ZM161 178V177H160ZM201 178V177H200ZM228 178V177H227ZM224 179V180H228V179H233V178H231V177H229L228 179ZM246 179H247V176L245 177ZM249 178V177H248ZM6 179H8V178H6ZM5 179V180H6ZM10 179H8V180H10ZM35 179V178H34ZM37 179V178H36ZM64 179V178H63ZM69 178L67 177V179L66 180H68ZM75 179V178H74ZM81 179V178H80ZM95 179V178H94ZM104 179H105V177H104ZM110 179V178H109ZM109 179H107V180H109ZM113 179V178H112ZM116 179V178H115ZM162 179V178H161ZM207 178H205V180H206ZM239 179H241V178H239ZM245 179V180H246ZM262 179V178H261ZM263 179H264V177H263ZM1 180V179H0ZM4 180V179H3ZM16 180H18V179H16ZM28 180V179H27ZM37 180H39L40 181V179L38 178ZM42 180V179H41ZM45 180V179H44ZM86 180V179H85ZM91 180H92V176H91ZM96 180V179H95ZM94 180V182L96 183L97 182V180L95 181ZM106 180V179H105ZM104 180V181H105ZM106 180V181H107ZM117 180V179H116ZM127 180V179H126ZM243 180V179H242ZM256 180V179H255ZM257 180H258V178H257ZM2 181V180H1ZM7 181V180H6ZM33 181V180H32ZM36 181V180H35ZM43 181V180H42ZM46 181V180H45ZM75 181V180H74ZM73 181V182H74ZM87 181H90V179L89 180H87ZM87 181L85 182V183H87ZM93 181V180H92ZM124 181V183H126L125 182V179L123 180ZM128 181V180H127ZM130 181H133V179H131ZM165 181V180H164ZM180 181H181V179H180ZM198 181H200L199 180V178H198ZM207 182H208V180H206ZM247 181H249L248 179H247ZM13 182V181H12ZM18 182V181H17ZM20 182V181H19ZM28 182V181H27ZM44 182V181H43ZM60 182V181H59ZM94 182H93V184H91V183H89V185L91 184V186L92 185H94ZM109 182V181H108ZM118 182V181H117ZM189 182V181H188ZM205 182V181H204ZM219 182V181H218ZM0 183H3V181L2 182H0ZM7 183H8V181H7ZM31 183L32 182H30V185H31ZM41 183V185H42V182L40 181L39 183H38V185L37 186H39V184ZM62 183V182H61ZM68 183V184H69ZM75 183V182H74ZM83 183H84V180H83ZM84 183V184H85ZM99 183V182H98ZM98 183H97V186H98ZM115 183V182H114ZM114 183H112V184H114ZM170 183V182H169ZM180 183V182H179ZM206 183V182H205ZM204 183V184H205ZM261 182H259V184H260ZM37 184V183H36ZM72 184V183H71ZM100 184H105V182L103 183V181H102V183H100ZM121 184H123V183H121ZM128 184H133V183H128ZM171 184H173V183H171ZM203 184V183H202ZM208 184V183H207ZM248 184V183H247ZM247 184L245 185V186H247ZM262 184H263V182H262ZM3 185V184H2ZM6 185V184H5ZM4 185V186H5ZM20 185H22V184H20ZM26 185V184H25ZM41 185H40V187H39V189H41ZM67 185V184H66ZM85 185H87V184H85ZM103 185H102V187H103ZM106 185H107V183H106ZM126 185H127V183H126ZM125 185V186H126ZM182 185H184V184H182ZM219 185H220V183H219ZM218 185V186H219ZM250 185H252V184H250ZM257 185V184H256ZM7 186V185H6ZM9 186H11L12 187V184L11 185H9ZM34 186H35V184H34ZM56 186V185H55ZM58 186V185H57ZM77 186V185H76ZM88 186V185H87ZM124 186V185H123ZM165 186V185H164ZM176 186L178 187V184H176ZM198 186V185H197ZM201 186V185H200ZM199 186V187H200ZM204 186H206V185H204ZM208 186V188H210V187H213V186H215V185H213V186H210L209 187V185H207ZM229 186V185H228ZM249 186V185H248ZM1 187L4 189V187L3 186H0V190H2L1 189ZM13 187H14V185H13ZM13 187H12V189H13ZM33 187V186H32ZM59 187H61V186H59ZM63 187H65V186H62L61 187V189L63 188ZM78 187H79V184H78ZM77 187V188H78ZM81 187V186H80ZM84 187V186H83ZM92 187H94V186H92ZM95 187H96V185H95ZM102 187H99L100 189L102 188ZM108 187V186H107ZM129 187H130V185H129ZM132 187V186H131ZM168 187L169 186H167V190H168ZM185 187H187V186H185ZM189 187V186H188ZM192 187V186H191ZM191 187H189L190 188V190H192L191 189ZM198 187V188H199ZM239 187V186H238ZM237 187V188H238ZM242 187V186H241ZM251 187H253V186H251ZM257 187V186H256ZM255 187V188H256ZM16 188H17V186H16ZM19 188V187H18ZM22 188V187H21ZM31 188V187H30ZM29 188V189H30ZM50 188H51V186H50ZM76 188V189H77ZM87 188V187H86ZM86 188H84V189H86ZM90 188V187H89ZM97 188V187H96ZM106 188V187H105ZM124 188V187H123ZM126 188V187H125ZM170 188V187H169ZM181 188H183V187H181ZM204 188V187H203ZM207 188V187H206ZM260 188H263V186H261L260 185ZM10 189V188H9ZM15 189V188H14ZM39 189H37L38 191L37 192H39ZM54 189V188H53ZM57 189V188H56ZM66 189V188H65ZM65 189H62V190H65ZM67 189L69 190V187H67ZM129 189V188H128ZM160 189H161V187H160ZM163 189V188H162ZM162 189H161V191H162ZM166 189V188H165ZM174 188H172L171 190H173ZM216 189H217V187H216ZM248 189V188H247ZM246 189V190H247ZM250 189V188H249ZM257 189V188H256ZM258 189H259V186H258ZM258 189H257V192H258ZM6 190H7V187H6ZM17 190H19L20 191V189H17ZM31 190H33L32 188H31ZM61 190V191H62ZM68 190H66V195H67V191ZM73 190H75V189H73ZM73 190H71L72 192H73ZM80 190V189H79ZM78 190V191H79ZM90 190V189H89ZM159 190V189H158ZM170 190V191H171ZM176 190H177V188H176ZM189 190V191H190ZM200 190V189H199ZM199 190H196V191H199ZM213 190V189H212ZM220 190V189H219ZM222 190V189H221ZM243 190H244V188H243ZM243 190H241L242 192H244ZM245 190V191H246ZM252 190V189H251ZM10 191V190H9ZM8 191V192H9ZM41 191V190H40ZM86 191H87V189H86ZM98 191H100V190H98ZM128 191V190H127ZM160 191V192H161ZM163 191H165V190H163ZM174 191V190H173ZM184 191L186 192V190L184 189ZM208 191H209V189H208ZM207 191V192H208ZM210 191H211V189H210ZM216 191V190H215ZM237 192H239V190L237 189L236 190ZM13 192L15 193L16 192V190L14 191L13 190ZM27 192H28V187H27ZM31 192V191H30ZM35 193H36V191H34ZM65 192V191H64ZM91 192V191H90ZM101 192V191H100ZM183 192V191H182ZM188 192V191H187ZM206 191H205V193L204 194H206L207 193ZM235 192V191H234ZM241 192V193H242ZM247 192V191H246ZM245 192V193H246ZM253 191H251V193H252ZM257 192H255L257 195H259L260 197L262 196V195H260L262 192H261V190H260V194H258ZM263 192H264V190H263ZM14 193H13V196H14ZM35 193H33V194H35ZM41 194H45L44 192L42 193V192H40ZM49 193V192H48ZM50 193H52V192H50ZM50 193L48 194V195H50ZM80 193H81V191H80ZM87 193V192H86ZM159 193V192H158ZM161 193H164V192H161ZM181 193V192H180ZM190 193H192V191L191 192H189V194ZM201 193V192H200ZM241 193H239V194H241ZM254 193V192H253ZM3 194H4V192H3ZM3 194H0V195H2V196H4ZM10 194V193H9ZM17 195H19V193H16ZM15 194V195H16ZM26 194V193H25ZM28 194V196L30 195L29 194V192L27 193ZM26 194V195H27ZM54 194H55V191H54ZM65 194V193H64ZM63 194V195H64ZM82 194V193H81ZM85 194V193H84ZM88 194V193H87ZM93 194V193H92ZM155 194V193H154ZM167 194V193H166ZM209 194V193H208ZM207 194V195H208ZM255 194V195H256ZM264 194V193H263ZM58 195L60 196V197H62L63 198V195L61 196V194L60 193H58ZM65 195V196H66ZM69 195H71V197H72V193L71 194H69ZM68 195V196H69ZM74 195V194H73ZM75 195H77L78 196V193L77 194H75ZM74 195V196H75ZM89 195V194H88ZM122 195H123V193H122ZM164 195V194H163ZM179 195V194H178ZM201 195H202V193H201ZM200 195V196H201ZM215 195H216V193H215ZM231 195V194H230ZM238 195V194H237ZM242 195V194H241ZM241 195H239V196H241ZM246 196H247V194H245ZM256 195V196H257ZM20 196V195H19ZM19 196H18V198H19ZM27 196V197H28ZM32 197V199H34L33 198V195H31ZM35 196H37V195H35ZM34 196V197H35ZM45 196V195H44ZM44 196H41V197H44ZM67 196V200L70 198V196L68 197ZM74 196H73V202H74ZM117 196V195H116ZM119 196H121V195H119ZM162 196V195H161ZM165 196V195H164ZM172 196V195H171ZM199 196V197H200ZM234 196V195H233ZM244 196V195H243ZM246 196H245V198H246ZM249 196H250V193H249ZM259 196H257V197H259ZM5 197H7V196H5ZM15 197V196H14ZM27 197L25 198L26 200L25 201H27ZM37 197H39V195L37 196ZM37 197H35V201L33 200V204H34V202H36V200L38 199ZM49 197V196H48ZM51 197V199H52V196H50ZM53 197H55V196H53ZM86 197H87V195H86ZM92 197V196H91ZM202 197V196H201ZM203 197H205V195L203 196ZM203 197H202V199H203ZM216 197H217V195H216ZM251 197H253V196H251ZM255 197V196H254ZM259 197V198H260ZM264 197V196H263ZM263 197H262V199H263ZM1 198V197H0ZM45 198V197H44ZM56 198V197H55ZM57 198H59V197H57ZM75 198H77V197H75ZM88 198V197H87ZM90 198V197H89ZM118 198H120V197H118ZM123 198V197H122ZM161 198V197H160ZM176 198V197H175ZM181 198V197H180ZM231 198V197H230ZM232 198H236L235 196L234 197H232ZM244 197H243V199H245ZM248 198V197H247ZM246 198V199H247ZM250 198V197H249ZM11 199V198H10ZM29 199V198H28ZM32 199H31V201H32ZM42 199L43 198H41V201H42ZM47 199V198H46ZM64 199V198H63ZM71 199V198H70ZM69 199V200H70ZM117 199V198H116ZM158 199V198H157ZM189 199V198H188ZM238 199V198H237ZM254 199H256V197L254 198ZM261 199V198H260ZM54 200H56V199H54ZM65 200V199H64ZM84 200H85V198H84ZM97 200V199H96ZM156 200V199H155ZM154 200V201H155ZM161 200V199H160ZM172 200V199H171ZM231 200V199H230ZM230 200H228V203L227 204H229V201ZM252 200V199H251ZM250 199H249V202L251 201ZM9 201H11L12 203H14V198L12 199V200H9ZM40 201V202H41ZM44 201V200H43ZM46 201H48V200H46ZM50 201V200H49ZM163 201V200H162ZM194 201V200H193ZM193 201L192 202H190V205H192V203H193ZM203 201H204V199H203ZM232 201V200H231ZM230 201V202H231ZM239 201H240V197H239ZM238 201V202H239ZM258 201V200H257ZM259 201H261V200H259ZM10 202V203H11ZM16 202H17V200H16ZM20 202V201H19ZM27 202H30V201H27ZM76 200H75V204H76ZM84 202V201H83ZM114 202H116V201H114ZM156 202V201H155ZM237 202V201H236ZM237 202V203H238ZM243 203L245 202V201H242ZM21 203V202H20ZM19 203V204H20ZM24 203V202H23ZM46 203V202H45ZM56 203H58V202H56ZM60 203V202H59ZM58 203V204H59ZM69 203V202H68ZM90 203V202H89ZM94 203V202H93ZM102 203V202H101ZM195 203V202H194ZM201 203V202H200ZM205 203V202H204ZM225 203V204H226ZM233 203V202H232ZM246 203H248V202H246ZM263 204L264 203V201L262 202H259V204ZM5 204V203H4ZM24 204H26V203H24ZM24 204H23V206H24ZM41 204H43V202L41 203ZM53 204H55L54 202H53ZM57 204V205H58ZM64 204V203H63ZM83 204H85V203H83ZM92 204V203H91ZM104 204V203H103ZM114 204V203H113ZM131 204V203H130ZM198 204V203H197ZM212 204V203H211ZM250 204H251V202H250ZM1 206H2V204H0ZM30 205H32V204H30ZM29 205V206H30ZM34 205H37V203L36 204H34ZM57 205H56V208H55V206L53 207V208H55L56 209V211H57V208L60 206H58L57 207ZM71 205V204H70ZM124 205V204H123ZM129 205V204H128ZM200 205V204H199ZM230 205V204H229ZM228 205V206H229ZM236 205H238V204H236ZM235 205V206H236ZM4 206V205H3ZM11 206H13V205H11ZM23 206L21 205L20 207H22L23 208ZM26 206V205H25ZM63 206V205H62ZM67 206H69L68 204H67ZM83 206V205H82ZM81 206V207H82ZM194 206H195V204H194ZM204 206V205H203ZM224 206V205H223ZM233 206H234V203H233ZM235 206L233 207L234 209H235ZM261 206V205H260ZM262 206H264V205H262ZM9 207V206H8ZM13 207H15V205L13 206ZM18 207V206H17ZM31 207V206H30ZM33 207V206H32ZM36 207V206H35ZM72 207H74V205H72ZM104 207H106V206H104ZM104 207H103V209H104ZM108 207V206H107ZM125 207V206H124ZM225 207H227V206H225ZM231 207H232V205H231ZM4 208V207H3ZM38 208L39 209H41V211H42V208H40L39 206H38ZM45 209H46V206L44 207ZM61 208V207H60ZM67 209H68V207H66ZM70 208H71V206H70ZM87 208V207H86ZM100 208V207H99ZM109 208V210L110 209H112L111 208V206L110 207H108ZM122 208V207H121ZM170 208V207H169ZM189 208H191V206L189 207ZM206 208V207H205ZM228 208V207H227ZM232 208V209H233ZM258 208H260L259 207V205H258ZM263 208V207H262ZM15 208H13V211H15L14 210ZM20 209V208H19ZM25 209H27V208H24V212H25ZM32 209V208H31ZM31 209H29V210H31ZM37 209V208H36ZM64 209V208H63ZM80 209H82V208H80ZM128 209H130V207L128 208ZM196 209V208H195ZM202 209V208H201ZM224 209H226V208H224ZM236 209H239V208H236ZM261 209V208H260ZM9 210H11V209H9ZM47 210V209H46ZM59 210V209H58ZM66 210V209H65ZM78 210V209H77ZM106 210L108 211V209L106 208ZM122 210V209H121ZM173 210V209H172ZM191 210V209H190ZM210 210H212V209H210ZM228 210V209H227ZM20 211L22 212V209H20ZM33 211H34V209H33ZM33 211L31 210L30 211V214H31V212L33 213ZM36 211H38V210H36ZM44 211V210H43ZM59 211H61V214L60 215H62L63 213H62V208H61V210H59ZM99 211H102V212H104L103 210H99ZM106 211V212H107ZM113 211V210H112ZM111 211V212H112ZM126 211V210H125ZM136 211V210H135ZM147 211H149V209L147 210ZM163 211H165V209L163 210ZM186 211V210H185ZM189 211V210H188ZM216 211H218V210H216ZM238 212H240L241 210H237ZM251 211V210H250ZM262 211V214H263V212H264V208H263V210H260V212ZM1 212H3V211H1ZM8 212V211H7ZM7 212H6V214H7ZM16 212H19V211H16ZM23 212V213H24ZM29 212V211H28ZM40 212V211H39ZM45 212H48V211H45ZM49 212H50V210H49ZM145 212V211H144ZM152 212V211H151ZM154 212H155V210H154ZM172 212V211H171ZM248 212V211H247ZM259 212V213H260ZM4 213V212H3ZM11 213V212H10ZM15 213V212H14ZM35 213H37L36 214V216H38L39 214H38V212H35ZM34 213V214H35ZM42 213V212H41ZM40 213V214H41ZM53 213V212H52ZM56 213V212H55ZM55 213H53V214H55ZM58 213V212H57ZM56 213V214H57ZM64 213H65V211H64ZM69 213V211H67L66 212V215H69L68 214ZM75 213V212H74ZM95 213V212H94ZM96 213H97V211H96ZM96 213L95 214H93L94 216L96 215ZM112 213H114V211L112 212ZM123 213V212H122ZM121 213V214H122ZM157 214H158V212H156ZM233 213H235V212H233ZM246 213V212H245ZM244 213V214H245ZM250 213V212H249ZM258 213V214H259ZM16 214V213H15ZM26 214H27V212H26ZM26 214L24 215L23 214V216H26ZM30 214H28V215H30ZM43 214V213H42ZM76 214V213H75ZM99 214V213H98ZM124 214H125V212H124ZM152 214V213H151ZM195 214V213H194ZM225 214V213H224ZM228 214V213H227ZM252 214V213H251ZM250 214V215H251ZM261 214V213H260ZM1 216H2V219H3V215L2 214H0ZM7 215H9V214H7ZM13 215V214H12ZM11 215V216H12ZM17 215V214H16ZM21 215V214H20ZM71 215V214H70ZM72 215H74V214H72ZM71 215V216H72ZM119 215V214H118ZM131 215V214H130ZM129 215V216H130ZM163 215V214H162ZM161 215V216H162ZM181 215V214H180ZM189 215V214H188ZM196 215V214H195ZM194 215V216H195ZM201 215V214H200ZM220 215V214H219ZM246 216H247V213L245 214ZM249 215V214H248ZM264 215V214H263ZM1 216H0V218H1ZM11 216H9V219L11 218ZM22 216V215H21ZM32 216H33V218H34V215L32 214ZM32 216H31V222H32ZM40 216V215H39ZM39 216H38V219H39ZM43 216V215H42ZM55 216V215H54ZM59 216V215H58ZM109 216H111V215H109ZM109 216H108V218H109ZM116 216V215H115ZM122 216V215H121ZM164 216V215H163ZM205 216V215H204ZM212 216V215H211ZM218 216V215H217ZM217 216H216V218H217ZM232 216V215H231ZM257 216V218H259V215H256ZM13 218H14V216H13ZM13 218H12V220H13ZM18 218H19V216H18ZM17 218V219H18ZM26 218H27V216H26ZM28 218H29V216H28ZM27 218V219H28ZM60 218H61V216H60ZM69 218H70V216H69ZM92 218H93V216H92ZM95 218H96V216H95ZM97 218H99V216H97ZM168 218H169V216H168ZM181 218H182V216H181ZM184 218H187V215L186 216H184ZM190 218H191V216H190ZM195 218H196V216H195ZM194 218V219H195ZM198 218H199V216H198ZM218 218H219V216H218ZM217 218V219H218ZM220 218H221V216H220ZM239 218H240V216H239ZM244 218V215L242 216V214H241V219H243ZM260 218H261V216H260ZM259 218V219H260ZM1 219V220H2ZM4 219H6V216H5V218ZM3 219V222H1L2 224L3 223H6V222H4L5 220ZM7 219H8V216H7ZM6 219V220H7ZM15 219V218H14ZM21 218H19V220H20ZM30 219V218H29ZM48 219H50V218H48ZM57 218H55V220H56ZM111 219V218H110ZM112 219H114V216H113V218ZM117 219H118V216H117ZM127 219H128V215H127ZM136 219V218H135ZM180 218H178V220H179ZM183 219V218H182ZM189 219V218H188ZM213 220H214V218H212ZM227 219V218H226ZM231 219V218H230ZM235 219V218H234ZM240 219V220H241ZM248 219V218H247ZM262 219H264V216H263V218H261V220ZM18 220V221H19ZM34 220H36L35 218L33 219V221ZM62 219H60V221H61ZM121 220V219H120ZM123 220H124V218H123ZM126 220V219H125ZM130 220V219H129ZM128 220V221H129ZM132 220V219H131ZM137 220V219H136ZM159 220V219H158ZM178 220H177V222H178ZM185 219H183V221H184ZM190 220V219H189ZM189 220H187V221H189ZM193 220V219H192ZM209 220V219H208ZM220 220V219H219ZM223 220V219H222ZM228 220V219H227ZM9 221V220H8ZM14 221H16V220H14ZM26 221V220H25ZM63 221V220H62ZM110 221H112V220H110ZM115 221V220H114ZM127 221V220H126ZM182 221V220H181ZM180 220H179V222H181ZM201 221V220H200ZM212 220H210V222H211ZM215 221V220H214ZM260 221V220H259ZM10 223H11V220L9 221ZM21 222V221H20ZM24 222V221H23ZM27 222L28 221H26L25 222V224H27ZM52 222H54V221H52ZM56 222V221H55ZM65 222V221H64ZM87 222V221H86ZM113 222V221H112ZM111 222V223H112ZM124 222V221H123ZM142 222V223H143ZM161 222V221H160ZM162 222H163V220H162ZM172 222V221H171ZM174 222V221H173ZM171 223V224H173V225H175L174 223ZM213 222V221H212ZM16 223V222H15ZM18 223V222H17ZM49 223V222H48ZM89 223V222H88ZM114 223V222H113ZM152 223H153V221H152ZM206 223V222H205ZM204 223V224H205ZM209 223V221L207 222V224ZM220 223H222V221L220 222ZM224 223V222H223ZM229 223V222H228ZM250 223H252V222H250ZM258 223V222H257ZM7 224V223H6ZM35 224H37V223H35ZM41 224H42V226H43V223L41 222ZM46 224V223H45ZM51 224V223H50ZM54 224V223H53ZM61 224H65V223H61ZM69 224H70V222H69ZM82 224V223H81ZM94 224V223H93ZM131 224H132V222H131ZM149 224V223H148ZM158 224V223H157ZM182 224V226H183V223H181ZM196 224V223H195ZM213 224V223H212ZM219 224V223H218ZM230 224V223H229ZM8 225V224H7ZM16 225V224H15ZM14 225V226H15ZM18 225H20L19 223H18ZM17 225V226H18ZM28 225V224H27ZM26 225V226H27ZM30 225V224H29ZM32 225H33V223H32ZM31 225V226H32ZM38 225V224H37ZM57 225V224H56ZM68 225V224H67ZM103 224H101V226H102ZM118 225V224H117ZM129 225V224H128ZM143 225V224H142ZM155 225V224H154ZM184 225H185V223H184ZM238 225V224H237ZM241 225V224H240ZM261 225V224H260ZM259 225V226H260ZM262 225H264V223L262 224ZM14 226H13V228H14ZM22 226V225H21ZM26 226H25V228H26ZM31 226H29V227H31ZM34 226V225H33ZM39 226H40V224H39ZM38 226V227H39ZM46 226V225H45ZM51 226H53V225H51ZM100 226V225H99ZM101 226H100V233H101ZM113 226V225H112ZM111 226V229L110 230H113V227H114V229H115V225L112 227ZM118 226H120V225H118ZM134 226V225H133ZM153 226V225H152ZM157 226V225H156ZM170 226V225H169ZM172 226V225H171ZM170 226V227H171ZM190 226V225H189ZM206 226V225H205ZM220 226V225H219ZM225 226V225H224ZM228 226V225H227ZM252 226H254V225H252ZM256 226V225H255ZM257 226H258V224H257ZM256 226V227H257ZM258 226V227H259ZM5 227V226H4ZM28 227V226H27ZM29 227H28V229H29ZM37 227V226H36ZM36 227H34V228H36ZM37 227V228H38ZM76 227V226H75ZM88 227V226H87ZM142 227V226H141ZM149 227H150V225H149ZM158 227V226H157ZM156 227V228H157ZM170 227H168L169 229H170ZM202 227V226H201ZM211 227V226H210ZM236 227V226H235ZM243 227V226H242ZM249 227V226H248ZM258 227H257V229H258ZM262 226H260V228H261ZM6 228V227H5ZM12 228V229H13ZM22 228H23V226H22ZM33 228V227H32ZM40 228H42L41 226H40ZM47 228V227H46ZM45 228V229H46ZM49 228H50V226H49ZM62 228H63V226L61 227V230H62ZM66 227H64V229H65ZM67 228H68V226H67ZM78 228V227H77ZM126 228H127V226H126ZM134 229H135V227H133ZM138 228H139V226H138ZM151 228H153V227H151ZM164 228V227H163ZM182 228H185V226L184 227H182ZM206 228V227H205ZM230 228V227H229ZM247 228V227H246ZM16 229V228H15ZM20 229V228H19ZM27 229V228H26ZM44 229V230H45ZM84 229V228H83ZM97 229V228H96ZM96 229H95V231H96ZM103 229H104V225H103ZM171 229H172V227H171ZM194 229H195V227H194ZM223 229V228H222ZM225 229V228H224ZM228 229V228H227ZM243 229V228H242ZM256 229V230H257ZM263 229V228H262ZM8 230V229H7ZM22 230V229H21ZM36 230V229H35ZM40 230V229H39ZM92 230V229H91ZM106 230V229H105ZM131 230V229H130ZM136 230H139V229H136ZM166 230H168V229H166ZM166 230H165V232H166ZM177 230V229H176ZM189 230V229H188ZM191 230H193V229H191ZM198 230V229H197ZM202 230V229H201ZM200 230V231H201ZM230 230V229H229ZM235 230H236V228H235ZM250 230V229H249ZM249 230H247V231H249ZM16 231V230H15ZM31 231H33L32 229H31ZM66 231V230H65ZM79 231V230H78ZM103 231V230H102ZM175 231V230H174ZM173 231V232H174ZM183 231H185V230H183ZM199 231V232H200ZM205 231H206V229H205ZM209 231V230H208ZM212 231H213V229H212ZM223 231V230H222ZM251 231V230H250ZM249 231V232H250ZM255 231V230H254ZM23 232V231H22ZM36 232V231H35ZM39 232H42V231H39ZM38 232V233H39ZM119 232V230H117V233ZM127 232V231H126ZM140 232V231H139ZM144 231H142V233H143ZM168 232H170V231H168ZM167 232V233H168ZM188 232V231H187ZM203 232H204V230H203ZM202 232V233H203ZM210 232V231H209ZM244 232V231H243ZM256 232V231H255ZM254 232V234H260L259 235V237L263 234V230H259V232H257V233H255ZM23 233H25V232H23ZM86 233H87V231H86ZM85 233V234H86ZM91 233H92V231H91ZM99 233V232H98ZM102 233H104L105 234V232H102ZM108 233H110V232H108ZM120 233V232H119ZM128 233V232H127ZM130 233V232H129ZM141 233V234H142ZM167 233H165V234H167ZM175 233H176V231H175ZM189 233H191V232H189ZM188 233V234H189ZM201 233V232H200ZM199 233V234H200ZM201 233V234H202ZM222 233V232H221ZM11 234V233H10ZM32 234V233H31ZM49 234V233H48ZM48 234H46V235H48ZM53 234V233H52ZM95 234V233H94ZM111 234H115V233H112L111 232ZM144 234V233H143ZM151 234V233H150ZM157 234V233H156ZM177 234H178V232H177ZM183 234V233H182ZM209 234V233H208ZM223 234V233H222ZM244 234V233H243ZM25 235V234H24ZM51 235V234H50ZM59 235V234H58ZM62 235V234H61ZM81 235V234H80ZM89 235V234H88ZM92 235V234H91ZM100 235V234H99ZM107 235H109V234H107ZM106 235V236H107ZM118 235V234H117ZM122 235V234H121ZM176 235V234H175ZM194 235V234H193ZM196 235V234H195ZM203 235V234H202ZM241 235V234H240ZM248 235V234H247ZM10 236V235H9ZM8 236V237H9ZM14 236V235H13ZM22 236V235H21ZM28 236H29V234H28ZM34 236H36V234H34ZM42 236V235H41ZM71 236V235H70ZM101 236H103L102 234H101ZM112 236V235H111ZM166 236V235H165ZM168 236V235H167ZM166 236V237H167ZM204 236V235H203ZM225 236V235H224ZM227 236H228V234H227ZM252 236H254V235H252ZM251 236V237H252ZM263 236V235H262ZM30 237V236H29ZM37 237V236H36ZM35 237V238H36ZM46 237V236H45ZM73 237V236H72ZM84 237H86L85 235H84ZM95 237V236H94ZM113 237H115L114 235L112 236V238ZM118 237H119V235H118ZM122 237V236H121ZM128 237V236H127ZM170 237V236H169ZM172 237V236H171ZM176 237H178V236H176ZM174 238V239H176V240H174V243H175V241L177 242V239L178 238H180V237H178V238ZM197 237H199V235L197 236ZM201 237V236H200ZM206 237V236H205ZM219 237V236H218ZM222 237V236H221ZM221 237H220V240H222L221 239ZM226 237V236H225ZM14 238H15V236H14ZM16 238H18V237H16ZM16 238H15V240H16ZM42 238V237H41ZM66 238V237H65ZM87 238H89V237H87ZM87 238H85V239H87ZM91 238H92V236H91ZM105 238V237H104ZM109 238V237H108ZM107 238V239H108ZM111 238V237H110ZM110 238L108 239L109 241H110ZM131 238V237H130ZM189 238V237H188ZM191 238V237H190ZM231 238H232V236H231ZM239 238H241L242 239V236L241 237H239ZM244 238V237H243ZM250 238V237H249ZM247 238V239H245L246 241H245V245L247 244L248 245V241L250 242L251 240H253V239H256L255 237H253V238ZM8 239V238H7ZM23 239H24V237H23ZM27 239V238H26ZM25 239V241H27ZM77 239V238H76ZM100 239H101V237H100ZM106 239V240H107ZM133 238H131V240H132ZM138 239V238H137ZM162 239V238H161ZM163 239H164V237H163ZM173 239V238H172ZM194 239V238H193ZM192 239V240H193ZM201 239H202V237H201ZM201 239H199V240H201ZM226 239V238H225ZM225 239H223L224 240V242H225ZM260 239V241H261V238H259ZM9 240H10V238H9ZM31 240H32V238H31ZM37 240V239H36ZM39 240V239H38ZM59 240V239H58ZM57 240V241H58ZM74 240V239H73ZM82 240H83V238H82ZM89 240V239H88ZM94 240V239H93ZM126 240V239H125ZM153 240V239H152ZM178 240H180V239H178ZM198 239L196 238V241H197ZM203 240V239H202ZM219 240V241H220ZM243 240V239H242ZM0 241H2V240H0ZM6 241V240H5ZM4 240H3V242L4 243H6ZM8 241V240H7ZM20 241H22V240H20ZM25 241H23V242H25ZM28 241H30V240H28ZM33 241H34V238H33ZM41 241V240H40ZM61 241V240H60ZM65 241H66V239H65ZM91 241H92V239H91ZM111 241H113V240H111ZM114 241H116V240H114ZM118 241V240H117ZM124 241V240H123ZM145 241V240H144ZM162 241V240H161ZM166 241V240H165ZM195 241V240H194ZM218 241V240H217ZM219 241L217 242V244H215V245H218V243H219ZM229 241V240H228ZM227 241V242H228ZM2 242V243H3ZM9 242V241H8ZM7 242V243H8ZM11 242H12V240H11ZM106 242V241H105ZM120 242H122V241H120ZM128 242L130 243V240H129V238H128ZM128 242H126V243H128ZM138 242V241H137ZM149 242V241H148ZM192 242V241H191ZM209 242H210V240H209ZM216 242V241H215ZM223 242V241H222ZM223 242V243H224ZM240 242V241H239ZM242 242L243 241H241V243H237V244H242ZM247 242V243H246ZM252 242V241H251ZM13 244L14 243H16V242H12ZM26 243V242H25ZM38 243V242H37ZM40 243V242H39ZM44 243V242H43ZM43 243H41V245H43ZM67 243V242H66ZM90 243V242H89ZM97 244H98V242H96ZM101 243V242H100ZM110 243V242H109ZM114 244H115V242H113ZM117 243V242H116ZM163 243V242H162ZM171 243H173V242H171ZM201 243V242H200ZM207 243V242H206ZM221 243V242H220ZM12 244V246H14ZM81 244V243H80ZM96 244V245H97ZM107 244V243H106ZM120 244V243H119ZM139 244V243H138ZM144 244V243H143ZM195 245L197 244V243H194ZM201 244H203V243H201ZM236 244V245H237ZM3 245H5V244H3ZM7 245V244H6ZM5 245V246H6ZM8 245H10V244H8ZM7 245V246H8ZM17 245V244H16ZM38 245V244H37ZM79 245V244H78ZM84 245V244H83ZM91 245H92V243H91ZM95 245V244H94ZM100 245V244H99ZM99 245H97L98 247H99ZM104 245V244H103ZM108 245V244H107ZM107 245H105L106 247H110L109 245L107 246ZM130 246H131V244H129ZM179 244L177 243V246H178ZM193 245V244H192ZM235 245V246H236ZM243 245V244H242ZM261 245V244H260ZM4 246V247H5ZM11 246V245H10ZM34 246V245H33ZM40 246V245H39ZM80 246V245H79ZM160 246V245H159ZM162 246V245H161ZM180 246H181V244H180ZM197 246V245H196ZM205 246V245H204ZM254 246V245H253ZM0 247H3L2 245L0 246ZM3 247V248H4ZM9 247V246H8ZM16 247H18L19 249H20V251L22 250L21 248H20V245L19 246H16ZM86 247H91L90 246V244H89V246H88V244H87V246ZM103 247V246H102ZM105 247V248H106ZM116 247H117V245H116ZM129 247V246H128ZM135 247V246H134ZM172 247H173V245H172ZM175 247V246H174ZM179 247V246H178ZM187 248L189 247V246H186ZM190 247H192L191 245H190ZM206 247V246H205ZM215 247H218V246H215ZM219 247H220V245H219ZM234 247V246H233ZM244 247V246H243ZM248 247V246H247ZM250 247H252V246H249V248ZM10 248H13V247H10ZM72 248H73V246H72ZM93 248V247H92ZM95 248V247H94ZM111 248V247H110ZM137 248V247H136ZM177 248V247H176ZM179 248H181V247H179ZM183 248V247H182ZM199 248V247H198ZM229 248V247H228ZM245 248V247H244ZM4 249H6V248H4ZM4 249H2L3 251H4ZM14 249V248H13ZM49 249V248H48ZM48 249H45V250H48ZM59 249V248H58ZM87 249V248H86ZM119 249V248H118ZM124 249H127V248H124ZM131 250L130 251H132V248H130ZM141 249V248H140ZM159 249H161V247L159 248ZM173 249V248H172ZM175 249V248H174ZM178 249V248H177ZM185 249V248H184ZM190 249H193V247L192 248H190ZM231 249V248H230ZM247 249V248H246ZM245 249V250H246ZM9 250V249H8ZM29 250V249H28ZM39 250H41V248H39ZM44 250V251H45ZM61 250V249H60ZM91 250H94V249H91ZM98 250H99V248H98ZM111 250V249H110ZM114 250V249H113ZM127 250H129V249H127ZM153 250V249H152ZM169 250V249H168ZM182 250V249H181ZM195 252L197 251L196 250V247H195ZM204 250V249H203ZM215 250V249H214ZM220 250V249H219ZM255 250V249H254ZM11 251H12V249H11ZM14 251V250H13ZM65 251V250H64ZM86 251V250H85ZM105 251V250H104ZM156 251H158V250H156ZM155 251V252H156ZM165 251V250H164ZM177 251V250H176ZM223 251V250H222ZM221 251V252H222ZM227 251V250H226ZM238 251V250H237ZM236 251V252H237ZM263 251V250H262ZM7 252V255H5V256H8V251H6ZM17 252V251H16ZM48 252V251H47ZM47 252H43V253H47ZM53 252V251H52ZM51 252V253H52ZM61 252H63V250H61ZM67 252H68V250H67ZM74 252V251H73ZM92 252V251H91ZM110 252V251H109ZM123 252H125V251H123ZM160 252V251H159ZM181 252V251H180ZM200 252V251H199ZM216 252V251H215ZM214 252V253H215ZM233 252H235V250H233ZM235 252V253H236ZM245 252V251H244ZM243 252V253H244ZM11 253V252H10ZM20 253V252H19ZM26 253H29V252H26ZM43 253H41L42 254V256L43 255H45V254H43ZM56 252L54 251V253H52L53 255H56L55 254ZM119 253H121V252H119ZM133 253H134V251H133ZM174 253V252H173ZM173 253H171V251H170V254H172L171 256H172V258H173ZM179 253V252H178ZM178 253H176V254H178ZM192 252H188V254L190 255ZM218 253V252H217ZM220 253V252H219ZM223 253V252H222ZM230 253V252H229ZM254 253H256V252H254ZM2 254H3V252H2ZM14 254V253H13ZM34 254H35V252H34ZM49 254H50V252H49ZM59 254V253H58ZM89 254V253H88ZM107 254V253H106ZM125 254H126V252H125ZM137 254V253H136ZM142 254V253H141ZM150 254V253H149ZM167 254V253H166ZM166 254H165V258H166ZM169 254V253H168ZM167 254V255H168ZM170 254L168 255V257L170 256ZM175 254V253H174ZM175 254V255H176ZM194 253H192V255H193ZM196 254V253H195ZM228 254V253H227ZM226 254V255H227ZM234 254V253H233ZM236 254H238V253H236ZM11 255H12V253H11ZM17 255V254H16ZM46 255H48V253L46 254ZM45 255V256H46ZM63 255V254H62ZM102 255V254H101ZM129 255V254H128ZM179 255H181V254H179ZM188 255V256H189ZM189 256L190 258L191 257H193V256ZM214 255V254H213ZM219 255V254H218ZM225 255V254H224ZM229 255L230 254H228V256L227 257H229ZM247 255V254H246ZM1 256V255H0ZM13 256H15V255H13ZM12 256V257H13ZM18 256V255H17ZM29 256H31L30 254H29ZM41 256V255H40ZM50 255H48V257H49ZM56 256H58V255H56ZM55 256V257H56ZM71 256V255H70ZM93 256V255H92ZM109 256V255H108ZM126 256V255H125ZM162 256V255H161ZM185 256V255H184ZM187 256V255H186ZM196 256H197V254H196ZM216 256V255H215ZM235 256V255H234ZM233 256V257H234ZM2 257V256H1ZM59 257H60V255H59ZM58 257V258H59ZM64 257V256H63ZM121 257V256H120ZM151 257V256H150ZM154 257V256H153ZM156 257V256H155ZM167 257V258H168ZM182 257H183V254H182ZM222 257H223V255H222ZM233 257H231L232 259H233ZM236 257V256H235ZM240 257V256H239ZM246 257H248V256H246ZM4 258V257H3ZM33 259H34V255H33V257H32ZM57 258V260H59ZM68 258V257H67ZM70 258V257H69ZM72 258V257H71ZM177 258V257H176ZM217 258V257H216ZM216 258H215V260H216ZM230 258V257H229ZM228 258V259H229ZM237 258V257H236ZM235 258V259H236ZM7 259V258H6ZM29 259H31V257L29 258ZM55 259V258H54ZM80 259V258H79ZM140 259H144V256H143V258H140ZM146 259V258H145ZM156 259H159V257H157ZM161 259V258H160ZM171 259V258H170ZM170 259H167V260H170ZM174 259V258H173ZM212 259V258H211ZM214 259V258H213ZM212 259V260H213ZM220 259V258H219ZM222 259V258H221ZM227 259V260H228ZM238 259V258H237ZM8 261L10 260V259H7ZM12 260V259H11ZM40 260H41V258H40ZM47 260V259H46ZM49 260H51V259H49ZM56 260V261H57ZM66 260V259H65ZM64 260V261H65ZM103 260V259H102ZM129 259H127V261H128ZM139 260V259H138ZM164 260V259H163ZM172 260V259H171ZM183 261H184V257H183V259H182ZM181 260V262H183ZM193 260V259H192ZM257 260V259H256ZM261 260V259H260ZM13 261V260H12ZM11 261V262H12ZM36 262H37V260H35ZM64 261H62V263L64 262ZM69 261H70V259H69ZM120 261V260H119ZM126 261V262H127ZM132 261H133V259H132ZM131 261V262H132ZM159 261H161V260H159ZM158 261V262H159ZM179 261V260H178ZM188 261V260H187ZM190 261V260H189ZM230 261V260H229ZM236 261V260H235ZM238 261V260H237ZM7 262V261H6ZM32 262V261H31ZM30 262V263H31ZM48 262V261H47ZM46 262V263H47ZM59 262H61V261H59ZM94 262V261H93ZM103 262V261H102ZM107 262V261H106ZM135 262V261H134ZM134 262H132V264L134 263ZM141 262V261H140ZM140 262H138L139 264H141ZM144 262H146V260L144 261ZM149 262V261H148ZM164 262L166 263V264H168L169 262L168 261H165L164 260ZM174 262H175V260H174ZM191 262V261H190ZM221 262V261H220ZM224 262V261H223ZM239 262H243V261H241V259H240V261H238V263ZM13 264H14V261L12 262ZM29 263V264H30ZM137 263V262H136ZM135 263V264H136ZM137 263V264H138ZM160 264H162L161 262H159ZM158 263V264H159ZM173 263V262H172ZM177 263V262H176ZM175 263V264H176ZM186 263V262H185ZM263 263V262H262ZM1 264H2V261H1ZM5 264V263H4ZM22 264H24V263H22ZM36 264V263H35ZM43 264V263H42ZM57 264V263H56ZM129 264H131V263H129ZM144 264V263H143ZM148 264V263H147ZM174 264V263H173ZM178 264V263H177ZM180 264V263H179ZM184 264V263H183ZM221 264V263H220ZM222 264H224V263H222ZM226 264V263H225ZM260 264V263H259ZM264 264V263H263Z\"/></svg>",
  "mask_w": 264,
  "mask_h": 264
}]
</instances>
